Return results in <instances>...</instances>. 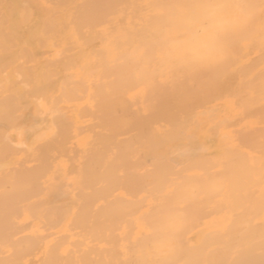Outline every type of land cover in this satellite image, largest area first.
I'll return each mask as SVG.
<instances>
[{"label":"bare ground","instance_id":"6f19581e","mask_svg":"<svg viewBox=\"0 0 264 264\" xmlns=\"http://www.w3.org/2000/svg\"><path fill=\"white\" fill-rule=\"evenodd\" d=\"M209 2V0H0V44H2V41H4V42H7V41H9V43H5L4 45H3V47L0 49V51L2 50V53H3V61H5L7 58H14L15 56H16V54L14 55V52L13 51H15V50H13V48H14V46L15 45H17L15 42H13L14 40H18V41H20V40H23V39H27V40H36V39H38L39 37L40 38H42V40L40 41V39L39 40H37L38 41V43H43V44H45L44 43V41H43V39H53V38H55V37H57L58 39H66V44L64 43V45L65 46H67V42H69L68 43V52H67V50H66V52L65 53H68V55L67 56H64V58L62 57L63 56V54H61V52L59 51L60 49H58V47L59 46H61V45H63L62 43H61V45H59L58 47L56 46V44H54V43H52L53 44V46L54 47H57V49L55 48V51H58L59 52V54H61L62 56H59V54H57L56 55V53H55V55L53 54V55H50V53L48 54V55H50V58L51 57H53V58H55V57H57V56H59V57H57V58H59L60 60L62 59L63 61L61 62L59 59H57L58 61H55V60H53V58L51 59V61H50V58H48V57H46V55L45 56H43V57H46L45 59H47V60H49V61H47L46 60V64H43V65H39V66H37L38 68L37 69H35V68H33L35 65H33V67H32V63H31V65H29L28 64V59L26 58V55H24L25 57V59L23 58V57H21V59L20 58H18L19 57V55H17L16 57L18 58V60H20L19 61V63H16V65L12 68V72L16 75V77H19V79H20V77H22V76H24V79H27V78H29V79H27V80H23V82L22 83H24V84H26V85H28L27 83L29 82V80L30 79H33V77L34 76H36V77H38V75L40 76V79L42 80V81H40L41 83V85H43V83L46 85V84H48L49 82H51L52 80L50 79V78H54V72L52 73V71L54 70L55 72L57 71L58 73H57V75L58 74H61V75H63V72H64V70H66V71H71V70H73V68L76 66V65H74L73 66V64H74V61H76L78 58L77 57H80L81 58V65L79 66L80 68H78V66H76L75 67V70L77 71V73L75 72V74H77V77H79V75H78V73L80 74V78L82 79V78H85L86 79V74L88 73H90V74H92V72H94L95 74H96V77L95 76H90V75H88V78H90V77H93V78H91V80L92 79H94L95 80V78H97L95 81L96 82H94V80H90L92 83H93V88H91L92 90V95H94V96H89V95H91V94H89V93H87V91H85V90H87L86 89V86L87 85H89V84H92L90 81L88 82V80H87V83H89V84H87L86 85V82H82V81H80V82H82V84H83V86L82 87H84V85H86L83 89L81 88V86L79 85L80 84V82L79 81H77L78 79H77V77H75V78H73V77H71L72 78V80H73V82H72V80L71 79H68V81H67V79L66 78H70V76H67L68 75V73H66L67 75H64L65 76V78L63 77V81L62 82H58V83H60V85L61 84H64L65 86H64V88H63V86H62V88L60 89V87H59V89L60 90H62L61 91V93L60 92H58L56 89V92L58 93V95L60 96H58L57 98H54V97H56V96H54L53 95V93H52V95H53V97L51 98V96H48V97H50L49 99H50V101L52 102V99L53 100H60V101H63V99L61 100V97H63L66 101H64V102H67V100L69 99V101L71 100L70 98L72 97V101H73V103H75L77 100H74V97H75V95L77 94V92L79 91V93H81V91L83 92V96H85L86 94H84V93H87L88 94V96L91 98H88L87 99V102H88V100L90 99V100H92L93 98H94V101L92 102L93 104V106H95L96 107V109H93V107H92V105H91V107H92V109L93 110H91V108H88V109H90V111L87 109V108H85V110L86 111H89V112H91V111H95L94 113H96V112H98L99 114H103L104 116H105V114L106 115H108L109 116V118H111L112 116V114L114 113V111L116 110L117 111V108L119 107H113V106H115L116 104V102H117V92L115 93V91L118 89V92H119V88H122V87H124L125 88V86H132L133 85V83L136 81V80H138V81H140V83L139 82H137V83H139V84H142V82L146 85V86H148L149 87V92L148 93H146V95H148L149 96V98L146 96L145 97V93L143 92V94L141 93V91H140V93L139 94H137L136 93V91L138 90H136V91H134L135 93V95L134 96H136V98H132L133 99V101H130L131 100V98L128 100V101H130L131 103L132 102H136V101H138V102H141V103H136V105L137 106H135V105H130V107H131V109H132V107L134 108L133 110H135V111H137V112H139L138 110H136V108L139 106L140 108H141V114L143 113V115L145 116V117H147V115H149L148 113H150V115H152V117L153 118H159L161 121H164V120H171V119H174L175 118V116L178 114V113H180L181 114V111L182 112H184L183 110H185V108H187L188 106H190L191 105V107H193L194 109H195V107L197 108L199 105H206L207 103L206 102H208V101H211L212 102V100L214 101V100H216L215 102H217V101H219V100H217V99H220L221 98V96H220V94H219V96H220V98H219V96H218V98L216 97V96H214V98L215 99H205V100H203V102L205 101V103L206 104H201V101L199 102V100L201 99H203V98H206L205 96H204V92H206V91H208V95L209 94H211V90L212 89H216V88H219V90H221V89H223L224 88V90H222L221 92H223V93H221V95H222V97L223 98H225L226 99V96H227V93H228V91H226V90H228V89H226L225 87V85H226V83L228 84V83H230V85H228V86H231L232 84H234V83H231V82H233L234 81V76L232 77V76H230V74H232V75H238V77H239V74L240 73H234V71H237V70H240L238 67H235L237 70H234L233 69V73H230V74H225L224 72H226V71H224L225 70V68L223 69V67H227V65H228V68H227V72H231V71H229V70H231L230 68H229V66L230 65H232V67H233V64H232V62H234V61H231L229 58H234V57H240V58H244V57H247V60H249V57H250V61H248L249 62V64H250V62H251V64H252V61H255V62H253V64L252 65H254V63L256 64L257 62H256V60L255 59H253V58H258V60L260 59L261 61H262V59L261 58H259V56L258 55H260V56H263L262 58H264V0H228V2L230 3V4H239V5H241L242 6V8H243V16H242V22H241V24L235 29V30H233V31H231L230 33H228L224 38H223V43H224V49H225V58L221 61V62H219V63H216V64H213V65H211V66H208V67H199V66H188V65H181V64H179V63H177V62H175V61H171V60H169V59H167L166 58V55H165V53H166V51L168 50V46H169V43L172 41V40H180V39H183L184 37H185V35H186V33L191 29V27H192V25L195 23V21H196V19H197V14H198V11H199V9L201 8V6L202 5H204V4H206V3H208ZM61 26H64V27H66V29H61L60 27ZM23 27H25V28H23ZM37 27H39L38 28V30H37ZM98 27H100L99 28V30L97 29ZM36 28V29H35ZM68 39H72L73 41H77L78 40V45H79V47H78V45H77V47H76V49L77 48H79V53L78 54H75V53H70V51H72V50H70L69 48H70V44H72L71 46H73L74 47V49H75V46L76 45H74V42H72L71 43V41H69ZM10 40H11V42H10ZM56 40V39H55ZM36 41V42H37ZM59 41V40H58ZM79 41H80V43H79ZM94 41H96V42H94ZM3 42V43H4ZM92 42H94V43H92ZM15 43V44H14ZM92 43V44H91ZM97 43V46H96V49H94V48H92L95 44ZM43 44H41L42 46H43ZM76 44V43H75ZM13 46V48H11V46ZM19 45H20V42H19ZM89 45H91V49H92V51L91 50H89L90 48H88V47H86V46H89ZM1 46V45H0ZM39 46V45H38ZM25 46H23V48H21V50L19 49V52L21 51V52H23V53H25V51H26V47L24 48ZM41 47V46H40ZM86 47V48H85ZM90 47V46H89ZM95 47V46H94ZM61 48V47H60ZM88 48V49H87ZM23 49V50H22ZM65 49H67V47H65ZM94 49V50H93ZM18 50V49H17ZM70 50V51H69ZM32 51V50H31ZM55 51H53V53L55 52ZM65 51V50H64ZM13 52V53H12ZM70 53V54H69ZM72 54V55H71ZM23 55V54H22ZM75 55L77 56V57H75ZM253 56V58L251 59V57ZM258 56V57H257ZM1 57V56H0ZM60 57H62V58H60ZM79 58V59H80ZM23 59H24V62H26V60H27V62H26V66H25V63L23 62ZM56 59V58H55ZM75 59V60H74ZM246 60V59H245ZM257 60V61H258ZM264 60V59H263ZM22 61V64H20V62ZM34 61H36L35 59L33 60V64H35V62ZM60 61V62H59ZM78 62H79V60H77ZM75 62V64H77L78 62ZM39 62V61H38ZM262 62H264V61H262ZM261 62V63H262ZM4 63H7L8 64V61L7 62H4ZM246 62H243V64H242V67H244L245 68V70L243 69V70H241V73L242 74H240V75H244V71H246V69H250L251 67H247L246 68V65L248 64V63H246ZM260 63V61H259V64L260 65H262ZM11 64V63H10ZM24 64V65H23ZM27 64L30 66V68H33V69H30V68H28L27 67ZM230 64V65H229ZM245 64V65H244ZM264 64V63H263ZM78 65V64H77ZM258 64H256V66H257ZM2 66H3V64H2ZM2 66H0V69L3 71L4 70V66H6V65H4L3 67ZM136 66H138V67H136ZM255 65L252 67V69L251 70H249V71H252V70H254V68L256 67ZM8 66H6L5 68H7ZM10 67V66H9ZM12 67V66H11ZM133 67V68H132ZM143 67V68H142ZM173 67V69H171ZM262 67H264L263 65H262ZM261 67V68H262ZM3 68V69H2ZM41 68L43 69V72L44 73H42L43 75L45 74V72H46V75L47 76H45L44 75V77H41V73H40V71L42 72V70H41ZM76 68H78V69H80V70H77ZM134 68H136V69H139L140 70V68H142V70H140V72H141V74L142 75H144V77H145V75L148 77H142V76H139V75H141V74H139V71L138 70H136L137 72H138V75H137V73H136V71H134L133 69ZM160 68H163L162 70H164L165 68L166 69H168L167 71H172V72H170V73H173L172 75H169V76H167V71L165 72V70L164 71H162ZM258 68H260V66L258 67ZM40 69V70H39ZM56 69H58V70H56ZM60 69V70H59ZM145 69H146V72H145ZM158 69H160L161 70V72H164L165 74H163V75H161L162 73L160 72V70H158ZM221 69H223V71L221 70ZM36 70H38L39 72L38 73H40V74H38V73H36L35 71ZM131 70L132 71H134V73L132 72L131 74H130V72H131ZM144 70V71H143ZM219 70H221L222 71V74L224 73L225 74V78L227 79V80H229V82H226L227 80L224 78V74L221 76V71H219ZM255 70H257V69H255ZM262 70V73L261 72H258L257 73V71H255V73H256V75L258 74V76H256L257 77V79H258V77H261V75H262V79H263V70H264V68H262L261 69ZM1 71V73H4V72H2ZM59 71H61V72H59ZM130 71V72H129ZM157 71H159V72H157ZM259 71V70H258ZM34 72L36 73V75L34 74ZM145 72V73H144ZM248 72V71H247ZM246 72V73H247ZM252 72H254V71H252ZM30 73H32V74H34L33 75V77H32V75L30 74ZM50 73H52V74H50ZM64 73V74H65ZM157 73H160V75H156ZM220 73V74H219ZM261 73V74H260ZM38 74V75H37ZM48 74H50V75H48ZM72 74V73H71ZM129 74L130 75H132V74H134L136 77H133L134 75H132V76H129ZM156 75V76H158L159 77V79H158V81H156L155 79H157V78H155V79H153V75ZM28 75H29V77H28ZM42 75V76H43ZM56 74H55V76H57ZM223 78V79H225L224 81L226 82H223V79L221 78V81L223 82H221L219 79V77L220 76ZM226 75H228V76H226ZM255 75V74H254ZM253 74H252V76H250L251 78H248V79H251L252 81H248V87L250 86V85H252L251 83L254 81L252 78L254 77L255 78V76H254ZM260 75V76H259ZM3 76V75H2ZM6 76V75H5ZM30 76L32 77V78H30ZM161 76H162V78H161ZM166 76V77H165ZM219 76V77H218ZM230 76V77H229ZM35 77V80L36 79H38V78H36ZM140 77V80L138 79ZM228 77H229V79H228ZM241 77V76H240ZM240 77H239V80H237L236 79V81H234L235 83H236V87L234 88V86H235V84H234V86L232 85V87H230V88H232V91H234L235 92V94L237 93L235 90H239V83H241V81L243 80L245 83L247 82V81H245V80H248V79H246V77L245 78H243V79H240ZM2 78V77H1ZM15 78V77H14ZM48 78H49V80H48ZM137 78V79H136ZM142 78V79H141ZM230 78H232L233 79V81H231L230 82ZM236 78V77H235ZM242 78V77H241ZM21 79H23V78H21ZM45 79H46V81H47V83H46V81H45ZM74 79H77V80H74ZM161 79V80H160ZM231 79V80H232ZM257 79L255 80V81H257ZM260 79V78H259ZM18 80V79H17ZM34 80V79H33ZM32 80V82L33 83H35V84H33L32 82H30V83H32V85L33 86H31V84H29L30 85V96H32L33 97V95L35 94V93H33L34 92V90H36L35 92H38L39 91V94H37V96H35V97H37V98H35V99H38L39 98V96H40V99H43V97H41V95L43 96V94L41 93V95H40V89H38L39 87H37L36 88V82L35 81H33ZM51 80V81H50ZM83 80V79H82ZM26 81V82H25ZM28 81V82H27ZM31 81V80H30ZM44 81V82H43ZM49 81V82H48ZM65 81H67L70 85H72V87L71 86H68V83L67 82H65ZM237 81H239L238 83H237ZM259 81L260 80H258L257 81V83H259ZM20 82V81H19ZM43 82V83H42ZM66 84H65V83ZM76 82V83H75ZM244 82L243 83H241L242 85L244 84ZM262 82H264L263 80H262ZM96 83V84H95ZM136 83V84H137ZM221 83L225 86V87H219V86H221ZM255 83V82H254ZM39 84V85H40ZM74 84V85H73ZM77 84V85H76ZM3 85H5V86H3V88H1L0 89V92H1V90L3 91L2 93H1V97H0V106L3 108V105L4 104H7V103H11V102H14L15 101V104H16V102H17V100L20 98V96H21V92L19 91V93L18 94H13V93H10L8 90H9V88H8V86L6 85V83L5 84H3ZM35 85V86H34ZM138 85V84H137ZM242 85H240L241 87H242ZM253 85H256V86H252V87H256V89H257V84H253ZM260 85H261V83H260ZM263 85V84H262ZM262 85L261 86H259L258 88H261L262 87ZM44 86V85H43ZM139 86H143V85H138V86H136V87H139ZM146 86H145V88H146ZM245 86V88H246V90H247V83H246V85H244ZM90 87H92L91 85H90ZM134 87V86H133ZM32 88H34V89H32ZM41 88V87H40ZM43 88V87H42ZM88 88V87H87ZM123 88V90H125ZM142 88H144V87H142ZM243 88V87H242ZM242 88H240L241 89V91H243L242 93H239L240 91H238V93H237V95L238 96H241V97H244L245 95L248 97V93H249V91L247 90H242ZM249 88H251V86L249 87ZM37 89H38V91H37ZM43 89H45V88H43ZM51 89V88H50ZM133 89H135V88H132V90ZM226 89V90H225ZM233 89H235V90H233ZM255 89V90H256ZM262 89V88H261ZM263 89H264V87H263ZM7 90V91H6ZM59 90V91H60ZM122 90V91H123ZM129 90V89H128ZM127 90V91H128ZM152 90H153V92H152ZM231 90V89H230ZM251 90H253V88L252 89H250V91ZM259 90V89H258ZM126 91V90H125ZM129 91H131V90H129ZM150 91H151V93H150ZM245 91H246V93L247 94H244L243 95V93H245ZM7 92H9L10 94H8ZM14 92V91H13ZM43 92V91H42ZM49 92H50V90H49ZM48 92V94L47 95H49L50 93ZM54 92V91H53ZM63 92V93H62ZM217 92V91H216ZM225 92H227V93H225ZM234 92H232V93H228L229 94V96L227 97V99L230 97V95L231 96H234V97H236L237 98V100H240L241 99V97L238 99V96L237 95H235L234 94ZM259 92V95H257V96H260L261 94H260V91H258ZM263 92H264V90H263ZM46 93L47 92H45L44 94H45V98L43 99V101L47 104H49L50 102H48L49 101V99H47L48 97H47V95H46ZM56 93V94H57ZM123 93H125L126 94V92H122L120 95L121 96H119V97H121V99H123V97L122 96H124V95H122ZM251 93V92H250ZM257 93V92H256ZM262 93V92H261ZM13 94V95H12ZM131 94H133V92L131 93ZM131 94H129L130 96H132L133 97V95H131ZM141 94H142V96H141ZM206 94V96H207V93H205ZM226 94V95H225ZM232 94H234V95H232ZM258 94V93H257ZM263 95V97H264V93H262ZM39 95V96H38ZM82 95V94H81ZM137 95H140V97H142L144 100H142V98H141V100L143 101H140V98H138L139 96H137ZM150 95H151V97H150ZM224 95H225V97H224ZM243 95V96H242ZM252 95L253 96H251V97H248L249 99L248 100H251L252 102L254 101V99H252V98H254V96L256 97V94L255 93H253L252 92ZM77 96V95H76ZM79 96V95H78ZM78 96H77V98H78ZM83 96L81 97V96H79V98H82V100H83ZM213 96H211V95H209L208 97H210V98H212ZM47 97V98H46ZM86 97V96H85ZM84 97V98H85ZM118 97V103L117 104H119V98ZM125 97H127V96H125ZM145 97V98H144ZM77 98H75V99H77ZM79 98H78V100H79ZM138 98V99H137ZM233 98V97H232ZM236 98H233V99H231V97H230V99H229V103H230V101L231 102H233L234 100L237 102V100H236ZM251 98V99H250ZM47 99V100H46ZM120 99V103H121V100ZM136 99V100H135ZM145 99H146V101H145ZM226 99V100H227ZM256 99H257V97H256ZM260 99H262V100H264V98H260ZM259 99V100H260ZM46 100V101H45ZM81 100V99H80ZM147 100H150V101H147ZM207 100V101H206ZM233 100V101H232ZM124 101H125V99H124ZM128 101H127V104H128ZM146 103H145V102ZM241 101H242V99H241ZM243 101H245V98H243ZM243 101L242 102H239V106L238 105H236V103L235 102H233V106H238V107H240L241 105L240 104H242L243 103ZM251 101H249L250 103H248V105H249V107L247 106V109H245L246 111L243 113V106H241V108L242 109H239L238 111H240V113H239V116L240 115H244V114H246V116L248 115V118H254L253 120H255V118H257L258 117V120L260 119V117H262V115H263V112H262V109H263V111H264V108H262L263 107V105L261 104V105H259V101H258V99H257V102H258V106L255 108L254 106H255V104H257V102H255L254 101V103H253V105H252V103H251ZM33 102H35L36 103V100L34 101V99H33ZM78 102V101H77ZM76 102V103H77ZM123 102V101H122ZM126 102V101H125ZM124 102V104H126ZM149 102H151V103H149ZM196 102H198V104H196ZM202 102V103H203ZM223 102H224V99H223ZM2 103H4V104H2ZM59 103H62V102H59ZM75 103V104H76ZM91 103V102H90ZM143 103H144V105H143ZM200 103V104H199ZM208 103H210V102H208ZM227 103H228V100H227ZM235 103V104H234ZM9 104H7V105H5L4 106V108L5 107H9V111H10V106H12L13 107V105H9ZM28 104V103H27ZM37 104V103H36ZM54 104H57V101H54V102H52V103H50L49 104V106H50V108H51V106H55ZM65 104V103H64ZM78 104H80V105H82L81 103H78ZM123 104V106H124V108H126L125 106L126 105H124ZM140 104V105H139ZM148 104H150L151 106H147ZM192 104L194 105V106H192ZM244 104H245V102H244ZM263 104H264V102H263ZM17 105V104H16ZM25 105V104H24ZM90 105V104H89ZM227 105V104H226ZM246 105L247 104H245V108H246ZM15 106V105H14ZM18 106V105H17ZM21 106H23V105H21ZM21 106L19 107L18 106V108H16V110L15 111H17L18 109H20L21 108ZM39 106V105H38ZM67 106H68V104H67ZM69 106H70V104H69ZM85 106H88V104H86L85 103V105H84V107ZM120 106H122V105H120ZM122 106V107H123ZM129 105H127V108H129L128 107ZM143 106H145V107H143ZM228 106V105H227ZM16 107V106H15ZM14 107V108H15ZM46 107H47V105H46ZM53 107H52V109H53ZM89 107V106H88ZM138 107V108H139ZM238 107H236V108H238ZM252 107H253V109H252ZM259 107V108H258ZM260 107H261V109H260ZM2 108H1V110H2ZM3 108V110H6L7 109V113H8V115H9V112H8V108H6V109H4ZM14 108H11V112H10V114H13L12 113V111L14 110ZM26 108V105H25V107H23V109H25ZM55 108V107H54ZM57 108H59L58 106H57ZM56 108V109H57ZM75 108H77L76 107V105H75ZM81 108H83V106H81ZM81 108L79 109V111L81 110ZM116 108V109H115ZM143 108V109H142ZM145 108V109H144ZM147 108H148V110H149V112H148V110H147ZM193 108H191V109H193ZM198 108H204V106H201V107H198ZM248 108H249V110H248ZM13 109V110H12ZM37 109H38V111L40 112L39 114H41L42 112V110H44L43 108H42V110L40 111V109H39V107H37ZM48 109V108H47ZM115 109V110H114ZM120 109H122V108H120ZM187 109H189V108H187ZM259 111H258V110ZM2 110V111H3ZM22 110V109H21ZM54 110V109H53ZM58 110V109H57ZM75 110V109H74ZM123 110V109H122ZM126 110V109H125ZM133 110L132 111H130V112H132V114L134 115V113H133ZM146 110H147V112H146ZM202 110V109H201ZM213 110V109H212ZM234 110V109H233ZM251 110V111H250ZM38 111H36V113H37V115H38ZM55 111V110H54ZM62 111V110H61ZM68 111V110H67ZM69 111H70V109H69ZM78 111V113H79V118H82L83 116H84V114H82L81 116H80V112ZM86 111H85V114H87L86 113ZM120 111V110H119ZM134 111V112H135ZM194 111V110H193ZM248 111V112H247ZM256 111H258V114H259V112H260V114H262L260 117H259V115L257 114V113H254V112H256ZM4 113H5V115H7L6 114V112L5 111H3ZM14 112V111H13ZM53 112V111H52ZM56 112V111H55ZM59 112V113H58ZM84 112V111H83ZM120 112H123L122 113V115L124 116V114H125V116H127V117H123V116H121L122 118H124L125 119V121L127 122L128 120H126V119H128V114L126 113V111H120ZM127 112H129V111H127ZM137 112H136V114H137ZM206 112H208V111H206ZM210 112V111H209ZM249 112H252V114H253V116H254V114H255V117H251V115L249 114ZM57 113L61 116L62 114H65L64 112L63 113H61L60 114V111H57ZM57 113H54V114H57ZM77 113V114H78ZM117 114H118V112H116ZM115 113V114H116ZM152 113V114H151ZM192 113H194V112H192ZM204 113V112H203ZM234 113V112H233ZM2 114V118L4 117L5 119L7 118L6 116H3L4 114L3 113H1ZM54 114H52L53 116H54ZM97 114V113H96ZM95 114V115H96ZM117 114H116V116H117ZM127 114V115H126ZM145 114H147V115H145ZM199 114H201V113H199ZM7 115V116H8ZM14 117L16 118V115H15V112H14ZM13 115H11V116H13ZM19 115H20V113H19ZM51 115V116H52ZM89 115V114H88ZM95 115H91L90 117L92 118V116H95ZM118 115H121L120 113L118 114ZM130 115V114H129ZM139 115V114H138ZM184 115V114H183ZM195 115V114H194ZM229 115V114H228ZM256 115H258V116H256ZM22 116V115H21ZM39 116H41V115H39ZM52 116V118H53V121H54V117ZM55 116H57V115H55ZM69 116V115H68ZM86 116V115H85ZM84 116V117H85ZM96 116H98V117H96ZM94 118L97 120V119H99L100 118V115H96ZM103 116V117H104ZM111 116V117H110ZM140 116V115H139ZM139 116H136L138 119L140 118ZM207 116H208V114H207ZM221 116V115H220ZM239 116H237L236 118L238 119V120H236V118H233L234 120H229V122H230V124H232L233 122H236L237 123V125H236V123H233L232 125H233V129H234V127H236L237 128V130H236V128L234 129V130H236V131H232V128H231V131H230V134H231V132H235V134H234V136H233V139L232 140H236V136H237V143H238V145H239V143H244L243 145H239V146H244L245 145V147L244 148H247V143H248V146H250L251 145V149H255L254 148V145H256L255 147L257 148V146H258V148H259V146H260V148H262L261 150H262V152L260 151H255V150H258V149H255L254 151H252V150H250V151H248L249 149V147L247 148V149H244V150H246V154L245 155H247V154H251V155H253V159H254V155H260L261 156V154L263 155L264 154V149H263V144L264 143H262V146H261V144H260V142L261 141H256V142H258L260 145H258V143H256L255 142V144L252 142V134L251 133H253V134H255L254 132H256V134L254 135V141L255 140H261V138H263L264 136H262L263 135V133H262V135L260 134V132L262 131V130H264L263 128V126H264V123H263V121H264V118L262 119V121L261 120H259L258 122L259 123H261V125H262V123H263V125L261 126V127H263L262 128V130H260L261 129V127L259 126L258 128H260L258 131H259V134L262 136H260V138H256V136L258 135L257 134V131H254V130H252V129H255L256 128V130H257V127H253L252 129L251 128H249L245 123H244V121H243V119L245 118V116H244V118H243V116L241 117H239ZM250 116V117H249ZM10 117V116H9ZM18 118H19V116H17ZM59 117V116H58ZM58 117L57 118H55V121H54V123L56 122V120L58 119ZM62 117H64V116H62ZM62 117H60L61 119H63ZM71 117V116H70ZM90 117H89V119H90ZM132 117H135V116H131V117H129V119L131 118V120L134 122L135 120H133L132 119ZM135 117V118H136ZM143 118V122H136L138 119H136V121H135V124L134 123H132V126H131V124H129L130 123V120L128 121V123L126 124V125H124L125 124V122H124V119H122V118H120V120H119V118H118V116H117V118H118V121L120 122L121 120L123 121V125L124 126H122V127H124V128H126L127 127V129L126 130H124L123 129V131H121L122 129H121V126H120V132L118 133V129H116V126L118 127L119 125H116L115 126V128H114V131H116V130H118V131H116V132H114V134L115 135H117V133H118V136H115L114 134V136L113 135H111L112 133H110L111 132V130H113V129H110V132L107 130V128H106V126L107 125H109V124H103L102 122H100L101 121V119H100V121L98 120L97 122L98 123H102L104 126H105V128L103 127V125H102V127L104 128V129H102V130H99L98 129V127L96 128V127H94L95 125H93V124H96L97 122L96 121H94V119H91V120H89V121H92V123H89L90 124V126H91V124H92V126H93V128L95 129H97V130H92V129H90V128H88L87 127V125L88 124H86L85 126H83L85 123H83V125L82 126H78L79 127V129H80V127L81 128H85V127H87V129L88 130H83L82 132H86V131H92V133L91 132H89V133H91V134H93V136L90 134V136H92V137H88V138H92V140H93V142H91V144H90V141H89V143L88 144H85V145H89L90 147H88V150L89 151H91V148H92V146H93V148L96 150L97 148H95V147H97L98 145H99V147H98V149L96 150L97 151V156L99 155V157H101V156H103L104 157V155H101L100 156V153L98 154V150H100V147H102V146H100V143L102 142V143H104V141H105V139H106V141L105 142H107L108 140L110 141L113 137H119V139H117V141L115 142V145H114V143H112V146L114 145L115 147H117V144L118 145H120L119 143H117L118 142V140H120L121 138L123 139L125 136V138H128L129 136L130 137H132L131 135H126L127 134V130L128 129H130L131 127L132 128H134V125L136 126V127H138V129H134V131H135V134H136V132H137V130H138V132L137 133H139L142 129V131L145 133V135H147V137H142V139L145 141V138H146V140L150 137V136H148L150 133L149 132H151V130H152V124L153 125H156V123L158 122H156V121H153V120H149V119H147V118ZM2 119V122L3 121H5V122H3V123H8L9 121H6L5 119ZM11 118H13V117H11ZM52 118L50 119V120H52ZM58 119V120H61V119ZM66 118V117H65ZM69 118V117H68ZM73 118V117H72ZM106 118V119H105ZM104 119H103V122L105 123V121L107 120V122H110L109 121V119L107 118V117H105ZM114 118H116L115 117V115H114V117H113V119ZM228 118V117H227ZM241 118V120L239 121V119ZM14 119V118H13ZM17 119V118H16ZM74 119V118H73ZM88 119V118H87ZM140 119H142V117L140 118ZM246 120H247V117L245 118ZM7 120H8V118H7ZM111 120V119H110ZM146 120H148V121H146ZM155 120H157V119H155ZM179 120V119H178ZM182 120H183V117H182ZM236 120V121H235ZM52 121V122H53ZM66 121V120H65ZM65 121H64V119H63V121H61V122H64V123H62V126H64L65 124L68 126H64L65 128L67 127V129L69 128V131H67V133H68V135L70 134V138L67 136V134L66 135H64L65 137L67 136L68 137V140L66 141V142H68V144L70 143V144H75V142L73 141V139H75L74 137H73V139H72V141H69V139H71L72 138V135H71V128L70 127H72L71 125H73L74 123H72V121L70 120V121H66V123H65ZM75 121V120H74ZM94 121V122H93ZM116 121H117V119H116ZM117 121V122H118ZM140 121V120H139ZM151 121V122H150ZM176 121V120H175ZM191 120H189V121H187V123H189ZM222 121V123H220V121L219 120H217L216 121V124L219 122V125L220 124H222V127L224 126L223 124V120H221ZM242 121V123L241 124H243V125H245V127L247 126L249 129H250V135L248 134L249 132H247L249 129H247V127H246V129L247 130H243V128L244 127H242V128H240L239 130H238V123H240ZM14 122V121H13ZM51 122V125L53 126V127H55L56 128V126H57V128L59 127H61V126H58V123H61L60 121L58 122L57 121V124L55 123V125H53L54 123H52ZM69 124H68V123ZM96 122V123H95ZM113 122V121H112ZM114 122H115V120H114ZM116 122V123H117ZM118 122V123H119ZM145 122V123H144ZM146 122H149V123H146ZM166 122V121H165ZM164 122V123H165ZM192 122H193V120H192ZM256 122V121H255ZM258 122H256L257 124V126L259 125V123ZM70 123H72V124H70ZM117 123V124H118ZM140 123H142V124H140ZM155 123V124H154ZM179 123L181 124V122L179 121ZM178 123V124H179ZM251 123V122H250ZM12 124V123H11ZM111 124V123H110ZM113 124V123H112ZM131 126V127H129V125ZM134 124V125H133ZM141 126H140V125ZM143 124H145V125H147V126H149V124H151V127L149 126L148 128L150 129H147L148 131L147 132H145L144 131V129L146 130V128H144V127H147V126H142ZM186 124V123H185ZM180 125V126H178V127H180L181 129L182 128H184L185 129V126H187V125ZM189 124H191V123H189ZM198 124V123H197ZM215 124V123H214ZM213 124V125H214ZM236 126H235V125ZM5 125V124H4ZM77 125V124H76ZM100 125L101 124H99V127H100ZM115 125V123L113 124V126ZM139 125V126H138ZM166 125H168V123L166 124ZM218 125V124H217ZM211 126V128H209L208 127V129H211V130H214V131H209V132H211V135H212V133H214L215 132V134H216V131H218L217 130V127H220V126ZM232 125H230V126H232ZM240 125V124H239ZM250 125H252V124H250ZM253 125H255V124H253ZM6 126V125H5ZM10 126V125H9ZM97 126V125H96ZM163 126H164V124H163ZM169 126V125H168ZM240 126H242V125H240ZM74 127V126H73ZM72 127V128H73ZM78 127H75L77 130H76V136L77 135H79V133H81V129H80V131H79V133H77L78 132ZM101 127V128H102ZM108 127V126H107ZM110 127H111V125H110ZM129 127V128H128ZM142 127V128H141ZM216 128V129H213V128ZM7 128V127H6ZM12 128V127H11ZM56 128V130H59V129H57ZM92 128V127H91ZM119 128V127H118ZM155 128V127H154ZM61 129H62V127H61ZM60 129V130H61ZM90 129V130H89ZM106 129V130H105ZM55 129H54V131H56ZM59 130V131H60ZM64 130V129H63ZM99 130V132L101 131V133L102 134H100V133H98L97 131ZM131 130V132H133V130L132 129H130ZM183 130V129H182ZM0 131H3V129L1 128V130ZM42 131H44V130H42ZM58 131V133L60 134V132ZM66 130H64V132H65ZM94 131H96V134L94 135ZM105 131V132H104ZM125 131V132H124ZM208 131V130H207ZM206 131V132H207ZM221 131V130H220ZM225 131V130H224ZM238 131V132H237ZM240 131L242 132L241 133V136H240ZM244 131V132H243ZM4 132H5V130H4ZM31 132V129L29 128V127H24V126H21V127H15V128H13L12 130L10 129V133L8 134V144L6 145V147H12L11 146V144L13 145H16L17 146V148H18V145L19 146H21V147H23L25 144H26V142H25V135L26 134H29ZM57 132V131H56ZM56 132H54V134L56 133ZM64 132L62 133V137H64L63 136V134H64ZM107 132H109L110 134H108ZM113 132V131H112ZM122 132H124V133H122ZM209 132H207V133H209ZM247 132V133H246ZM264 132V131H263ZM6 133V132H5ZM42 133V132H41ZM57 133V134H58ZM99 135H98V134ZM104 133H106V134H108V135H105ZM123 135H122V134ZM144 133H141L140 132V135L142 134H144ZM146 133H148V134H146ZM237 133H238V135H237ZM244 133V134H243ZM42 134H44V133H42ZM103 134L105 135L104 137H101V136H103ZM135 134H133L132 133V135L134 136ZM3 135H5L4 133H3ZM74 135V134H73ZM113 136V137H110L111 139H109V138H107L106 136ZM122 135V136H121ZM139 135V134H138ZM144 135V136H145ZM168 135V134H167ZM43 136V135H42ZM52 136H53V132H52V134H51V137H48V138H45L44 139V141H45V144L46 145H50L52 142H53V139H55V140H57L59 137H60V135L58 136V138H53L52 140H50V138H52ZM55 136H56V134H55ZM54 136V137H55ZM75 136V137H76ZM100 136V137H99ZM124 136V137H123ZM136 136H137V134H136ZM188 136H190V135H188ZM214 136V135H213ZM222 136V135H221ZM226 137V135H223L222 136V138H225ZM239 136V137H238ZM5 137V136H4ZM40 137V136H39ZM46 137V136H45ZM57 137V136H56ZM67 137L65 138V139H67ZM94 137H97V138H94ZM135 137V136H134ZM138 137V136H137ZM170 137H173V136H170ZM98 138H104L102 141L101 140H99V141H101L100 143H97L98 142ZM136 138V137H135ZM135 138H134V140H135ZM191 138H193V137H191ZM239 138H241L240 140H242V142H240V140L238 141V139ZM5 139V138H4ZM47 139V140H46ZM60 139H63V138H60ZM95 139H97V140H95ZM113 139H115V138H113ZM121 139V140H122ZM129 139V138H128ZM137 139V138H136ZM142 139H140V140H142ZM172 139V138H171ZM3 140V138H1V141ZM5 140H7V138L5 139ZM49 140H50V142H49ZM54 140V141H55ZM90 140V139H89ZM95 140V141H94ZM127 140V139H126ZM134 141L133 142V140H131L134 144L133 145H135V144H137L138 146H141V145H143V142L142 141ZM160 140H162V139H160ZM227 140V139H226ZM263 140V139H262ZM44 141L42 142V143H40V145H37V146H41L42 144L44 145V147H45V144H44ZM50 143H48V142ZM63 142V140H60L59 142ZM65 141V140H64ZM97 141V142H96ZM108 141V142H109ZM128 141H130V139L128 140ZM128 141H123L122 142V145H120V146H123V144H125V142L126 143H131V142H128ZM165 141V140H164ZM230 141V140H229ZM236 141H234V142H236ZM48 144H47V143ZM58 142V143H59ZM73 142V143H72ZM110 142H112V141H110ZM104 143V145L105 144H110L111 145V143ZM119 142H121V141H119ZM140 142H142V144H140L139 145V143ZM253 143V145H252V143ZM262 142H264V141H262ZM3 144L4 143H6L5 141L4 142H2ZM2 143H0V145L2 144ZM9 143H11L10 145H9ZM54 143V142H53ZM55 143H56V141H55ZM79 143V142H78ZM86 143V142H85ZM101 143V144H102ZM249 143H251V144H249ZM1 145V146H5V145ZM39 144V143H38ZM62 144H65V146H66V148H67V150H65V149H62V150H64L63 152H62V150H58V146H57V151L55 150V149H53V145H51V147H52V150L53 151H55V152H57V153H55V154H53L50 150H48V149H46V150H48L47 152H45V154L47 153L49 156H50V158H48V156H46V159L48 158V160L49 161H46V162H48V164H49V162L51 163L50 165V169H48V170H52L51 169V167H52V163L53 162H55V160L58 158L59 159V156H62V158H64L65 157V159H67V157H68V159L67 160H65V161H67L66 163H68L67 165H68V167H72V171L74 172V173H76V174H74L73 173V175H77V177L79 176V174H80V178H81V176H82V174H81V172L80 171H74V164H76V163H73L74 161H77V159H76V155L77 156H79L77 153L78 152H74V150L76 151V147H75V145H74V147L73 146H70V145H68L67 146V143H62ZM79 144H81V142L79 143ZM95 144V145H94ZM128 144V145H129ZM42 145V146H43ZM56 145H58V144H56ZM60 145V144H59ZM84 145V147H85V151L83 152L84 154L85 153H88V152H86V150H87V146H85ZM97 145V146H96ZM136 145V146H137ZM158 145V144H157ZM157 145H155V147H157ZM229 145V144H228ZM238 145H236L235 144V147L234 148H236V146H238ZM16 146H13V147H16ZM37 146L35 145L34 147H33V150H35V151H32V152H36V154L35 155H33L32 156V154L33 153H31L30 155L32 156H30V155H27V154H29L30 152H28V148L26 149L25 148V152H24V150H22V151H20L19 149H22L21 147H19L18 149H16L17 151L19 150L20 151V153L21 152H23L24 154H26V155H24V157H22L24 160L22 161V159L21 160H19V161H21V164L23 165L24 163L26 164V167H27V159H31L30 161H28V163L29 162H34L33 164H32V166H30V170H32L31 169V167H33V165L35 164L36 165V162L35 161H37V162H39L40 163V161H38V159H37V157H39L38 155V153L40 152L39 150H37L38 148H37ZM41 146V147H42ZM63 145H60V147H59V149H61V148H63L62 147ZM65 146H64V148H65ZM106 146V145H105ZM109 148H110V146L109 145H107ZM111 146V147H112ZM119 146V147H120ZM126 146H127V144H126ZM125 145H124V148L126 147ZM136 146L134 147V148H132V144H131V146H127L128 148H132V149H135L134 151H136ZM137 146V147H138ZM212 146V145H211ZM232 146V145H231ZM238 146V147H239ZM36 147V148H35ZM40 147V148H41ZM44 147H42V148H44ZM69 147V148H68ZM74 148L73 150L71 149V148ZM115 147H112V149L110 148V150L113 152H111V154H115ZM5 148V147H4ZM41 148V149H42ZM45 148H47V146L45 147ZM45 148L43 149V150H45ZM78 148V147H77ZM92 148V149H93ZM103 148H105V147H102L101 149H103ZM146 148V147H145ZM227 148H229V149H231L229 146H227ZM243 148V147H242ZM259 148V149H260ZM2 149H3V147H2ZM30 149V148H29ZM68 149H71V151H73L72 153H70L71 151H69ZM81 149V148H80ZM92 150L91 152H94L95 150ZM114 149V150H113ZM118 149V148H117ZM117 149H116V151H117ZM119 149H122V147H120ZM125 149H127V148H125ZM124 149V150H125ZM213 149H216L217 150V153H219L218 152V150L220 149V147L219 146H216V147H209L208 148V150H213ZM8 150H10V148H6L5 149V151H8ZM12 150V149H11ZM11 150L9 151V152H11ZM37 150V151H36ZM82 150V149H81ZM105 150V149H104ZM106 150H108V149H106ZM110 150H109V152L107 151V153H105V155H106V157L107 156H111V154H110ZM123 150V149H122ZM123 150V151H124ZM128 150V149H127ZM131 149H129V151H130ZM199 150V152L201 153V159L199 158V160L203 163V165L206 167L207 165V163H204V160L202 161V159H206L207 161L208 160H210V162H211V160L214 158V155H211V154H209L208 152L209 151H207L206 149H202V148H200V149H198ZM226 150V155H227V157H226V155H222V156H225L223 159H221V160H219V161H223V160H226V162L225 161H223V162H225V163H227L229 160H228V157H229V159L230 158H234L235 156H229V154L231 153V151L232 152H235L234 151V149H232V150H228V149H225ZM235 150H237V149H235ZM243 150V151H244ZM16 151V153L18 154V152ZM30 151V150H29ZM39 151V152H38ZM60 151V152H59ZM67 151V152H66ZM134 151H131V153H134V155H136V158L135 159H137L138 160V163H139V158L141 157L140 155L141 154H139V153H137V151H136V153L134 152ZM207 151V152H206ZM229 151V152H228ZM242 151V150H241ZM240 150H239V152H241ZM28 152V153H27ZM38 152V153H37ZM51 152V153H50ZM65 152V153H64ZM71 154H69V153ZM82 152V151H81ZM80 151H79V153H81ZM99 152H101V150L99 151ZM238 151H237V155L238 154H240ZM13 153V155L15 154V152L13 151L12 152ZM40 153H42V152H40ZM61 153V154H60ZM74 153H75V156H73L74 155ZM102 153V152H101ZM120 153V152H119ZM118 153V154H119ZM130 152H128L127 154H126V150H125V155H127L128 156V154H129ZM151 155H156L155 153L153 154V151H151ZM228 153V154H227ZM242 153V152H241ZM244 153V152H243ZM243 153H242V156H245V155H243ZM0 154H3V155H5L4 153H1V150H0ZM38 154V155H37ZM44 154V155H45ZM65 154H67L66 156H64ZM84 154H82L81 153V157L79 156L78 157V159L80 158H82L81 159V163H77V166L78 165H80V166H78L79 168L78 169H80L81 168V166H82V164H84V163H86L85 161L82 163V160H85L86 158V154H85V157H84ZM89 154V153H88ZM92 155L94 154V153H91ZM103 154V153H102ZM108 154V155H107ZM216 154V153H215ZM11 155V154H10ZM9 155V159L10 158H12L11 156ZM36 155H37V157H36ZM59 155V156H58ZM69 155V156H68ZM92 155H90V158L92 157ZM130 155V154H129ZM132 155V154H131ZM138 155L140 156V157H138ZM236 155V160L238 159V156ZM241 155V154H240ZM240 155H239V159H240ZM6 156V155H5ZM8 156V155H7ZM25 156H26V159H25ZM43 156V155H42ZM41 156V157H42ZM54 156H56V157H54ZM72 156H73V159L75 158V160L73 161V159H72ZM113 156V155H112ZM122 156H124V155H122ZM154 156H152V157H154ZM179 156V155H178ZM197 156V155H196ZM260 156H258V157H260ZM264 156V155H263ZM36 157V158H35ZM41 157L39 158V159H41ZM55 159H54V158ZM95 157H96V155H95ZM98 157V158H99ZM106 157L105 158H103V159H106ZM116 157V156H115ZM118 157H120V156H118ZM138 157V158H137ZM180 157V156H179ZM199 157V156H198ZM198 157H196V158H194V157H190V158H192L193 160H194V162L192 163L193 164V166L195 165L194 163L195 162H197L198 160ZM245 157H247V156H245ZM257 157V158H258ZM262 157V156H261ZM261 157L260 158H258V160H259V163H258V165L257 166H255L256 168L257 167H259L260 166V164L263 162V157H262V159H261ZM0 158H1V156H0ZM16 158H17V156H16ZM44 158V157H43ZM54 159V161H53V159ZM61 157H60V160L62 159ZM84 158V159H83ZM93 158V159H92ZM91 159H89L88 158V160H86V161H89V160H91L92 161V163H94L95 161H97V160H99V163L100 162H104V164H103V166L105 165V163L107 164V161H110L111 160V157H109L110 158V160H102V161H100V159H97V160H95V158L94 157H92ZM108 158V157H107ZM120 158H122V157H120ZM189 158V160L188 161H190V160H192V159H190ZM232 158V159H233ZM250 159H248L247 158V162L248 163H242V161H244V159L246 160V158H244L243 160H240L241 161V166H239L240 168L241 167H243L244 168V166H242V164H247V166H246V168H245V174H244V172H243V174L241 173V174H239V176L237 177V175H238V173H239V170H237V169H240L238 166H237V163H238V160L235 162V160H234V162H232V164L233 163H236V164H233L235 167H236V169L235 170H237L236 171V173H237V175L236 174H234V175H232V173L230 174L229 172L230 171H228V169H226L227 168V166H229L230 167V165H231V161H229L228 163H230V165L228 164L227 166L225 165V167L226 168H224V169H226V171H228V172H222V171H220V170H215L216 172L218 171H220V173H223V174H217L215 171L212 173L211 172V175H209L210 177H213V176H216V178H211L210 180H212L213 179V182H211V181H209L208 179V181L210 182V183H208V182H206V181H204V183H202L203 182V179L204 180H206L205 178H207V177H209V176H207V174H208V172L210 171L209 169H211L212 167H215V165L214 164H216V163H212V162H214V160H212V164L214 165H211L210 166V168L208 169V171H206L207 172V174H206V172H205V170H207V168L209 167V166H207V168L204 170H202V169H199V170H201L202 172L204 171L205 173H203L202 174V176H203V178H199L198 177V179H199V181L201 180L202 182H199L198 181V183L200 184V185H198L197 186V184L198 183H196L197 181H195V179H194V177H192L191 176V180H190V175H186V171H185V166H187L188 165V167H186L187 168V171L188 172H191L190 171V169H191V167H189V163L190 162H187L188 164H186L185 163V166L183 167V166H181V167H179L178 168V170L180 171L181 169H183L182 171V174H183V177L181 176V174H179V172H178V170H177V172H176V169L174 170V172H171V171H173V170H171L172 168V165H170L169 163H168V165H164L165 166V168L166 167H169L170 166V170H168L167 172H168V174L167 175H170L169 173H172V175L174 176V174H175V172H176V174L175 175H180L179 177L178 176H174L173 178H172V176L170 175V177L168 178V176L166 177V184H167V179H169V180H172V181H174L173 183L170 181V183L171 184H174V185H177V187H174V189L176 188V190L177 189H179L178 188V186H180L181 184H183L182 182H188V184L187 183H185L186 185H182L181 186V190H182V192H180L179 193V197H178V194L176 195V190H174V191H169L170 192V194L172 193V195H168L167 193H165L166 194V196H165V194L163 193V196L162 195H160L159 194V197L161 198L160 200H163L164 199V197H166L165 198V201H161L160 203L158 202V199L156 200L157 202H158V205H159V207L157 206V203L155 202V205L157 206H155V205H153L152 203L150 204L151 206L153 205L154 207H153V209L151 210V209H149V208H151V206L148 208V212H146L147 213V215H146V213L144 212L143 213V215L142 216H140L141 218H144V219H147L146 221V225L144 224L143 225V229H144V226H150V227H148L147 229H149L150 231H153L154 230V228L153 227H155V230H160V232L158 231V232H140V233H136V232H138L137 231V226L135 227V225L133 226V223H132V219L130 220V215L131 216H133V214H135L137 211H138V206H137V204L138 203H133V201L134 200H136V199H138L134 194H135V184H133V186L134 187H132V185H131V187L134 189V193L130 190L129 191V189H128V192H131L132 193V195L133 196H135V197H132L131 196V193H129L130 194V202H129V205H128V207H130L131 209L130 210H134V208H136V210L137 211H135V213H130V211L128 212L129 214L128 215H125L124 213V215L122 214V211H120V213H121V215H123L125 218L127 217V216H129L127 219H125L124 217V221H125V223H126V221H127V225H125L126 227L124 228V229H127V230H129V233H130V235H129V233H128V231L127 230H125V231H127V233L126 232H122V233H124V234H120V237H115V239H117L118 241L116 242V240L114 239V236H116V234L113 232V230H111L112 229V227H111V225L112 224H116V223H112L111 221H103L102 223H103V225H104V222H105V224L107 223V224H109L110 226H108V228L109 227H111V232L112 233H110L109 232V230H108V228L107 227H104V228H106L107 229V231L109 232H107L106 231V233L108 234V238L107 237H105V235H107L106 233H105V231L103 230L104 228H102V226L100 225V229H101V231L102 232H104L105 233V235H103L104 237H102V233L100 232V230H98V232L97 233H94V231L92 232L90 229H92L93 228V226H92V228L90 227V225H89V230H88V228H87V230L88 231H90V235H94L96 238H97V236H98V238L97 239H95V238H93V235H92V237H88V240H90L89 238H92V240L93 239H95V240H93V241H95V243L94 242H92L93 243V245L94 246H92V243H90V242H88V240H87V236H88V234L87 233H89V232H87L86 230H84L83 229V227L82 226H85V225H83L82 224V222H84V221H81V219H80V223L82 224V226H80V228L82 227V229H83V231H80L79 230V225H77L78 223H77V221L76 220H78V216L80 215V216H82V213H80L76 208H79V204H80V202L81 201H84L83 200V197L81 196V195H83V196H86L87 194L88 195H91L90 194V192H91V190L90 189H88L89 190V192H86V194L84 195L83 193H82V190L81 189H83L84 188V186H85V184H86V182L85 183H82L81 181H83L84 179H82V180H80V178L78 177V179L80 180L79 182H81V183H79V186L81 187V185H83L80 189H76L77 191H79V190H81L80 192V195H77L78 196V198H79V196H81L82 197V200L81 199H75V198H77V196H76V194H74V196H75V198L74 197H71V198H74L75 199V201H73L74 202V204H76L75 202L77 201H80V202H78V207L76 206H74V204L72 203V201L71 202H69V204L70 203H72L73 204V207L79 212V214L77 215V213H76V217H78L77 219H76V217H74V215H73V217L75 218L74 220L76 221H74L75 223H77V224H75V225H77V226H75L74 228L76 229L77 227V232H83L82 234H76V231H74L73 232V234H74V236H75V234H76V239H77V236H79V235H84V233H86V237H84L83 236V239L85 238L87 241V246H85V244H84V246H85V251H84V249L82 250L81 248H80V246H81V243H83V239H81L82 240V242L80 241V239H74L73 241L74 242H77L78 240V244L77 243H73V245L72 244H70V245H72V246H70V247H72V251H70L71 250V248H69L68 250H67V248H66V246H67V244H69V243H67L66 244V246L64 247V246H62L61 244H62V236H63V234H62V236L59 234V235H55V236H53V237H55V238H52L53 240V242L52 243H54V239H56V241H55V243H54V245H56V246H54L53 244H51V248H52V246L55 248V249H57V250H61V246H62V248L64 247V248H66V253H67V255H70V253H71V256H73V258L75 259L76 257H77V259H75V261L77 260L78 261V263H76L75 261V263L76 264H79V262H80V264L83 262V261H80L78 258H79V255L80 256H82V257H84V258H88L87 257V254H88V252L90 251V249L91 248H94L95 247V244L97 243V245L99 244V243H104V242H102V241H104L105 239L104 238H106V240L107 239H109V238H111V236L113 235V233H114V235L112 236V238L114 239H112V246H111V244H109L110 243V241H108V243H107V241L103 244V246H101V249H97L96 250V248H94L96 251H98V250H105L106 248V246H109L110 248L109 249H106L104 252L102 251H99V252H101V253H103V254H105L104 256H106V257H108V254L110 255V253L111 252H109V251H115V245H114V243L115 244H117V245H119L118 243H122V241L123 242H125L126 243V247L124 246V244L122 243V246H123V248L125 247V248H127V246H128V248L130 249H128V251H127V249L126 250H124L123 249V251H125L124 252V256H126V257H129L130 258V260L128 259V258H126L125 257V261H128L130 264H243V262H244V264H247V262H249V258H251V256H254V255H256L255 253H254V250H255V252L257 253V258H258V261L259 260H262V258H264V256L263 257H260V255L262 254V253H260V254H258V252H260L261 250H263L264 249V247H262V246H264V244H262V243H264V242H262V243H260V241L259 240H263L264 241V237L263 236H261L262 235V233H264L263 232V230H264V222L262 223V221H264V220H262L261 221V223L260 224H252V223H250L249 221H248V219L246 218V216H248L247 215V212L249 211V210H247L244 206L246 205H243L244 203H247V204H250V201H252V200H254L255 201V199H257L256 198V196L254 197V195L253 194H255L256 195V190H258V189H255L254 187H253V184H252V182H251V178L253 179V174H254V176L255 175H257V174H260V175H257V176H261L262 174L264 175V173H262L263 171H258L259 173H257V174H255V171H257L258 169L260 170V168H258L257 170L255 169V171L254 172H252L251 171V169H253V167H252V165H250V164H252L251 162H252V158H251V156L249 157ZM36 159V160H35ZM45 159V160H46ZM71 159V160H70ZM116 159V158H115ZM124 159H127V157L126 158H124ZM134 159V160H135ZM235 159V158H234ZM242 159V158H241ZM4 160V159H3ZM3 160L2 159H0V161H2L3 162ZM69 160V161H68ZM93 160H95L94 162H93ZM116 160H118V158L116 159ZM116 160H114L115 162H116ZM122 160V159H121ZM120 160V161H121ZM128 160V159H127ZM126 160V161H127ZM129 160H131V157L129 156ZM134 160H131V161H134ZM137 160H135L136 162H137ZM192 160V161H193ZM197 160V161H196ZM249 160H251V162H250V164H249ZM257 160V159H256ZM255 160V161H256ZM262 160V161H261ZM17 161V160H16ZM26 161V162H25ZM61 161H63V159L61 160ZM60 161V162H61ZM64 161V162H65ZM72 161V164L70 163ZM91 161H89L88 163H90L91 164ZM119 160L117 161V162H119V163H122V161L120 162ZM125 161V160H124ZM157 161V160H156ZM155 161V162H156ZM200 161L199 162H197V164L198 163H200ZM239 161V162H240ZM254 161V160H253ZM260 161H261V163H260ZM44 162L45 161H43L42 160V165L44 164ZM116 162V163H117ZM136 162H134V163H136ZM148 162V161H147ZM166 162V161H165ZM206 162V161H205ZM215 162H217L218 163V161H215ZM220 162V165H222L221 167H223L224 166V164L225 163H221ZM245 162V161H244ZM258 162V161H257ZM17 163V162H16ZM16 163H14L12 166L13 167H16L15 165H17ZM88 163L86 164V165H88ZM118 163V164H119ZM124 163H126V162H124ZM134 163H132L133 164V167L135 166V164ZM140 163H142V165H143V161H140ZM150 163H153V162H150L149 161V165H147V166H149L148 168H146V169H148L149 171L150 170H152V171H150L149 172V174L151 175V178L152 179H154V177L155 178H161L162 179V181H164V182H162L161 181V179H158V180H160V182L161 183H163V184H165V179H163L164 178V173L166 172H164L163 170H161L163 167H160V166H156L157 164L159 165V163H157L156 165H152V166H154V168L153 167H151V164ZM208 163H209V161H208ZM24 164V165H25ZM30 164V163H29ZM47 163H46V165H48ZM57 164V163H56ZM59 164V163H58ZM57 164V165H58ZM71 164V165H70ZM89 164V165H90ZM97 164V163H96ZM95 163H94V166L96 165ZM109 164H111L110 162H109ZM113 164V163H112ZM137 164V163H136ZM147 164V163H146ZM249 164V165H248ZM38 165V164H37ZM37 165L36 166H34V167H36V168H33V169H37ZM45 165V166H46ZM57 165H56V168L55 167H53L54 168V171H52V176H53V174L54 173H56V172H59L58 171V168H57ZM65 165V164H64ZM67 165H65V166H67ZM102 165V164H101ZM108 165V164H107ZM116 165V164H115ZM121 165V164H120ZM126 165V164H125ZM141 164H140V166H135L134 168L136 169V168H138V167H141L142 166ZM161 165V164H160ZM198 165H201V163L200 164H198ZM202 165V166H203ZM216 165H218V164H216ZM239 165H240V163H239ZM264 166V162L261 164V166ZM61 166V165H60ZM62 166H63V164H62ZM100 166V165H99ZM191 166V165H190ZM202 166H200L201 168H202ZM219 166V165H218ZM218 166H217V169H219L218 168ZM249 166H251V167H249ZM260 166V167H261ZM8 167V166H7ZM7 167H5L6 169L4 170L5 172H6V170H8V169H10L11 170V168H9L8 167V169H7ZM20 167V166H19ZM18 166H17V169L19 168ZM42 167V166H41ZM67 167V169H70V168H68ZM76 167V166H75ZM86 167V166H85ZM93 167V166H92ZM97 167V166H96ZM93 168V169H95V171L94 172H96L97 171V168ZM107 167H112V165L111 166H107ZM126 167V166H125ZM153 168V169H151V168ZM155 167H157L158 168V170H159V168H161L159 171L161 172V173H163L162 175H160V176H158L157 177V175H158V173H159V171L157 170V168L155 169ZM196 167H199V166H197L196 165ZM199 167V168H200ZM220 167V166H219ZM21 168V167H20ZM25 167H23V169H24ZM29 167H27V169H28ZM39 168V167H38ZM46 169L48 168V166H46L45 167ZM45 168H43L44 169V171H46V169ZM62 168V167H61ZM60 168V169H61ZM83 168H84V166H83ZM82 168V169H83ZM87 168V167H86ZM103 168V167H102ZM102 168H100L99 167V170L97 171V174H99V172L101 171V173H102ZM122 169H124L123 168V166L121 167ZM128 168V167H127ZM126 168V169H127ZM188 168H189V170H188ZM230 168H232V167H230ZM248 168L250 169V170H248ZM27 169H25L24 171H27ZM55 169H57V171H55ZM88 169V168H87ZM86 169V170H87ZM93 169H92V171H93ZM105 170H106V168H104ZM117 169V171H118V169H120V168H116ZM115 169V170H116ZM140 169H142V168H140ZM144 170L145 171V173H143L142 171L141 172H139V174L141 175V174H146V171H148V170ZM157 170L156 172H157V175H155L154 174V177H152V173L153 172H155V170ZM164 169V168H163ZM193 169H195V171L193 172ZM196 169L198 170V168H192V172L193 173H195L196 172ZM242 169V168H241ZM240 169V170H241ZM30 170H29V172H30ZM38 170H40L41 171V169L39 168ZM47 170V171H48ZM66 170V169H65ZM121 170V169H120ZM129 170V169H128ZM131 171L133 170V168L132 169H130ZM222 170V169H221ZM231 170V169H230ZM235 170H233V171H235ZM262 170V169H261ZM15 171H17V170H15ZM20 171H23L22 169H19V173H22V172H20ZM33 171V170H32ZM43 171V170H42ZM89 171H91L90 170V167H89ZM109 172L111 171L110 170V168H109V170H108ZM123 170H121V172H120V174L121 175H123V172H122ZM127 171V170H126ZM130 171V172H131ZM135 171H137V170H135ZM134 171V172H135ZM138 171H139V169H138ZM163 171V172H162ZM201 171H199V173L201 172ZM248 171H249V173L250 172H252L253 174H250V176H251V178H250V176L248 175ZM0 172H3L1 169H0ZM10 172V171H9ZM8 172V173H9ZM28 171H27V173L25 174V173H23V174H25V175H27L28 173H29ZM36 172V171H35ZM66 172V174H71V177H72V173L70 172V171H65ZM107 172V171H106ZM152 172V173H151ZM187 172V173H188ZM231 172H232V170H231ZM7 173V172H6ZM6 173H5V176H6ZM16 174H17V172H15ZM18 173V174H19ZM30 173H33V172H30ZM87 173V172H86ZM85 173V174H86ZM89 173V172H88ZM100 173V174H101ZM103 173H105V171L103 172ZM126 173V172H125ZM129 173V172H128ZM138 173V172H137ZM137 173H135L137 176H139V174H137ZM174 173V174H173ZM198 173V174H199ZM214 173H216V174H214ZM224 173L227 175V176H229V174H230V177H228L227 178V176L226 175H224ZM229 173V174H228ZM11 175H9L10 176V178H12L15 174L14 173H10ZM13 174V175H12ZM23 174H22V177H21V175L19 176L22 180H24V177H23ZM37 174V173H36ZM38 174H39V172H38ZM45 174H48V172H45ZM45 174L43 175L44 177H46L45 176ZM65 174V175H66ZM90 174V173H89ZM88 174V175H89ZM96 174V176H98ZM107 174H109L108 172H107ZM111 174V173H110ZM110 174H109V176H110ZM116 174V173H115ZM114 174V175H115ZM117 174H119V172L117 173ZM134 174V175H135ZM148 174V175H149ZM184 174L186 175V177L188 178V180L186 181V180H184L183 178L185 177L184 176ZM197 174V175H198ZM201 174V173H200ZM205 174H206V176H205ZM209 174H210V172H209ZM8 175V174H7ZM24 175V176H25ZM41 175V174H40ZM104 175V174H103ZM103 175L101 174V176L103 177ZM130 175V177H131V175H133V173L132 174H129ZM133 175V176H134ZM193 175V174H192ZM221 175V176H220ZM236 175V176H235ZM241 175H242V177H241ZM243 175H246L245 176V178L247 177V176H249V179H247V181H245L244 180V182H246V183H248V184H252V187L255 189V192L256 193H254V191H253V194H252V192L250 193V192H247V194H246V196L248 195V193H250V194H252V197L254 198H252V200L250 199V194L248 195V198L247 199H250V201L248 200V202H244L243 204L241 203V204H239L242 200H240V201H237V200H239V198L240 199H242L243 197H246V196H243L242 194H241V196L240 197H238V199L237 200H233V202H239V203H237V204H235V203H233L232 202V200H231V198H230V196H228V192H229V189L230 188H225V187H230L229 186V184L231 185H233V184H236V182H238V180H237V178H244V176ZM0 176H3V175H0ZM5 176H3V179L5 178ZM8 176V177H9ZM12 176V177H11ZM32 176V174L29 176V177H25V178H28L29 179V183H30V181L32 180V179H34V178H32L31 177ZM57 176V180L59 179L58 177V173L57 174H54V176H53V178H51V176H49L48 177V179H54V177H56ZM86 176V175H85ZM84 176V177H85ZM92 177H94V178H96L95 176H93V175H91ZM116 176V175H115ZM114 176V177H115ZM118 176H120V175H118ZM124 176V175H123ZM123 176H121V177H123ZM125 176H126V174H125ZM132 176V177H133ZM146 176H147V174H146ZM163 178H162V177ZM195 176V175H194ZM198 176H200V175H198ZM226 176V177H225ZM235 176V179L237 180H235L236 182H234V177ZM257 176H255V178H259V177H257ZM15 177V176H14ZM17 177H18V175H17ZM32 179H31V178ZM34 177H35V175H34ZM36 177H38V175L36 176ZM35 177V178H36ZM43 177V178H44ZM76 177V178H77ZM88 177V176H87ZM91 177V181H93V180H95L94 178H92ZM107 179H108V177H107V175L105 176ZM111 178H113V176H110ZM128 177V176H127ZM144 177H145V175H144ZM144 177H141L142 179L144 178ZM150 177V176H149ZM148 177V178H149ZM176 177H178L177 179H179V181H180V178H181V181L182 180H184V181H182L180 184H179V182H178V184H176L175 183V181L176 180H174V179H176ZM185 177V179H187ZM195 177H197V176H195ZM201 177V176H200ZM223 178L225 181V184L226 185H224V182H223V179H221V178ZM237 177V178H236ZM262 177V179L260 178L258 181H261V180H263L264 179V176H261ZM1 178V177H0ZM9 178V179H10ZM18 179L19 181L18 182H21L22 180L21 179ZM38 178H41V176L40 177H38ZM89 178H90V176H89ZM139 178V177H138ZM137 178V179H138ZM151 178H150V181L148 180V179H146V180H148V181H146V183L148 182L149 184H150V186H151ZM221 180H220V179ZM231 178H233V182L234 183H230L229 181H228V186H227V180H229V179H231ZM8 179V178H7ZM13 179V178H12ZM12 179H10V181H12ZM27 179V180H28ZM47 179V178H46ZM97 179V181L99 180V178H96ZM110 179V178H109ZM116 179V178H115ZM121 180H120V183H122L123 182V180H125L124 178L122 179V178H120ZM136 179V181H138V180H140V179H138L137 180ZM141 179V180H142ZM145 179V178H144ZM156 179V180H157ZM193 179V180H192ZM197 179V180H198ZM14 180H16V179H14ZM40 181L42 180V178L41 179H39ZM39 180H37L38 181V183H40L39 182ZM56 179L54 180V181H57ZM60 180V179H59ZM58 180V181H59ZM65 180H67V179H65ZM69 180V179H68ZM85 180H86V178H85ZM106 180V179H105ZM155 179L153 180V184H155V183H158V180L156 181ZM215 180H217V181H215ZM239 180H241L242 181V179H239ZM1 181V183L3 184V185H5V180L2 182V180H0ZM9 180H7L6 182H8ZM9 181V182H10ZM26 181V180H25ZM35 181H36V179H35ZM44 182L45 181H47V180H43ZM57 181V182H58ZM97 181H95L97 184H98V182ZM103 181H104V178H103ZM135 181V180H134ZM155 181V182H154ZM190 181V182H189ZM241 181H240V183H241ZM253 181V180H252ZM13 182V181H12ZM12 182H10L11 184H12V186H13V184L15 185L16 183H12ZM23 183H24V181H22ZM28 181H26L25 183L26 184H23V185H18V189H19V191L21 192V187H22V193L24 194V189L26 190V186H24V185H27L28 183H27ZM43 182V183H44ZM49 182H50V185H51V183H52V181L51 180H49ZM56 182V183H57ZM66 182V181H65ZM64 182V183H65ZM69 182V181H68ZM94 182V183H95ZM108 182H109V180H108ZM111 182H113V179H112V181ZM125 182H126V180H125ZM140 182H144L145 183V181H140ZM169 182V181H168ZM177 182V181H176ZM193 183V184H190V183ZM205 182H206V184H205ZM215 182V183H214ZM220 182H222V183H220ZM244 182H242V183H244ZM254 182V181H253ZM256 182V181H255ZM0 183V184H1ZM46 183H48V182H46ZM101 183H103V182H101ZM107 183V182H106ZM114 184H118V182H113ZM130 183H132V182H130ZM136 183V182H135ZM143 183V184H144ZM147 183V184H148ZM160 183V184H161ZM170 183H169V186H170ZM214 183V184H213ZM221 185H220V184ZM240 183H237L238 185H239V187L241 186L240 185ZM11 184H9V185H11ZM22 184V183H21ZM32 186H33V184H34V186L36 187V182H33V184L32 183H30ZM45 184V183H44ZM76 184H78V182H76ZM81 184V185H80ZM88 185H90L91 186V184L89 183V181H88V183H87ZM104 185H105V182L103 183ZM110 184H112V183H110ZM123 184V183H122ZM126 184H128V183H125V189H126V192H125V189L124 188H120V190H122L124 193H122V194H124V195H129L128 193H127V188H128V185H126ZM139 184V183H138ZM143 184L142 183H140L139 185L140 186H137V184H136V186H137V189H138V187H141L142 188V186H143ZM147 184H146V186H147ZM160 184H157V185H160ZM165 184V185H166ZM203 186H202V185ZM209 184H211V185H209ZM223 184V185H222ZM248 184H246V185H248ZM39 185V184H38ZM49 185V189H51L50 186ZM109 185V184H108ZM120 185V184H119ZM119 185L117 186L116 185V189H118L119 188ZM142 185V186H141ZM157 185H155V187H157ZM187 185H188V187H187ZM191 185V186H190ZM196 187H195V186ZM218 185V186H217ZM231 185V187H233ZM244 185L245 184H242V186L240 187V191H241V188L242 189H244L245 191L247 190H249L248 188H245L244 187ZM1 186V185H0ZM7 186V183H6V185L3 187H1V188H3V189H5L6 188V190H9L11 193H13V191H11V190H13V187H9V188H7L6 187ZM16 186V185H15ZM33 186V187H34ZM48 186V185H47ZM46 186V187H47ZM87 186V185H86ZM90 186H88V187H90ZM94 186L95 187H93V189L94 188H98V187H96V185L94 184ZM112 187H114L113 186V184L111 185ZM130 186V185H129ZM154 185H152L151 186V188L153 187ZM160 186H162V184L160 185ZM160 186H158L157 188L159 189V187ZM192 186L194 187V189L192 188ZM201 186H202V189H201ZM211 186H212V188H211ZM218 187V189L216 188V187ZM224 186V191L225 192H222L223 194H224V196H225V198H224V196H223V194H221V193H217V192H220V191H222V190H220V189H222V187ZM236 185H234V187H235ZM249 186H251V185H248V187ZM17 187V186H16ZM24 187H26V188H24ZM29 187V186H28ZM64 187H66V184L64 185ZM118 187V188H117ZM121 187V186H120ZM123 187V186H122ZM145 187V186H144ZM143 187V188H144ZM162 187H164V186H162ZM172 187H173V185H172ZM183 187V188H182ZM186 187V188H185ZM191 187V188H190ZM206 187V188H205ZM237 187V186H236ZM252 187H250L251 189L250 190H254ZM30 188V190H32L33 191V189L31 188V187H29ZM105 188H106V186H105ZM109 188V187H108ZM108 188H106V190L108 191V193L109 194H111V190L109 189L108 190ZM130 188V187H129ZM150 188V189H151ZM154 188V187H153ZM166 188H168V186H166ZM188 188V189H187ZM199 188V192H197L198 189ZM206 189L207 191L206 192H204V190L203 189ZM216 189V190H214V189ZM220 188V189H219ZM69 188H66L65 190H67L68 192H69V190H68ZM86 189V188H85ZM93 189H92V191H93ZM116 189H112V190H116ZM131 189V188H130ZM145 189H149V188H147V187H145L144 188V190ZM150 189L148 190V192L147 193H145V191L144 190H142L147 196H148V194H149V196H150V198H155V197H157V196H155V197H152V196H154L153 194H151V193H149L150 192ZM154 189H156V188H154ZM161 189V188H160ZM171 189V188H170ZM180 189H179V191H180ZM192 189V190H191ZM209 189V190H208ZM210 189H211V191H210ZM227 189V190H226ZM234 188H232V190H233ZM0 190H2V189H0ZM6 190H4V192L6 191ZM14 190H15V195H14V193H13V195L10 193L8 196H10V198H11V196L13 197V196H16L17 195V197H19V198H17V197H14V198H17V199H15L14 201V203H16V200L19 202V200H21L20 198H23L25 195H27L26 193H25V195L24 196H22L23 194L21 193L20 194V192L17 190V188H15L14 187ZM35 190V189H34ZM97 190H99V189H97ZM140 190L141 189H139V191L138 192H140ZM146 190V191H147ZM152 191H153V193L154 192H156V190H153V189H151ZM189 191V194L187 193L188 191ZM196 191V192H194V193H192V196H193V198H192V196H191V192H193V191ZM215 191V194L214 195H216V193H217V195L219 196V194H221L220 196H223V198L224 199H226V196L228 197L227 199L228 200H225V201H223V199H222V201L221 202H224V203H219V201H218V204H217V206L219 205V204H221V209L219 210V207H217L218 208V210L222 213L223 212V209L222 208H224V210L227 208H229V209H235L234 211H238V212H240L241 211V213H239L240 214V216L241 217H243V218H240L239 217V219H238V216H237V213H234V212H232V210H231V212L232 213H234V218H233V215H230V214H232L231 212H229L227 209L225 210V211H227V213L230 215V221H229V223L230 224H233L232 226H236V228H238L240 231H233L232 229H231V227L229 228V230H231V231H227V230H223V231H215V228L214 229H212L211 228V231H214V232H199V233H197V234H195L194 235V240L192 241V240H190V235H188V234H185V233H183L182 231L185 229V230H187V232H189V226H191L190 228L191 229H194L195 230V228L194 227H196V229H197V225H195V226H192V225H194V221H197V220H191L193 223H191V221H190V225L188 224L189 223V220H190V218L191 219H196V217H197V219H198V216H200L199 214H198V211H199V208H200V202L202 203V201H200L201 200V198H202V196L200 197V200H198V198H196V196H197V193H200L201 195H202V191H203V193L205 194L203 197L205 198L204 199V201H203V203H205L206 202V200H207V196H208V200H210V198L212 197L211 195H209V193H207L208 191H210V192H213V191ZM220 190V191H219ZM238 189H236V191H237ZM243 190V191H244ZM263 190V193H264V188L262 189ZM3 191V190H2ZM2 191H0V194H1V192ZM27 191V190H26ZM114 191H112V193L114 192ZM141 191V192H142ZM159 193L162 191V190H157ZM167 191V190H166ZM178 191V190H177ZM178 191V192H179ZM186 191V192H185ZM226 191H227V193H226ZM233 191H235V189L233 190ZM16 192L17 193H19V194H16ZM29 192V191H28ZM37 192H41V191H37L36 190V194L38 195L39 193H37ZM84 192V191H83ZM95 192V191H94ZM99 192V191H98ZM97 192V193H98ZM138 192H136V193H138ZM174 192V193H173ZM33 193H34V191H33ZM62 193H65V192H62ZM73 193V192H72ZM126 193V194H125ZM230 194H231V191L229 192ZM5 194H7V192L5 193ZM35 194V193H34ZM56 193H54V195H55ZM78 194V193H77ZM115 194V196H116V200H117V198L118 197H120V195H116V193H114ZM152 196H151V195ZM156 194H158L157 192H156ZM233 194H235L234 196H233V198H235L236 199V194H237V192H232V195ZM2 195H4L3 193H2ZM18 195H21V196H18ZM33 195V194H32ZM31 195V197L32 198H34V199H36L37 197L34 195V197ZM70 195V194H69ZM96 195V194H95ZM175 195V196H174ZM188 195V196H187ZM196 195V196H195ZM207 195V196H206ZM212 195H213V193H212ZM239 195V194H238ZM260 195V194H259ZM258 195V196H259ZM264 195V194H263ZM5 196V195H4ZM29 196H30V194H29ZM40 196V195H39ZM73 196V195H72ZM93 196V195H92ZM92 196H90V198L92 199ZM98 196V195H97ZM96 196V197H97ZM142 196V195H141ZM174 196V197H173ZM182 196V197H181ZM184 196H185V199H184ZM26 197H28V196H26ZM133 198V200H132V198ZM169 197H171L170 198V200L168 199ZM173 197V198H172ZM217 197V196H216ZM232 197V196H231ZM260 197V196H259ZM264 197V196H263ZM1 198V197H0ZM9 198V200L11 201L12 200V198L10 199ZM25 198V197H24ZM29 199H30V197H28ZM27 198V199H28ZM32 198H31V200H32ZM40 198H42L41 196H40ZM40 198H37V200H35L36 202H34V203H37V206L35 207V205H34V203H32L31 204V200L29 201L30 202V206H29V204H27L28 203V201H27V203H26V200L25 199H23L24 201H25V203H26V210H27V208H28V210H30L29 212H31L32 214H33V211H31L32 210V208H34V210L36 211V213H34L35 215L37 214V212L39 213H42V214H44L45 213V209H46V211H47V208H50V209H48V210H51V209H53L54 210V206L55 205H53V207L51 208V206H47V207H43V210H42V208H41V210H39L38 211V207L40 206ZM70 198V197H69ZM68 198V199H69ZM84 198H86V197H84ZM115 198V197H114ZM120 198H122V196L120 197ZM135 198V199H134ZM142 198H144V196H142ZM176 200H175V199ZM192 200L193 201V203H191L190 204V202L187 200ZM28 199V200H29ZM91 199H85V201L86 200H88V202L89 203H93L94 204V201L96 202V199L98 200V198H95V200H93L92 202H90V200ZM113 199V198H112ZM151 199V201H153ZM166 199H167V202H166ZM174 199V201H172ZM180 199V200H179ZM244 199H246V198H244ZM243 199V200H244ZM246 199V200H247ZM261 199V200H260ZM1 200V199H0ZM4 201H5V199H3ZM8 200V199H7ZM6 200V202H2V204H1V206H4V203H6V204H8V201ZM23 200L20 202V203H22L23 202ZM42 200L43 199H41V202H42ZM50 200V199H49ZM115 200V199H114ZM118 200H120V201H123V200H125L124 198L123 199H118ZM117 200V201H118ZM145 200V199H144ZM143 200V201H144ZM159 200V201H160ZM187 200V201H186ZM216 200V199H215ZM214 200V201H215ZM229 200H231V201H229ZM258 200H260L263 204H262V206L264 205V198H263V200H262V198H259V199H257V202H258V206L260 205L261 206V202L260 201H258ZM38 201V202H37ZM70 201V200H69ZM116 201V202H117ZM127 201H129V199L127 198ZM131 201H132V203H133V205L131 204ZM137 201V200H136ZM138 201H139V207L140 208H142L145 204H143L144 202L142 201V199L141 200H139L138 199ZM150 201V200H149ZM169 201V202H168ZM180 201H181V203L183 204V206H184V209H183V207H182V210L184 211L186 208H188L189 207V209H190V211H191V209L193 210V212H195V213H192L191 215H189L190 217H189V220L188 219H184V218H182V217H180L181 216V214H182V212H179L178 211V207H179V203H180ZM186 201V202H185ZM195 201H196V203L198 202V204H195ZM214 201L213 202H211L210 204H214V206H216L215 204H216V202L217 201H215V203H214ZM230 202V203H228V202ZM254 201L251 203V205L254 203ZM87 202V201H86ZM126 201H124V203H125ZM142 202V204L140 205V203ZM166 202V203H165ZM170 202H173V203H170ZM177 202H179V203H177ZM210 202V201H209ZM225 202L227 203V204H230L231 205V203H233L231 206H229V207H227L226 206V204H225ZM11 203H13V202H11ZM11 203H9V205L11 204ZM20 203H17V204H14L16 207H17V209H20V214L19 215H17L16 214V216H20V215H22V213L24 212V209L22 208V210H21V208H20ZM63 204H60L59 206L57 205L56 206V208L58 209V207H62V206H65L68 202H62ZM64 203H65V205H64ZM81 203H83V202H81ZM88 203V204H89ZM118 203H120V202H118ZM122 204V203H120L121 204V206H123L124 205V207H122V208H125V205L127 206V203L126 204ZM153 203H154V201H153ZM170 203V204H169ZM180 203V204H181ZM185 203H187V204H185ZM260 203V204H259ZM59 204V203H58ZM88 204H87V206H88ZM90 204V205H91ZM117 204V203H116ZM135 204V205H134ZM165 204V205H164ZM187 206V205H189V206H187V207H185V205ZM193 204H195V206L197 207L198 205H199V207H198V211L196 212V208H195V206H193ZM209 205L208 204V201H207V203H205V205ZM222 204H225L224 206H222ZM243 205V206H241V207H244L245 208V210H244V208H243V210H244V212H246L245 214H243L244 212H243V210H239V206H238V208L237 207H235V205ZM256 206H257V204L256 203H254ZM13 205V204H12ZM11 206L12 208H15V206ZM33 207H32V206ZM39 205V206H38ZM83 205L85 206V207H87L84 203H83ZM95 205V204H94ZM97 205V204H96ZM99 205H102V202L99 204ZM98 205V206H99ZM133 206V207H131V206ZM173 205H175V206H173ZM178 207H177V206ZM190 205H192L191 207H190ZM204 205V206H205ZM254 205V206H255ZM5 206H7V205H5ZM5 206H4V208H5ZM9 206V207H10ZM103 206V205H102ZM120 206V205H119ZM136 206V207H135ZM162 206V207H161ZM168 207V208H166V207ZM173 206V207H172ZM203 206V207H204ZM210 206V205H209ZM209 206H205V208L204 209H202V207H201V209H200V212L199 213H202L203 212V210H204V212H210V210L211 209H213V207H209ZM225 206H226V208H225ZM247 206V205H246ZM255 206V207H256ZM8 207V206H7ZM8 207V208H9ZM22 207V206H21ZM96 207L97 206H94V207H92L94 210L96 209ZM100 207V206H99ZM165 207V208H164ZM170 207V208H169ZM206 207H208V208H206ZM230 207H232V208H230ZM240 207V208H241ZM2 208V207H1ZM11 208V209H12ZM45 208V209H44ZM66 208V207H65ZM82 208V207H81ZM91 208V206H89V209L88 210H91L92 212H93V209H90ZM98 208V207H97ZM118 208V207H117ZM121 208V207H120ZM119 208V209H120ZM155 208V209H154ZM157 208H159V209H157ZM163 210L162 211V214H161V212H159V210H161V209ZM172 208V209H171ZM174 208H176V209H174ZM193 208H195V209H193ZM209 208H210V210H209ZM215 208V207H214ZM257 208H260V209H262L261 207H257ZM264 208V207H263ZM16 209V210H17ZM56 209V210H57ZM61 211H62V209L63 208H59ZM74 209V210H75ZM85 209H87V208H84L83 207V212H85V214H87L86 213V211H84ZM99 209V208H98ZM97 209V210H98ZM104 208H101V211L100 212H102V210H103ZM129 209V208H128ZM167 209H169L168 211H167ZM206 209H208V210H206ZM238 209V210H237ZM15 210V211H16ZM53 210H51L52 211V213H54V211ZM75 210V211H76ZM79 210H81V209H79ZM96 210V211H97ZM127 209H125V211H126ZM150 210H151V213H150ZM154 210V211H153ZM174 210V212L176 213V211H177V213L175 214L174 212H169V211H173ZM201 210H202V212H201ZM206 210V211H205ZM215 210H216V208H215ZM217 210V211H218ZM262 210H264V209H262ZM3 211H5V209L3 210ZM7 211H8V209H7ZM11 211V210H10ZM10 211H8V212H10ZM13 211V210H12ZM11 211V212H12ZM58 211V210H57ZM60 211V212H61ZM95 211V212H96ZM105 211V210H104ZM123 211H124V209H123ZM124 211V212H125ZM153 211V212H152ZM157 211V212H156ZM167 211V213L165 214L164 212H166ZM185 211H187V210H185ZM212 211L213 210H211V212L210 213H212ZM224 211V212H225ZM257 211H258V209H257ZM18 212V211H17ZM16 212V213H17ZM22 212V213H21ZM25 212H28V211H25ZM24 212V213H25ZM47 212H49V211H47ZM46 212V213H47ZM56 212V211H55ZM59 212V213H60ZM62 212H64V213H62V214H64V216L66 215V211L63 209V211ZM127 212V211H126ZM134 212V211H133ZM169 212V213H168ZM203 212V213H204ZM250 212V211H249ZM252 212V211H251ZM260 212H261V210H259L258 211V213H257V215H259L260 214ZM3 213H6V211L5 212H3ZM30 213V214H31ZM50 213V212H49ZM57 213V212H56ZM99 212H97V213H95V215L96 214H98ZM149 213L151 214V215H153V216H151L150 215V217H146L145 218V215L146 216H149ZM153 213H155V215L153 214ZM171 213V214H170ZM180 213V214H179ZM227 213H224V214H227ZM261 213H264V211L263 212H261ZM0 214H2L1 213V211H0ZM9 214V213H8ZM32 214H31V216H32ZM34 214H33V216H34ZM42 214L40 215H38L39 217L40 216H42ZM90 214H91V212H90ZM89 214V215H90ZM105 214V213H104ZM168 214V216H166ZM173 214V215H172ZM177 214L179 215V217L177 216ZM198 216H197V215ZM223 214V215H224ZM253 213H251L250 214V216L249 217H251V215H252ZM256 214V213H255ZM10 215V214H9ZM13 215V214H12ZM45 215V214H44ZM47 215H48V213H47ZM57 215H58V213H57ZM61 215V214H60ZM59 215V216H60ZM89 215H87V218H86V216L85 215H83V217H80V218H84L85 217V219H89V218H91ZM94 215V212H93V214L91 215V216H93ZM101 215V214H100ZM100 215H97L98 217L100 216ZM162 216V218H161V216ZM163 215H165L164 216V219H163ZM188 214L186 213V216H187ZM194 215H196V217H194ZM222 215V216H223ZM244 215H246V216H244ZM257 215H256V217H257ZM1 216V215H0ZM3 216V215H2ZM7 216V215H6ZM37 216V215H36ZM55 217H56V219H58L59 217H57L56 215H54ZM62 216V215H61ZM61 216H60V218H61ZM105 216H106V214H105ZM138 217H139V215H137ZM144 216V217H143ZM155 216V217H154ZM159 216H160V218H159ZM184 216V215H183ZM193 218H192V217ZM237 218H236V217ZM252 216H255V215H252ZM22 217V216H21ZM39 217H38V219H39ZM45 217H47V216H45ZM70 217V216H69ZM152 217V218H151ZM173 217L174 218V220H173V218L171 219V218ZM185 217V216H184ZM217 217H219L218 215H217ZM224 217H225V215H224ZM223 217V218H224ZM13 218V216H11V218H10V220ZM14 218H15V214H14ZM34 218H36V217H34ZM41 218H43V216L41 217ZM64 218V217H63ZM100 218H102L101 216H100ZM134 218H136V217H134ZM148 218H150V219H153V221L152 220H150V222H152V223H150L148 220ZM155 218V219H154ZM187 218V217H186ZM231 218H233V219H231ZM253 218V217H252ZM1 219V218H0ZM3 219V218H2ZM7 219H8V216H7ZM7 219H6V222H7ZM17 219H18V217H17ZM22 219H23V217H22ZM92 219L93 220H95V216H94V218L92 217ZM103 220H104V218H102ZM101 219V220H102ZM139 220V218H136V220ZM144 219H143V221H144ZM176 219H177V221H176ZM184 219V220H183ZM218 219V218H217ZM237 219V220H236ZM243 219V220H242ZM4 220V219H3ZM16 220V219H15ZM19 220V219H18ZM18 220H16V222L18 221ZM24 220H26L25 218H24ZM43 220V219H42ZM42 220H39V222L40 223H43L42 222ZM47 220V219H46ZM51 220V219H50ZM82 220H84V219H82ZM100 219H98V221H99ZM100 220V221H101ZM106 220V219H105ZM107 220H109V218L107 219ZM131 222H130V221ZM141 220V219H140ZM156 222H155V221ZM157 220L158 221H163L162 223L164 224V225H162V227H161V222H157ZM165 220V221H164ZM168 220V221H167ZM181 220V221H180ZM188 220V221H187ZM199 220L201 221V222H203L202 224H201V222H199ZM204 219H202L201 220V218L199 217V219H198V221L197 222H199V223H196V224H199L200 226H202L203 224H204V221H203ZM220 220V219H219ZM236 222H235V221ZM241 221V224L243 223L244 224V226L243 225H241L242 226V229H240L241 228V226H239V224H240V221ZM246 220H247V223H246ZM250 220V219H249ZM1 221V220H0ZM8 221H9V219H8ZM20 221H21V218H20ZM23 221V220H22ZM21 221V222H22ZM43 221H45V220H43ZM59 221V220H58ZM87 221H91L90 219L89 220H87ZM98 221H97V225L95 224V226L97 227L98 225H99V223H98ZM123 221V222H124ZM135 221V220H134ZM170 222V224H168L167 222ZM184 221V222H183ZM185 221H187L186 223H185ZM223 221V220H222ZM238 221V222H237ZM243 221V222H242ZM5 222V223H6ZM10 222V221H9ZM12 222V221H11ZM15 221H13V223H14ZM21 222H17L18 224H20ZM26 222H27V220L24 222V224H26ZM47 222L49 223V220H47ZM46 222V223H47ZM62 222V221H61ZM85 222H86V220H85ZM92 222V221H91ZM91 222H89V223H91ZM96 222V221H95ZM120 222V221H119ZM153 222H154V224L155 225H153ZM233 222V223H232ZM245 222V223H244ZM248 222H249V224H248ZM254 222V221H253ZM4 223V222H3ZM3 223H0V225H1V227L3 226ZM28 223V222H27ZM30 223V222H29ZM37 223H38V221H37ZM46 223H43V224H46ZM53 223H54V221H53ZM59 223H60V221H59ZM79 223V224H80ZM87 223V222H86ZM92 223H94V222H92ZM91 223V225H93ZM110 223H112V224H110ZM128 223H129V225H128ZM143 222H141V224H142ZM148 223V224H147ZM156 223H157V225H156ZM160 223V224H159ZM176 223V224H175ZM206 223H207V221H206ZM235 223V224H234ZM23 224V223H22ZM23 224V225H24ZM39 224V223H38ZM41 225V226H39L38 227V229L41 227L42 228V226H46V228H48L49 226H48V224L47 225ZM50 224V223H49ZM58 224V223H57ZM61 224V223H60ZM59 224V225H60ZM119 224V223H118ZM130 224H132V226L130 225ZM151 224V225H150ZM183 224V225H182ZM185 224V225H184ZM186 224H188V225H186ZM6 225H7V223H6ZM12 225V224H11ZM22 225V226H23ZM55 225H56V223H55ZM87 225V224H86ZM117 225V224H116ZM160 225V226H159ZM171 225V226H170ZM177 225H179V226H176ZM206 225V224H205ZM205 225H204V227H205ZM220 225V224H219ZM222 225V228H223V224H221ZM238 225V226H237ZM247 225V227L246 228H244L245 226ZM250 225H253L254 227H251ZM9 226H10V223H9ZM13 226H16V223L13 225ZM27 226V225H26ZM32 226V225H31ZM48 226V227H47ZM50 226H53V225H50ZM95 226H94V228L93 229H99V228H95ZM106 226V225H105ZM113 226V229L115 228V226L114 225H112ZM127 226L130 228V229H134V228H136V230L134 229V231L132 232L129 228H127ZM131 226V227H130ZM175 226V228H173ZM185 226L188 228H185ZM251 228H250V227ZM262 226V227H261ZM4 227H6L5 225H4ZM11 227V226H10ZM35 227V226H34ZM122 226H120V228H121ZM152 227V228H151ZM159 227V228H158ZM180 227H182V228H180ZM193 227V228H192ZM203 227V226H202ZM202 227H200V228H202ZM221 227V226H220ZM257 227V228H256ZM259 227H261L262 229H261V231H260V228ZM27 228V227H26ZM24 228L23 230H26L27 231V229L29 228ZM30 228H33V227H30ZM41 228L39 229V231L41 230ZM51 228V227H50ZM67 228H68V226H67ZM118 228V230L120 229L119 228V226H117L115 229H117ZM142 228V227H141ZM158 228V229H157ZM165 228H167V229H165ZM176 229V231L174 230H171V229ZM207 228V227H206ZM218 228V227H217ZM222 228H220V229H222ZM234 228V227H233ZM249 228H250V230H249ZM252 228H254L255 230H256V233H255V231H252L253 229ZM4 229V228H3ZM6 230H7V227L5 228ZM11 229V228H10ZM15 229H17L16 227H15ZM20 229V228H19ZM19 229H17L16 231H18ZM35 229V228H34ZM49 229V228H48ZM54 229V228H53ZM53 229H51V230H53ZM114 229V230H115ZM132 229V230H133ZM168 229H170V231L168 230ZM208 229V228H207ZM207 229L205 230V231H207ZM248 229V230H247ZM258 229V230H257ZM14 230V229H13ZM21 230V229H20ZM19 230V231H20ZM23 230H21L20 232H22ZM36 230V233H37V229H35ZM35 230L34 231H32L33 233L35 232ZM166 230V231H165ZM177 230H179V231H177ZM235 230V229H234ZM8 232H9V230H7ZM10 231H12V230H10ZM47 231V230H46ZM61 231V230H60ZM116 231V230H115ZM165 231V232H164ZM208 231H210V230H208ZM5 232V231H4ZM3 232V233H4ZM25 232V231H24ZM23 232V233H24ZM40 232H42V231H40ZM39 232V233H40ZM48 232V231H47ZM53 232H56L55 230H53ZM59 232V231H58ZM195 232V231H194ZM193 232V233H194ZM258 232H260V234L258 233ZM2 233V234H3ZM12 233V232H11ZM14 233H16V232H14ZM23 233H22V235H23ZM39 233H37V234H39ZM43 233H44V229H43ZM50 233V232H49ZM60 233V232H59ZM117 233V232H116ZM119 233V232H118ZM10 233H8V234H5L6 236L7 235H9ZM21 234V233H20ZM20 234H17V235H14L15 237H16V240H18L17 239V237L19 238V235ZM30 234H31V236H32V238H34L35 236H36V234H35V236L33 237V234L30 232ZM42 234V233H41ZM95 234H97V236L95 235ZM99 234V235H98ZM111 234V235H110ZM129 235V237H128V235ZM249 235V237L247 238V243H248V245L249 244H251V246L250 247H248L247 249L246 248H241L242 246H241V242H243L244 241V239H243V241H241V237L242 238H245L246 237V235ZM258 234V235H257ZM11 235H13V233L11 234ZM49 235V234H48ZM109 235H110V237H109ZM118 235V234H117ZM126 235V236H125ZM243 235H245V236H243ZM252 235H254L253 237H252ZM2 236V235H1ZM1 236H0V238H1ZM13 236V237H14ZM24 236H26V234L24 235ZM27 236H28V231H27ZM27 236H26V238H27ZM30 236V237H31ZM60 236V237H59ZM102 237L103 239H100V237ZM256 236V237H255ZM259 236V237H258ZM3 237V236H2ZM11 238H12V236H10ZM22 237V236H21ZM42 237V236H41ZM40 237V234H39V237H35L36 238V240L37 241H39L38 240V238H41ZM49 237V236H48ZM56 237H59V239H61V241L60 240H57V238ZM80 237V236H79ZM126 237H128V239L129 240H127V239H124V238H126ZM250 237H252V241L253 240H256V241H250ZM258 237V239H255V238H257ZM8 238V240H9V237H7ZM26 238H21V239H26ZM35 238H34V240H35ZM13 239V238H12ZM11 239V240H12ZM15 239V238H14ZM20 239V238H19ZM20 239V241H23V240H21ZM28 239V238H27ZM30 240H31V238H29ZM48 239H51V238H48ZM98 239H100V240H102V241H98ZM120 239H121V241H120ZM161 239H163V240H165L166 241V243H165V245L163 246V247H161L160 245H159V241L161 240ZM7 239L5 238V241H6ZM10 240V241H11ZM30 240H26V242H24V243H27L28 242V245H35L36 246V244H33V243H31L32 241H30ZM42 240H45V239H42ZM41 240V241H42ZM69 240V239H68ZM20 241H18L19 243H21ZM29 241H30V244H29ZM41 241H40V245H39V247H42V243H43V241H42V243H41ZM70 241H72L71 239H70ZM72 241V242H73ZM113 241H115V242H113ZM120 241V242H119ZM127 241L129 242V243H127ZM15 242V241H14ZM17 242V243H18ZM57 242H58V245H57ZM60 242V243H59ZM80 242V243H79ZM99 242V243H98ZM255 242V243H254ZM3 243V242H2ZM9 243H11V242H9ZM8 243V244H9ZM13 243V242H12ZM121 243H120V247H121ZM257 243H259L258 245H257ZM5 244L6 243H4V246H5ZM39 244V243H38ZM44 244H46V241H45V243ZM59 244H60V246H59ZM65 244V243H64ZM79 245L80 244V246H78V249H77V247L75 248V245ZM91 244V245H90ZM107 244V245H106ZM128 244V245H127ZM14 245H15V243H14ZM18 244H16L15 246H17ZM21 245V244H20ZM23 246H27V247H30V246H28L27 244L25 245V244H22ZM50 245V244H49ZM49 245H48V247H46V252L50 249L49 248ZM76 245V246H77ZM89 245L90 246H92V247H90L89 248ZM96 245V246H97ZM105 245V246H104ZM116 245V246H117ZM11 246V245H10ZM23 246H19V247H23ZM44 246V245H43ZM114 246V249L113 250H111V248ZM118 246V247H119ZM8 247H9V245H8ZM12 247H13V244H12ZM34 247V246H33ZM32 247V248H33ZM38 247V249H42V248H39ZM58 247L60 248V249H58ZM104 247V248H103ZM0 248H2V247H0ZM7 248V246H5V248L4 249H6ZM20 248V249H21ZM49 248V249H48ZM87 248V249H86ZM88 248H89V251H88ZM108 248V247H107ZM3 249V248H2ZM3 249V250H4ZM8 249V248H7ZM6 249V250H7ZM12 249V248H11ZM16 249V248H15ZM15 249L13 248V250L15 251ZM20 249H18V247H17V249L16 250H18L17 252L19 253L20 251ZM26 249V248H25ZM24 249V247H23V250L22 251H24V252H26V253H28L26 250ZM27 249H29L30 250V248H27ZM34 249H36V247H34ZM34 249H32V250H34ZM38 249H36V250H38ZM53 249V248H52ZM51 250V251H56V250ZM75 249H77V251L75 250ZM79 249H81V250H79ZM121 249H122V247H121ZM245 249L246 250H248L247 252L245 251ZM254 249V250H253ZM256 249H261L260 251H257ZM9 250V249H8ZM7 250V251H8ZM78 250L79 251H81V252H83L84 253V255L86 254V250H87V254H86V257L83 255V253H81V254H78L77 252H78ZM244 252H243V251ZM250 250V251H249ZM21 251V252H22ZM42 251V250H41ZM73 251H75V253L72 255V253H73ZM94 250H91L90 252L92 253ZM95 251V252H96ZM108 251V252H107ZM116 251L118 252V254L116 253ZM116 251H115V253L114 254H116L117 256L119 255V253L120 252H123V251H121V250H118V248L116 247ZM126 251L129 253V256H128V254L126 253ZM253 251V252H252ZM264 251V250H263ZM262 251V252H263ZM1 252V251H0ZM11 253H12V250L10 251ZM9 252V253H10ZM20 252V253H21ZM32 252V251H31ZM36 252V254H37V251H35ZM53 252H51V253H53ZM89 252V254H91ZM99 252L97 253H95L94 255H97L99 258H96L97 260H100L101 262H99V263H103L104 262V264H109L110 263V261H111V264H113L112 263V261H114V259H118V258H120L119 256L117 257V256H115V258L113 259V255L114 254H112L111 253V255L112 256H110V258L111 259H113V260H107V258L105 259V260H107L106 262L104 261V256H102L103 254H101V255H99ZM108 254H107V253ZM2 253L3 252H1V255H2ZM5 253V252H4ZM7 253V255L10 257V254L8 253V252H6ZM5 253V254H6ZM23 253V252H22ZM22 253H21V255L20 254H18V256H22ZM39 253V252H38ZM45 253V252H44ZM51 253H48L49 255L51 254ZM57 252H55V253H53V255L51 254V256H53L52 258H51V256H49V255H47L46 253V255L51 259H49L46 255V260H47V258H48V264H49V262H50V264L53 262L52 261V259L54 260V263L53 264H55V261L58 263V264H60V263H62V264H69V263H66V261L67 262H70V264L72 263V264H75V263H73L72 262V260H74V259H72V260H70V256H63V260H61V259H59L58 258V256H60V254H58L57 253V255L55 256V254H56ZM66 253H64V255L66 254ZM94 253V252H93ZM242 253H246V255H242V257H244L245 258V260H243L242 258H241V254ZM254 253V254H253ZM29 254H30V252H29ZM28 254V255H29ZM31 254H33V253H31ZM36 254H35V256H36ZM123 254V253H122ZM4 255V254H3ZM12 255V254H11ZM28 255H23L24 256V259L26 260L27 258H25V257H28ZM34 255V254H33ZM33 255H29V256H33ZM77 255V256H76ZM91 255H93V254H91ZM121 255V254H120ZM248 255V257H246ZM262 255H264V254H262ZM261 255V256H262ZM5 257H6V255H4ZM18 256H16V257H18ZM22 256V257H23ZM38 256H40V253L37 255V257ZM41 256L43 257H38V259H39V261L38 262H40V258H42V259H44L45 257L43 256V252H42V254H41ZM62 256V255H61ZM76 256V257H75ZM89 256V255H88ZM101 256V257H100ZM123 256V255H122ZM122 256H121V258H122ZM123 256V257H124ZM15 257V256H14ZM13 257V258H14ZM30 257V259H29V257H28V259H29V264L31 263V261L32 260H37V259H32ZM36 257V258H37ZM102 257H104V258H102ZM117 257V258H116ZM19 258V257H18ZM55 258H57V260H55ZM66 260H65V259ZM68 258V259H67ZM81 258V257H80ZM110 258H108V259H110ZM246 258H247V261H246ZM0 259H2V258H0ZM5 259H7V258H5ZM5 259H3V260H5ZM9 259V258H8ZM11 260H12V257L10 258ZM128 259V260H127ZM242 259V260H241ZM2 260V261H3ZM17 260V259H16ZM21 260V262L23 263L24 261H22L23 259H20ZM31 260V261H30ZM88 260H90V259H88ZM87 260V261H88ZM252 260H254V262H257V264H264V260H262L263 262H261L260 261V263H258V261H257V259H256V256H254L251 260H250V262H253ZM256 260V261H255ZM1 261V260H0ZM14 261H15V259L11 262V264L12 263H14ZM43 261V260H42ZM42 261H41V263H42ZM46 261V262H47ZM59 261H61L60 263H59ZM64 261V262H63ZM122 261H124L123 259H122ZM16 263H17V261H15ZM18 262H19V260H18ZM21 262H19V263H21ZM28 262H25V264L27 263L28 264ZM44 262H45V260H44ZM85 262H86V260H85ZM90 262V264H95L94 262L93 263H91L92 261L90 260L89 261ZM89 262L87 263L86 262V264H89ZM115 263L117 262V260H115L114 261ZM21 263V264H22ZM114 263V264H115ZM123 263V262H122ZM121 263V264H122ZM126 263V262H125ZM124 263V264H125ZM1 264V263H0ZM4 264V263H3ZM5 264H7V263H5ZM8 264H9V262H8ZM18 264V263H17ZM24 264V263H23ZM43 264V263H42ZM46 264V263H45ZM82 264H84V262L82 263ZM116 264H118V262L116 263ZM119 264H120V260H119ZM127 264V263H126ZM248 264H254V263H248ZM256 264V263H255Z\"/></svg>","mask_w":264,"mask_h":264},{"label":"rangeland","instance_id":"374dc122","mask_svg":"<svg viewBox=\"0 0 264 264\" xmlns=\"http://www.w3.org/2000/svg\"><path fill=\"white\" fill-rule=\"evenodd\" d=\"M23 28H25V27H23ZM38 28H39V27H37V30H38ZM60 28H61V29H66V27H64V26H61ZM99 28H100V27H98L97 29L99 30ZM35 29H36V28H35ZM39 39H40V41L42 40V38H40V37H39L38 39H36L35 41H34V40H27V39H23V40H20V41H18V40H14L13 42H15L17 45H15L14 48H13V46H11V45H10V46H11V48H13V50H15V51H13V52H14V55H15V54H16V56L19 55L18 58H20V59H21V57L24 58V57H25L24 55H26V58L28 59V64L31 65V63H32V67H33V65H35V66L33 67V68H35V69L38 68L37 66H39V65H43V64H46V63H47V62H46L47 59H45L46 57L50 58V55H53V54L55 55L56 52H57L56 55L59 54L58 51H55V48L57 49V47H58L59 45H61V43H62L63 45L59 46L58 49H60L59 51L61 52V54H63V56H62L61 54H59V56H62V57L64 58V56H67V55H68V53H65L66 50H67V52H68V43H69V42H67V46L64 45V43L66 44V42H65L66 39H58L57 37H55V38H53V39H43V41H44L45 44H43V43H41V42L38 43L37 40H39ZM55 39H56V40H55ZM58 40H59V41H58ZM68 40L71 41V43L74 42V45H76V46H75V49H74L73 46H71L73 43L69 45V46H70L69 49L72 50V51L69 50L70 53L78 54V53H79V48L76 49V47H77V45H78V44H77V43H78V40H77V41H73L72 39H68ZM36 41H37V42H36ZM3 42H4V41H2V44H0V45H1V46H0V49L3 47V45H4L5 43H9V41L4 42V43H3ZM10 42H11V40H10ZM19 42H20V45H19ZM94 42H96V41H94ZM94 42H92V43H94ZM15 43H14V44H15ZM52 43L56 44L57 47H54L55 45L53 46ZM75 43H76V44H75ZM79 43H80V41H79ZM92 43H91V44H92ZM9 44H10V43H9ZM41 44H43V46H42ZM38 45H39V46H38ZM23 46L26 47V48L24 47V48L26 49L25 53H23L24 51H23V52H21V51L19 52V49L21 50V48H23ZM40 46H41V47H40ZM89 46H90V47H89ZM89 46H86V47L90 48L89 50L92 51V49H91V45H89ZM94 46H95V47H94ZM94 46H93L92 48L96 49L97 43H96ZM60 47H61V48H60ZM65 47H67V49H65ZM78 47H79V45H78ZM86 47H85V48H86ZM88 48H87V49H88ZM17 49H18V50H17ZM94 49H93V50H94ZM22 50H23V49H22ZM31 50H32V51H31ZM64 50H65V51H64ZM53 51H55V52L53 53ZM13 52H12V53H13ZM49 53H50V55H48ZM70 53H69V54H70ZM22 54H23V55H22ZM66 54H67V55H66ZM45 55H46V57H43V56H45ZM56 55H55V56H56ZM71 55H72V54H71ZM0 56H1V57H0V66H2V64H3V66H4V65L8 66L7 68H5L6 66H4V70H3V71L0 69V89L3 88V86H5V85H3V84L6 83V85H7L8 88H9L8 91H9L10 93L18 94L19 91H20V92H21V93H20L21 96H20V98L17 100L16 104H17L19 107H20L21 105H23V106H21L20 109H18L17 111H15L16 108H18V106L15 104V101H14V102H11L12 104L10 103L11 105L14 104V105L16 106V107H15V106L13 105V107H12V106H10V107H11V108H14V107H15L14 110H13V109H12V110L15 112V115H16V118H17V119L14 117V115H13L14 112H13V111H12L13 114H10V112H11V108H10V111H9V107H5V108H4V106L7 105V104H9V103H7V104L2 103V104H4V105H3V108H4V109L8 108L9 115H8V113L6 112L7 109H6V110H3V108L0 106V130H1V128L3 129V131H0V143H2V142L5 141L6 143H4V144L2 143V144H3V145H5V144L7 145V144H8L9 141H8V137H7V136H8V134L10 133V129L12 130V129L15 128V127H21V126L29 127V128L31 129V132H30L29 134H27V137H26V139H25L26 144H25L23 147H21L22 145H21V146L18 145V148L21 147L22 149H19V150H20V151L24 150V152H25V148H26V149L28 148L27 150H28V152H30V153L27 154V155H30L31 153H33V154H32V156H33V155L36 154V152H35V153L32 152V151H35V150H33V147H34L35 145H36V146H37V145H40V143H42V142L44 141L45 138L51 137L52 132H53V136H52V138H50V140H52L53 138H58V136L60 135V137H59L57 140L53 139V142H54V143L52 142V143L50 144V143H49L50 140H49V142L47 141L50 145H46V144H45V141H44L45 147L47 146V148H45L43 144H42L43 146H42V145H41V146L44 147L45 150H43L44 148H42L41 146H37V148H38L37 150L40 149L39 151L42 152V153H40L39 151H38L39 153L37 152V153L39 154V155L37 154L39 157H37V155H36V157H37L38 161H40V163L37 162V161H35V162H36V165H37V164H38V165H37V169H33V168H36V167H34V166H36L35 164L33 165V167H31V169H32L33 171L30 170V166H32V164H33L34 162L31 161V162H29L30 164L28 163V161H30L31 159H30V160L27 159V167H29L28 169H27L25 163H24L25 165H24V164L22 165V164H21V161H19V160H21V159H22V161H23L24 159H23L22 157H24V155H26V154H24L23 152L20 153L19 150H18V151H19V152H18V151L16 150V149H18L16 145H14V144L12 145L11 143H9V145L11 144L12 147H9V146L6 147V145H5V146H1L2 144L0 145L1 153H4V154L6 155V156H5V155H3V154H0V156H1L0 159H2V160L4 159L3 162L0 161V169L3 171V172H0V175L5 176V173L7 172V173H6V176H5L4 179H3V176H0V177H1L0 180H2V182L5 180L4 182H5V185H6V183H7V186H6L7 188H9L10 186L13 187V190H11L12 188H11V189L9 188V189H10L11 191H13L14 195H15L14 187L17 188V190L19 191L18 188H19L21 185L26 184L25 182L28 181V182H27L28 184H27V185H24V186L27 187V188L24 187V188H26L27 191L24 189L25 192H24V194H23V193H22V191H23V190H22V187L20 188V189H21V192L19 191L20 194H21V193L23 194L22 196H24L25 193H26V194L28 193V194L24 196L25 198H24V197H23V198H20L21 200H19V202L17 201V200H18L17 198H19V197H17V195H16V196H13V197L11 196L12 200H11V201L9 200L10 196H8V195H9L11 192H10L9 190H6V188H5V189L1 188L2 186L4 187L5 185H3V184L1 183V181H0V183H1V184H0V185H1V186H0V189L3 190V191L0 190V191H2L1 194H0V197H1V198H0V199H1V200H0V203L2 204V202H6V200L8 199V200H7V201H8V204H6V203H7V202H6V203H4V206L7 205V206L9 207L10 205L13 206L14 204L20 203L23 199L26 200L28 197H30V199L28 198L29 200H28V199L26 200V203H27V201H28L27 204H29V206H30V202H29V201H30L31 198H32L31 195L33 194V195H32L33 197H34V195H35L36 197L38 196L37 198H40V196L42 197V198H40V206L38 205V206H39V207H38V211L41 210V208H42V210H43V207L51 206V208H52L53 205H55L53 208H54V210L58 213V215H57V213H56L53 209H51V210L54 211V213H52L51 210H48V209H50V208H47V211L50 212V213H49V212H47L46 209L44 208V209H45V213H44L45 215L42 214V213H40V212H39V213L37 212V214H36L37 216H36V215L34 214V213H36V211L34 210V208L37 206V203H34V202H36L35 200H37V198L34 199L35 197L32 198V200H31V201H32L31 204L34 203V205H35V207L32 208V210H31V211H33L34 216H33V214H32L31 212H29L30 210H28V208H27V210H26V207H27V206H26V203H25L24 200H23L22 203H20V205L22 206V207L20 206V208H21V210H22V208L24 207V208H25V209L23 208V209H24V212H25V211H28V212H25V213H24V212H23V213L21 212L22 215H20V216H16V214H17V215L20 214V212H19L20 209H17L18 206L16 207V206L14 205L15 208H12L11 206L8 208L7 206H5V208H4V206H1V204H0V211H1V213H2V214H0V215H1V216H0V218H1V219H0V220H1L0 223H3V222H4L2 227H1V225H0V236H1V235L3 236V237L1 236V238H0V247H2V248L4 249L5 246H7V248L9 249V250H8V249L6 248V249L8 250V251H7L6 249L3 250L2 248H0V251L3 252L2 255H1V252H0V258H2V259H0V260H1L0 263H1V264H3V263H4V264H5V263L8 264V262H9V264H11V262H12L14 259H15V261H17L18 264H21L22 262H21L20 259H23L22 261H24V260H25V259H24V256H25V255H28L29 252H30L29 255H33V254H34L32 257L28 255L29 259H30V257H31L32 259H34V258L37 259V260H32V261L30 260V261H31L30 264H42V263H43V264H45V263L48 264V261H47V260H48L49 257H48L47 255H49L48 253L53 252V251H51V250H54V249H55L53 246H52L53 249L50 247L51 244L54 245V243H55V241H56V239H54L55 241H54V243H52V242H53V241H52V240H53L52 238H55V237H53V236H55V235L57 236V235H59V234L62 236V234H63V236H62V244H61V245L65 247L66 244L69 243V244H67L66 248H67V250H68L69 248H71V250H70V249H69V250L72 251V247H73L72 245H73V243H77V242L79 241V240H78L77 242H74V241H73L74 239H76V237H75L76 234H82V233L84 232V231H83L84 228H85L84 230H86L87 232H89V233H87L88 236L86 235V233H84L85 236L83 235L84 237L87 236V240H88V237H92L93 234H92V235H90V234H91L93 231H94V233H97L98 230H100V232L102 233V234H101L102 237H104L103 235H105V233H106V231H107V229L104 228V227H107V228H108V226H110V225L107 224V223L105 224L106 221H108V222L111 221L112 223H116V222H117V223H116L117 225H116V224H112V223H110V224L114 225L115 228H116L117 226H119V228H120V226H122L119 230H118V228H117V229L114 228L116 231L113 229V226H112V225H111L112 229H111V227L108 228V230H109L110 233H112L111 230H113V232L116 234V236H114V239H115V237H120V234H121V235L124 234V233H122V232H126V233H127V231H128V233H129V230L124 229V228L126 227L125 225H127V224H126L127 221H126V223H125L124 220L127 219L129 216H127L126 218H125L124 216H125V215H128V214H129V213H128L129 211H130V213H131V212H132V213H135V211H137V210H136V208H134L133 206L130 205L131 207L134 208V210H133L134 212H133L132 210H130L131 208L128 207L129 202H130V194H129V193H131V192H128V189H129V191H130V190H131V191H132V190L134 191V189H135V191H134L135 194H134V195H135V196L137 195L136 197H137L139 200L142 199V201H143V200L145 199V200L143 201V202H144L143 204H145V205H144L142 208H140L141 206L139 207V201H138V199H136L137 201L134 200L133 203H135V204L138 203V204H137V206H138V211H137L135 214H133V216H131V215L129 214L130 217H131L130 220L132 219L133 226H134V225H135V227L137 226L136 228H137V231H138V232H136V233H140V232H142V233H143V232H149L150 230L147 229V228L150 227V226H147V227L144 226V229H143V225H144V224L146 225V222H147L146 220H147V219L141 218L140 216H142L144 212L146 213V212L149 211L148 208L151 206V205H150L151 203H152L153 205H155V202H156V203H157V206L159 207L158 202L160 203L161 201H165V198H166L168 195H169V196L172 195V193L170 194L169 191L172 192V191L176 190V188L174 189V187H177V185L171 184L170 181H171L172 183H173L174 181L169 180V179H167V184H166V177L168 176V178H169L170 175L172 176V178H173L174 176H178V177H179V176H180L179 174H181V176L183 177L182 172H183L184 170L181 169V170L179 171L178 168L181 167V166L184 167V166H185V163L188 164L187 162H190L189 164H190L191 166L189 165V167H191V169H190L191 172H188V171H187V168H186V167H188V165L185 166L184 168H185V171H186V175H190V174H191V175H190V180H191V176H192V177H194L195 181H197L196 183H198V181H199L198 177H199L200 179L203 178L202 174L205 173L206 171H208V169L210 168V166L213 165L212 163H216V164H218L220 167H219L218 165H216V164H214L215 167H212V166H211L212 168L209 169V170H210V171H209L210 174H209V172H208V174H207V172H206L207 176L211 175V172H212V171L214 172L215 170H220V171H222V172H223V171L225 172L226 169H228V168H229L228 171H230L229 173H230V174L232 173V175H234V174L237 175L236 171L239 170V173H238L237 177L239 176V174H241V173L243 174V172H244V174H245V171H244V170H245L247 164H242V166H244V168L241 167V168H242V169H241V168L239 167V166H241V161H240V160H243L244 158H246V160L244 159L245 162L242 161V163H248V162H247V158L250 159V158H249L250 156H251V158H252V162H251V160H249V164H250V162H251L252 164H250V165H252V167H253V169H251V171L254 172L255 169L257 170L258 168H260V170L258 169L257 171H255V174L259 173L258 171H263L262 173H264V166H263V165L261 166V164L264 162V156H263L264 154H263V155L261 154V156L263 157V159H262V157H261L260 155H254V159H253V155H251V154H250V155H249V154L245 155V154H246V153H245L246 150H244V149H247V148L249 147V148H248L249 150L247 149L248 151H250V150L254 151L255 149H258V150H255V151H259V152L261 151V152H262V150H261L262 148H260V146H259L260 149L258 148V146H257V148H256V147H255L256 145H254V148H255V149H251V148H250L251 145L248 146V143H247V145H246L247 148H244L245 145L242 146L243 148H242L241 146H239V145H243L244 143H243V144H242V143H239V145H238V143H237V141H236V140H237V136H236V140H232V139H233V136H234V134H235V132H234V133L231 132V134H230L231 128H232V131H233V130L237 127V126H236L237 123H236V122H233V123H236V125L234 124L236 127H234V129H233V125H232L233 123L230 124L231 121L229 122L230 119H231V120H234L233 118H236L237 116H239L240 111H238V110H239V109H242L241 106L244 107V108H243V109H244V110H243V113L246 111L245 109H247V106L249 107L248 103H250L249 101H251V100H248V99H249L248 97L253 96V95H252V92L256 94V97H257V99H258V101H259V105L262 104V105H263L262 108H264V104H263L264 100L260 99L261 97L264 98V97L262 96V95H263L262 93H264V92H263V90H264V89H263V87H264V82H262V80L264 81V74H263V79L261 78L262 75H261V77H258V79H257V77H256V76H258V74H259L258 72H261V73H262V70H261V69L264 68V67H262V65L264 66V64H263L264 62H262V61H264V60H263L264 58H262L263 56L258 55L259 58L262 59V61H261L260 59L258 60V58H257V59H256V58H253V56L251 57V59H252V58L255 59L256 62H257L256 64H258V65L256 66V64L254 63V65L256 66V67L254 68V70H252V71H254V72L249 71V70H251L252 67L254 66V65H252L253 62H255V61H252V64H251V62H250V64H249L248 61H250V57H249V60H247V57H244V58H240V57L229 58L231 61H234V62H232L233 67H232V65L229 64V65H230L229 68H230V69L232 68L231 70H229V71H231V72H227V71H228V70H227L228 65H227V67H226V66L223 67V69L225 68L224 71H226V72H224L223 69H221L225 74H227V73L230 74V73H233V69H234V70H237L235 67H238L240 70L234 71V73H235V74H236V73H240V74H242L243 72L241 73V70H243V69L245 70V68H244L245 66L242 67L243 62L248 63V64L246 65V68H247V67H248V68L251 67V68H250V69H246V71H244V75H240V74H239V77H240V76L242 77V78L240 77V79H243V78H245V77H246V79H248V78H251L250 76H252V74H253V75L255 74V75H254L255 78H254V77L252 78L254 81L251 83L252 85H250L251 88H249L250 86L248 87V81H252V80H251V79L245 80V81H247V82H246V83H247V90L249 91V93H248V94H249L248 97H247L246 95H245L244 97L238 96L239 94L237 95L238 91H240L239 93H242V92H243V91H241L240 88L243 87L242 90H244V89L246 90V88H245V86H244V85H246V83L243 81L244 79L241 81V83L244 82L243 85H242L241 83H239V87H240L239 90H235V89H233V90H235V91L237 92V93L235 94V92L232 91V88H230V87H232V85L234 86V84H235L234 88L236 87V83H235L234 81H236V79L239 80L238 75L236 76V75H232V74H230V76H232V77L234 76V78H233L234 81H233L232 78H230V82L233 81V82H231V83H234V84H232L231 86H228V85H230V83L227 84L226 82H229V80H227V79L225 78V74L223 73V74H224V78L227 80V81L225 82V81H224L225 79H223V78L221 77V76L223 75V74H222V71L219 70V71H221V72H220V73H221V76H220V75H219L220 77L218 76V77L220 78L219 80L221 81V78H222V79H223V82L226 83V85L224 84V85L226 86V87H225V86L222 84L223 82L221 81L222 83H221V86H219V87H222V86L225 87L226 89H228V90L225 89L226 91H228V93H229V92H230V93L234 92V94L238 96V99L241 97L242 101H243V98H245V101H243V103L240 104V105H241L240 107H238V106H239L238 104H239V102H242L241 99H240V100H237L236 97L230 95L231 99L236 98V100H237V102H236L235 100H234V101L232 100L233 102L236 103V105H238V106H233V105H232L233 102L230 101V103H229V99H230V97L227 99V97L229 96L230 93L228 94L227 92H225V93H227V96H226V99L228 100V103H227V100H226L225 98L222 97V95L224 94V93H223L224 91H223V92H221V91L224 90V88L222 87L223 89H221V90H219V88H216V89H212V90H211L212 92H211V94H209V95H211V96L214 95V96H216V97L218 98V96H219V94H220L221 98H220V96H219L220 99H217V100H219V101L215 102L216 100H214V101L212 100V102H211V101H208V102H210V103L206 102L207 104L205 103V101L203 102V100H205V99H210V100H211V99H215L214 96H213L212 98L208 97V96H209V95H208V91H206V92H204V96H205L206 98H203L202 100H201V99L199 100V102L201 101V104H206V105H199V106H198V107L204 106V108H198V107L196 108V107H195V109H194V108L191 107V105H190V106L187 107V108H189V109L185 108V110H183L184 112L181 111V114L178 113V114L175 116L174 119H171V120H164V121H161L159 118H153L152 115H150V113H148L149 115L145 114V115H147V117H145V116L143 115V113L141 114V111H140L141 108H140L139 106H138L139 108H138V107L136 108V110L139 109V110H138L139 112L133 110V109H134L133 107H132V109H131L130 105H135V106H137L136 103H137L138 101H136L135 103H134V102H132V103L130 102V101H133L132 98H136V96H134V95H135V94H134V93H135L134 91H136L137 89H138V90L136 91L137 94H139L140 91H141L142 94H143V92L145 93V97L147 96V97L149 98V96L146 95V93L149 92V90H148L149 87L146 86L143 82H142V84H139L140 81H138V80H136V81L139 82V83H137V82L135 81V82L133 83L132 86H128V87L125 86V88H124V87L119 88V92H118V89L115 91V93L117 92V93H116V94H117V102L115 103L116 105L113 106V107H118V106H119V107L117 108V111L115 110L116 108L114 109L115 111H114V113L111 115L112 117L110 116L111 118H109V116L106 115V114H105V116H104L103 114H99L98 112H96L98 115H100V118L96 120V119L94 118V117L97 115L96 113H94L96 110H95V111H91V112H89L90 109H88V108H91V110L96 109V107L92 105V104H93L92 102L94 101V98L92 99L93 101L90 100V99L92 98L91 96H94V95L91 94V93H92V91H91L92 89H91V88H93V86H94L93 83H92L91 81L94 80V79L91 80V78H93V77L88 78V75H90V76H95V77H96V74H95L94 72H92V74H90V73L88 74V73H87L88 75L86 74V79H85V78H82L83 80L80 78V74H79V73H78L79 77H77V74H75V72L77 73V71L75 70V67L78 66V68H80L79 66L81 65V62H80V61H81V58H80V57H77L78 55H77V56L75 55V57L78 58L77 60H79V62L76 60V61L78 62V63H77L78 65H77V64H75L76 61H74L73 66H74V65H76V66L73 68V70H71V71H66V70H64L63 75H61V74H58V75H57L58 72H57V71L55 72V71L53 70L52 73L54 72V73H53V74H54V78H53V77L50 78L52 81H51V80H50L51 82L48 81L49 83L46 84V85L43 83V82H44V81H43L42 83H43L44 86L40 84V83H41L40 81H42L43 79L41 80V79H40V76L38 75V74L41 73V77H44V75L47 76V75H46V72H45L44 75L42 74V73H44L42 68H41L42 72L40 71V73H38V72H39L38 70L35 71L36 73H38V74H37L38 77H36V76L33 77L34 74L36 75L35 72H34V74L30 73V74L32 75V77H33L34 80H33V79H30L31 81H30V80H29V82L27 81V82H28V83H27L28 85H26V84H24V83H22V82H23V80H27V79H29V78L24 79V76H22V77H20V79H19V77H16V75L12 72V68L16 65V63H19L20 60H18V58L15 56L14 58H7L5 61H3V53H2V50L0 51ZM59 56H57V57H59ZM258 56H257V57H258ZM57 57H55L56 59L53 58V57H51V58H50V61H51L52 58H53V60L58 61L57 59H59V58H57ZM62 57H60V58H62ZM63 58H62V59H63ZM79 58H80V59H79ZM24 59H25V58H24ZM24 59H23V62H24ZM34 59L36 60V61H34L35 64H33V60H34ZM62 59H61V60L59 59V60L62 62V61H63ZM245 59H246V60H245ZM74 60H75V59H74ZM257 60H258V61H257ZM7 61H8V64H7V63H4V62H7ZM38 61H39V62H38ZM47 61H49V60H47ZM60 61H59V62H60ZM259 61H260V63L262 62V63H261L262 65L259 64ZM26 62H27V60H26ZM26 62H24V63H25V66H26ZM10 63H11V64H10ZM246 63H245V64H246ZM20 64H22V61L20 62ZM28 64H27V67L29 66ZM245 64H244V65H245ZM13 65H14V66H13ZM23 65H24V64H23ZM36 65H37V66H36ZM3 66H2V67H3ZM9 66H10V67H9ZM11 66H12V67H11ZM259 66H260V68H258ZM136 67H138V66H136ZM261 67H262V68H261ZM28 68H30V66H29ZM33 68H30V69H33ZM78 68H76V69H77V70H80V69H78ZM132 68H133V67H132ZM142 68H143V67H142ZM142 68H140V70H142ZM2 69H3V68H2ZM160 69L162 70L163 68H160ZM160 69H158V70H160ZM168 69H169V68H168ZM168 69L165 68V69H164L165 72H166ZM171 69H173V67H172ZM255 69H257V70H255ZM39 70H40V69H39ZM56 70H58V69H56ZM59 70H60V69H59ZM133 70H134V71L138 70V71H139V74H141V72H142V71L140 72V70H139V69H136V68H134ZM161 70H160V72H161ZM164 70H162V71H164ZM258 70H259V71H258ZM1 71L4 72V73H1ZM74 71H75V72H74ZM134 71L131 70V72H130V71H129V72H130V74H131L132 72L134 73ZM143 71H144V70H143ZM169 71H170V70H169ZM169 71H167V72H168V73H167V76L173 74V73H170V72H172V71H170V72H169ZM247 71H248V72H247ZM255 71H257V73H258L257 75H256ZM59 72H61V71H59ZM65 72L68 73V75H67ZM145 72H146V69H145ZM145 72H144V73H145ZM157 72H159V71H157ZM246 72H247V73H246ZM52 73H50V74H52ZM61 73H62V72H61ZM64 73H65V74H64ZM71 73H72V74H71ZM136 73H137V75H138V72H137V71H136ZM146 73H147V72H146ZM161 73H162L161 75L165 74L164 72H161ZM220 73H219V74H220ZM261 73H260V74H261ZM263 73H264V70H263ZM50 74H48V75H50ZM55 74H56L57 76H55ZM130 74H129V76L134 75V74H132V75H130ZM142 74H143V73H142ZM142 74L139 75V76L144 77V75H142ZM2 75H3V76H2ZM5 75H6V76H5ZM42 75H43V76H42ZM64 75H67V76H70V75H71L70 78H69V77L66 78L67 81H68V79H71V80H72L71 77H73V78L77 77V79H78V78H79V79H78V80H77V79H74V80H77V81L80 80V81H82V82H86V85L89 84V83H87V80H88V82L91 80L90 82H91L92 84H89V85H87V86L84 85V87L86 86V89H87V90H85V91H87V93L90 92L89 94H91V95H89V96H90L91 98L88 96L87 93H84V94H86V95H85L86 97L83 96V92H82L83 90H82L81 93H79V91H78L76 95H77V96L79 95V96H81V97L83 96V100H82V98H79V96H78V98H79V100H78L77 96L75 95L74 100H77V101H78V102L76 101L77 103L75 102L76 104L73 103V101H72V97L70 98L71 100L69 101V99H68L67 102H64V101H66V100H65L66 98L64 99L63 97H61V100L63 99V101H60V100H53V99H52V102L57 101V104H54V105H55V106H54L55 108H54L53 106H51V108H50L49 104L52 103V102L50 101V99L53 97L54 94H55L54 96L57 95V96L54 97V98H57V97L59 96L58 93L56 92V90H57L58 92L61 93L62 90H60V89L62 88V86H63V88H64V86H65L64 84H61V85H60V83H58V82H62V81H63V80H62L63 77L65 78ZM156 75H160V73H157ZM156 75H155V74L153 75V76H154L153 79H155V78L158 77V76H156ZM226 76H228V75H226ZM230 76H229V77H230ZM259 76H260V75H259ZM1 77H2V78H1ZM14 77H15V78H14ZM28 77H29V75H28ZM32 77L30 76V78H32ZM35 77L38 78V79L35 80ZM133 77H136V76L134 75ZM145 77H147V76L145 75ZM145 77H144V78H145ZM165 77H166V76H165ZM229 77H228V79H229ZM235 77H236V78H235ZM21 78H23V79H21ZM147 78H148V77H147ZM161 78H162V76H161ZM259 78H260V79H259ZM17 79H18V80H17ZM96 79H97V78H95V80H96ZM136 79H137V78H136ZM138 79L140 80V77H139ZM141 79H142V78H141ZM158 79H159V77H158L157 79H155V80L158 81ZM231 79H232V80H231ZM256 79H257V81L260 80L259 83H257V81H255ZM32 80L36 82V88L39 87V86L41 87V88L39 87L38 89H40V95H41V93L43 94V96L41 95V97H43V99L45 98V97H44V96H45L44 93L47 92V93H46V95H47L48 92H49V90H50L51 93L49 92L50 94L47 95V97H48V96H51V98H50V97H48V98L46 97L47 99L50 98L49 101H48V102H50L49 104H48V103L46 104V103L43 101V99H40V96H39V95H38L39 98H38V99H35V98H37V97H35V96H37V94H39L38 89H37L38 92H35L36 90H34V92H33V93H35V94H34L35 96H34V95H33V97L30 96V90H31L30 88H31V87H30L29 84H31V86H33V85H32V83H33ZM48 80H49V78H48ZM61 80H62V81H61ZM95 80H94V82H96ZM160 80H161V79H160ZM19 81H20V82H19ZM45 81H46V79H45ZM67 81H65V82H67ZM80 81H79V82H80ZM25 82H26V81H25ZM30 82H32V83H30ZM65 82H64V83H65ZM72 82H73V80H72ZM82 82H80L79 85H80L81 88L83 89L84 87H82V86H83L84 83L82 84ZM238 82H239V81H237V83H238ZM254 82H255V83H254ZM46 83H47V81H46ZM67 83H68V82H67ZM69 83H70V82H69ZM69 83H68V86H71V87H72V85H70ZM75 83H76V82H75ZM136 83H137L138 85H143V86L136 87V86H138ZM260 83H261V85L263 84L262 87H261L262 89H261V88H258L259 86H261ZM33 84H35V83H33ZM39 84H40V85H39ZM65 84H66V83H65ZM95 84H96V83H95ZM253 84H257V85H258V86H257V89H256V87H252V86H256V85H253ZM73 85H74V84H73ZM76 85H77V84H76ZM90 85H91L92 87H90ZM240 85H242V87H241ZM34 86H35V85H34ZM60 86H61V87H60ZM133 86H134V87H133ZM145 86H146V88H145ZM42 87L45 88V89H43ZM59 87H60V89H59ZM87 87H88V88H87ZM142 87H144V88H142ZM50 88H51V89H50ZM123 88H124L126 91L123 90ZM132 88H135V89L132 90ZM252 88H253V90L250 91V89H252ZM32 89H34V88H32ZM55 89H56V90H55ZM93 89H94V88H93ZM128 89L131 90V91H129ZM230 89H231V90H230ZM255 89H256V90H255ZM258 89H259V90H258ZM59 90H60V91H59ZM122 90H123V91H122ZM127 90H128V91H127ZM247 90H246V91H247ZM6 91H7V90H6ZM13 91H14V92H13ZM42 91H43V92H42ZM53 91H54V92H53ZM88 91H89V92H88ZM147 91H148V92H147ZM216 91H217V92H216ZM246 91H245V93H243V95H244V94H247ZM258 91H260V94H261L260 96H257V95H259V92H258ZM2 92H3V91L1 90V92H0V97H1V93H2ZM9 92H7V93L10 94ZM122 92H126V94H125V93L122 94V95H124V96H122L123 99H121V97H119V96H121L120 94H121ZM132 92H133V94H131ZM152 92H153V90H152ZM220 92L223 93V94L221 95ZM250 92H251V93H250ZM256 92H257L258 94H257ZM261 92H262V93H261ZM52 93H53V95H52ZM56 93H57V94H56ZM62 93H63V92H62ZM150 93H151V91H150ZM205 93H207V96H206ZM13 94H12V95H13ZM81 94H82V95H81ZM129 94L133 95V97L130 96ZM142 94H141V96H142ZM234 94H232V95H234ZM225 95H226V94H225ZM225 95H224V97H225ZM243 95H242V96H243ZM60 96H61V95H60ZM60 96H59V97H60ZM125 96H127V97H125ZM137 96H139L138 98H140V101L144 100V99L142 98L143 96H142V97H140V95H137ZM84 97H85V98H84ZM118 97H119L123 102L121 101V103H120V99H119V104H117V103H118ZM145 97H144V98H145ZM150 97H151V95H150ZM232 97H233V98H232ZM256 97L254 96V98H252V99H254L255 102H257ZM75 98H77V99H75ZM88 98H90V99H89L88 102H87V99H88ZM128 98H129V99L131 98V100L128 101V100H129ZM138 98H137V99H138ZM141 98H142V100H141ZM33 99H34V101L36 100V103H37V104H36L35 102H33ZM47 99H46V100H47ZM80 99H81V100H80ZM124 99H125L126 102L124 101ZM127 99H128V100H127ZM223 99H224V102H223ZM250 99H251V98H250ZM259 99H260V100H259ZM46 100H45V101H46ZM135 100H136V99H135ZM127 101H128V104H127ZM145 101H146V99H145ZM145 101H144V102H145ZM147 101H150V100H147ZM206 101H207V100H206ZM238 101H239V102H238ZM254 101H253V102L251 101L252 105H253ZM59 102H62V103H59ZM90 102H91V103H90ZM124 102H125L126 104H124ZM142 102H143V101H142ZM202 102H203V103H202ZM244 102H245V104H247V105H246V108H245V104H244ZM247 102H248V103H247ZM27 103H28V104H27ZM64 103H65V104H64ZM78 103H81L82 105H80V104H78ZM85 103L88 104L89 107H88V106H85V107H84ZM138 103H141V102H138ZM145 103H146V102H145ZM149 103H151V102H149ZM235 103H234V104H235ZM10 104H9V105H10ZM24 104L26 105V108H25V109H23V107H25ZM67 104H68V106H67ZM69 104H70V106H69ZM89 104H90V105H89ZM123 104L126 105V106H125L126 108H124ZM196 104H198V102H196ZM199 104H200V103H199ZM226 104H227L228 106H227ZM38 105H39V106H38ZM46 105H47V107H46ZM75 105H76L77 108H75ZM91 105H92L93 109H92ZM120 105H122L123 107L120 106ZM127 105H129V106H128L129 108H127ZM139 105H140V104H139ZM143 105H144V103H143ZM57 106H58L59 108H57ZM81 106H83V108H81ZM147 106H151V105L148 104ZM192 106H194V105L192 104ZM257 106H258V102H257V104H255L254 107L256 108ZM37 107H39L40 111L42 110V108L44 109V110L41 111V112H42L41 114H39L40 112L38 111ZM52 107H53V109H54L56 112L52 109ZM143 107H145V106H143ZM236 107H238V108H236ZM1 108H2L3 111L6 112V114H7L8 116L5 115V113L1 110ZM47 108H48V109H47ZM56 108H57L58 110H57ZM80 108H81V110H80L81 112L79 111ZM85 108H87L89 111H86ZM120 108H122L123 110L120 109ZM191 108H193V109H191ZM258 108H259V107H258ZM21 109H22V110H21ZM69 109H70V111H69ZM74 109H75V110H74ZM125 109H126V110H125ZM142 109H143V108H142ZM144 109H145V108H144ZM201 109H202V110H201ZM212 109H213V110H212ZM233 109H234V110H233ZM252 109H253V107H252ZM260 109H261V107H260ZM61 110H62V111H61ZM67 110H68V111H67ZM119 110H120V111H126V113L128 114V119H126V120H128V121L130 120V123H129V124H131V126H132V123L135 124L136 119H138L136 116H139V115H140L139 117H140V118L142 117V119L139 118V119L136 121L137 123H138V122H143V118H144V117L147 118V119H149V120L151 119V120L156 121V122L158 121V122L156 123V125H153V124H152V127H153V128H152L151 132H149V131L147 130V129H149V128H148L149 126L151 127V124H149V126H147L148 124H147V125H145V124L142 125V126H144V125L147 126V127H144V128H146V130L144 129V131H145V132L148 131V132L150 133L148 136H150V137H149L147 140H146V138H145V141L142 139V137H143V138H144V137H147V135H145V133L142 131L143 129L140 131L141 133H144L143 135H142V134L140 135V132L137 133V132H138V130H137V132H136V134H137V136H138V137H137L136 134H135L134 129L136 130V129H138V127H136V126L133 124V125H134V128H132V127L128 124L129 127H131L130 129L133 130V132H131L130 129H128V130L126 131V132H127L126 135H128V136L131 135V136H132V137H130V136L128 137V138L130 139V141H128V140H129L128 138H125L126 136H125V137L123 136L124 138H123V139L121 138L122 140H121V139L118 140L117 143H119L120 145H122V142H123L124 140H125V141H128V142H131V143L129 144V143H126V142H125V144H123V146H120V145L117 144V147H115V146H114V145H115V142L117 141V139H119L120 136H119V137H113V136L116 134V133L114 134V132L118 131V130L120 129V126H121V129H122V130L120 129L121 131H123V129L126 130L127 127L124 128V127H122V126H124V125H126V124L128 123V121L126 122L125 119H124V118L127 117V116H125V114H124V116H123V115H122L123 112H120ZM132 110H133L134 115L132 114V112H130V111H132ZM147 110H148V108H147ZM147 110H146V112H147ZM193 110H194V111H193ZM248 110H249V108H248ZM257 110H258V109H257ZM36 111H38V115H37ZM52 111H53V112H52ZM57 111H60V114L63 113V112H64L65 114H62V115L60 116V115L58 114L59 112L57 113ZM78 111L81 113L80 116H81L82 114H84V116H85V115H86V116H85V117H84V116H83V117L81 116L82 118H79V113H78ZM83 111H84V112H83ZM85 111H86L87 114H85ZM127 111H129V112H127ZM134 111H135V112H134ZM206 111H208V112H206ZM209 111H210V112H209ZM250 111H251V110H250ZM258 111H259V110H258ZM258 111L254 112V113H257V114H258ZM116 112H118V114L120 113L121 115H118ZM136 112H137V114H136ZM148 112H149V110H148ZM192 112H194V113H192ZM203 112H204V113H203ZM233 112H234V113H233ZM247 112H248V111H247ZM260 112H261V111H260ZM260 112H259V114H260ZM262 112H263V115H262V114H260V115L258 114V115H259V117L262 115V117L264 118V111H263V109H262ZM1 113L4 114L3 116H6V117L8 118V120H7V118L5 119V118L3 117L6 121H9L8 123H3V122H5V121L2 122V119H3V118H2V114H1ZM19 113H20V115H19ZM54 113H57V114H54ZM77 113H78V114H77ZM115 113L117 114L119 120H120V118H122L121 116L124 117V118H122V119H124V122H125L124 125H123V121H122V120H121L120 122L118 121V118H117V116H116ZM199 113H201V114H199ZM250 113L252 114V112H249V114H250ZM52 114H54V116H53ZM88 114H89V115H88ZM95 114H96V115H95ZM127 114H126V115H127ZM129 114H130V115H129ZM138 114H139V115H138ZM151 114H152V113H151ZM183 114H184V115H183ZM194 114H195V115H194ZM207 114H208V116H207ZM228 114H229V115H228ZM251 114H250V115H251ZM11 115H13V116H11ZM21 115H22V116H21ZM39 115H41V116H39ZM51 115L54 117V121H55V118H57L58 116H59L58 119H59L60 117L64 116V117H62V118L64 119V121H65V120H66V121H70V120H71L72 123H74L73 125H71L72 127H73V126H74V127H73V128L70 127V128H71V135H72V138L69 139V141H72L73 137L75 138V139H73V141L75 142L74 145H75V147H76V151L74 150V152H75V153L78 152L77 154H78L79 156L81 155V153L84 154V153H83V152L85 151V147H84V145H85V144H88L89 141H90V144H91V142H93V140H92V138H93V137H92L93 134H91L92 131H89V132H91V133H89L88 131H86V132H82L85 128H86L85 130H88L87 127L89 126L88 128H90V129H92V130H97L96 128L98 127V129L100 128L99 130H102V129L105 128V126H104L105 124H109V125H107L108 127L106 126L107 130H108L109 128H110V129H113V130H111V132H110V129H109L108 131H109L110 133H112L111 135H113V134H114V135H113V136H110V135H109V136H106V137L109 138V139H111L110 137L115 138V139L112 138V139L110 140V141H112V142H110V141L108 140V141L111 143V145H110V144H105V145H106V146H105L104 143H109V142H108V141L105 142V141H106V139H105L104 143H102L101 141H102L104 138H101V139L98 138V142L96 141L97 143H100V142H101L102 144L100 143V146L105 147V148H103V149H101L102 147H100V150H101V152H102L103 154H102L101 152H99L100 150H98V154L100 153V156H101V155H104V157H103V156L99 157V155L97 156V154H96V153H97L96 150L98 149L99 145H98V146L96 145V146H97V147H95V148H97L96 150H95V149L93 148V146H92V148L95 150L94 152H91V151L93 150L92 148H91V151H89L90 149L88 150V147H90L89 145H85V146H87V147H86V148H87L86 152L89 151V152H88L89 154H88V153H85V154H86V157H85V154H84V157H85L86 159H85V160H82V163H83L84 161H85L86 163L82 164L81 168L78 169V168H79L78 166H80L81 164L77 166V163H78V164L81 163V159H82V158H81V159H80V158L78 159L79 156L76 155V159H77V161H74L75 158L73 159V156H75V153H74V155L72 156V159H73V161H74L73 163H76V164H74V165L76 166V167L74 166V168H73L74 171H80V172L82 171V172H81V174H82L81 178H80V174H79L78 177L80 178V180L84 179L83 181H81L82 183H85V182H86L84 188L82 187L84 184H83V185L80 184L81 187L83 188V189H81V190H82V193L85 195L86 192H89L88 189L91 190V192H90L91 195H88V194H87L86 196L81 195V196L83 197V200H84V201H81V202H83V203L87 206V204H88L89 202H88V200H86V201H87V202H86L85 199H91L90 196L93 195V196H92V199L90 200V202H92L93 200H95V198H98V200L96 199V202L94 201V204H95V205H94L93 203H92V204L89 203L87 207H85V206L83 205V203H81L80 201H78V202H80V204H79V208H76V209H77L80 213H82V216H80L81 214L78 216L79 218L76 217V213H77L78 211L73 207V204H74L73 201H75V199H78V200L81 199V200H82V197H81V196H79V198H78V196H77V195H80V193H81V192H80L81 190L77 191L78 189L81 188V187L79 186V183H81V182H79L80 180L78 179L77 175H73L74 172L72 171V167H68V165H67L68 163H66L67 161H65V160L68 159V157L66 156L67 154L64 155V156L67 157V159H65V157L62 158V156H59V155H58V156H59V159H58L56 156H54V157H56L57 159L55 160V162L52 163V167H51L52 170H48V169H50V166H51V165H50V164H51L50 162H49V164H48V162H46V161H49L48 158H50V156L47 154V153L49 152L48 150H50V149L52 150V147H53V149H55V150L57 151V146H58V150H62V149L67 150L65 144H62L63 142H64V143H67V146L70 145V146H73V147H74L73 144H70V143L68 144V142H66V141L68 140V137H69V138L71 137L70 134L68 135V133H69L70 131H69V128L67 129V127H68L69 125L67 126V125L65 124L64 126H67L66 128H65L64 126H62V123H64V122H61V121H63V119L60 118L61 120H58V119H57L55 123L57 124V121H58V122L60 121L61 123H58V126H61L62 129H61V127H60V128H59V127L57 128V126L55 125V123H54L53 118H52ZM55 115H57V116H55ZM68 115H69V116H68ZM91 115H95V116H92V118H91V117H90ZM114 115H115L116 118L113 119ZM220 115H221V116H220ZM258 115H256V116H258ZM9 116H10V117H9ZM17 116H19V118H18ZM70 116H71V117H70ZM103 116H104V117H103ZM131 116H135V117H136V118H135V117H132V119L135 120L134 122L131 120V118L129 119V117H131ZM240 116H241V117L243 116V118H244V116H245V118L247 117V120L244 118L243 121H244V123L246 122L245 124H246L249 128L252 129L253 127H254V128L257 127V130H256V128H255V129H252V130H254V131H257V134H258V135L256 136V138H260V136L262 135V133H263L262 136H264V132H263L264 130H262V128H263L264 126L261 127V126L263 125L264 121H263L262 125H261V123L258 122L259 120L262 121V119H263L262 117H260L259 120H258V117L255 118V120H253L254 118H251V119H250V118H248V115L246 116V114H244V115L242 114V115H240ZM240 116H239V117H240ZM11 117H13L14 119L11 118ZM65 117H66V118H65ZM68 117H69V118H68ZM72 117H73L74 119H73ZM89 117H90V119H89ZM96 117H98V116H96ZM105 117H107V118L109 119L110 122H107V120H106L105 123H104V122H103V119H104ZM182 117H183V120H182ZM227 117H228V118H227ZM249 117H250V116H249ZM251 117H255V114H254V116H253V114H252ZM51 118H52V120H50ZM87 118H88V119H87ZM237 118H238V117H237ZM237 118H236V120H238ZM91 119H94V121H96V122H97L98 120L100 121V119H101L100 122H102L104 125H103L102 123H98V122L96 123V122H95L96 124H93V125H95L94 127H96V128L94 129L93 126H92V124H91V126H90V124H89V123H92V121H89V120H91ZM105 119H106V118H105ZM110 119H111V120H110ZM116 119H117V121H118L119 123L116 121ZM155 119H157V120H155ZM178 119H179V120H178ZM228 119H229V120H228ZM74 120H75V121H74ZM114 120H115V122H114ZM139 120H140V121H139ZM175 120H176V121H175ZM189 120H191V121L189 122V123H191V124L187 123V121H189ZM192 120H193V122H192ZM217 120H219L220 123H222L221 120H223V123H224L223 125H224V126L222 127V124H220V125H221V126H220V125H219V122H218L217 124L220 126V127H217V130H218V131H216V134H215V132H214V133H212V135H211V132L214 131V130L208 129V127L211 128V126H215V127L218 126V125L216 124V121H217ZM236 120H235V121H236ZM240 120H241V118L239 119V121H240ZM13 121H14V122H13ZM52 121H53V122H52ZM66 121H65V123H66ZM94 121H93V122H94ZM112 121H113V122H112ZM146 121H148V120H146ZM165 121H166V122H165ZM179 121L181 122L182 125H184V124L186 123L185 125H187V126H185V129L182 128V129H183V130H182L180 127H178V126L181 125V124L179 123ZM255 121L259 123L258 126L256 125L257 123H256ZM51 122L54 123L53 125H55L57 129H59V130L61 129V130H60V131H59V130H56V128L53 127V126L51 125ZM88 122H89V123H88ZM116 122H117L118 124H117ZM150 122H151V121H150ZM164 122H165V123H164ZM250 122H251V123H250ZM11 123H12V124H11ZM67 123H68V122H67ZM72 123H70V124H72ZM83 123H85V124L83 125ZM110 123H111V124H110ZM112 123H113V124L115 123V125L113 126ZM144 123H145V122H144ZM146 123H149V122H146ZM167 123H168L169 126L166 125ZM178 123H179V124H178ZM197 123H198V124H197ZM214 123H215V124H214ZM241 123H242V121H241L240 123H238V130H239L240 128H242V127H244L243 130H247V129H249L247 126H246L247 129H246L245 125H243L244 123H243V124H241ZM4 124H5L6 126H5ZM68 124H69V123H68ZM76 124H77V125H76ZM86 124H88L87 127H85V128H81V127H80V129H81V133H79L80 129H79L78 126H82V125L85 126ZM99 124H101L100 127H99ZM140 124H142V123H140ZM140 124H139V125H140ZM154 124H155V123H154ZM163 124H164V126H163ZM213 124H214V125H213ZM239 124L242 125V126H240ZM250 124H252V125H250ZM253 124H255V125H253ZM9 125H10V126H9ZM96 125H97V126H96ZM102 125H103L104 128L102 127ZM110 125H111V127H110ZM116 125H119V126H118L119 128H118ZM139 125H138V126H139ZM210 125H211V126H210ZM230 125H232V126H230ZM115 126H116V129H118V130H116V131H114ZM140 126H141V125H140ZM252 126H253V127H252ZM259 126L261 127V129L258 128ZM6 127H7V128H6ZM11 127H12V128H11ZM75 127H78V129H79L78 132H77V133H79V135H77V136H76V130H77V129H76ZM91 127H92V128H91ZM101 127H102V128H101ZM129 127H128V128H129ZM154 127H155V128H154ZM215 127H214L213 129H216ZM230 127H231V128H230ZM141 128H142V127H141ZM54 129H55L57 132L54 131ZM63 129L66 130V131L64 132ZM90 129H89V130H90ZM259 129L262 130V131L260 132L261 135L259 134V131H258ZM263 129H264V128H263ZM4 130H5L6 133L4 132ZM42 130H44V131H42ZM85 130H84V131H85ZM99 130H98L97 132L100 133V134H102L103 132L101 133V131L99 132ZM105 130H106V129H105ZM120 130L118 131V133L120 132ZM149 130H150V129H149ZM207 130H208V131H207ZM220 130H221V131H220ZM224 130H225V131H224ZM236 130H237V128H236ZM236 130H234V131H236ZM58 131L60 132V134L58 133ZM67 131H69V132L67 133ZM102 131H103V130H102ZM112 131H113V132H112ZM206 131H207V132L211 131V132L207 133ZM41 132L44 133V134H42ZM54 132H56L55 134H56L57 137L55 136ZM63 132H64L63 136L67 134V136H68V137L66 136L67 139H65V138H66L65 136L62 137V133H63ZM94 132H95V133H94V135H95V134H96V131H94ZM104 132H105V131H104ZM109 132H107V133L110 134ZM124 132H125V131H124ZM124 132H122V133H124ZM237 132H238V131H237ZM243 132H244V131H243ZM247 132H249L248 134L250 135V133H251V132H250V129H249ZM247 132H246V133H247ZM3 133H4L5 135H3ZM57 133H58V134H57ZM98 133H97V134H98ZM118 133H117V135H115V136H118ZM122 133H121V134H122ZM132 133L135 134L134 136H135L137 139L132 135ZM241 133H242V132L240 131V136H241ZM254 133L256 134V132H254ZM73 134H74V135H73ZM90 134H91L92 136H90ZM104 134H105V135H108V134H106V133H104ZM104 134H103V136H101V137H104V136H105ZM124 134H125V133H124ZM138 134H139V135H138ZM146 134H148V133H146ZM167 134H168V135H167ZM243 134H244V133H243ZM251 134L253 135V136H252V142L255 144L256 141H258V142L261 141L260 144H261V146H262V143H264V142H262V141H264V137L261 138V140H255V141H254V135H255V134H253V133H251ZM42 135H43V136H42ZM98 135H99V134H98ZM122 135H123V134H122ZM122 135H121V136H122ZM144 135H145V136H144ZM188 135H190V136H188ZM213 135H214V136H213ZM221 135H222V136H223V135H226V137L224 136L225 138H222ZM235 135H236V134H235ZM237 135H238V133H237ZM4 136H5V137H4ZM39 136H40V137H39ZM45 136H46V137H45ZM54 136H55V137H54ZM75 136H76V137H75ZM170 136H173V137H170ZM262 136H261V137H262ZM88 137H92V138H88ZM99 137H100V136H99ZM191 137H193V138H191ZM238 137H239V136H238ZM1 138H3L2 141H1ZM4 138H5V139L7 138V140H5ZM60 138H63V139H60ZM94 138H97V137H94ZM134 138H135V140H134ZM171 138H172V139H171ZM231 138H232V139H231ZM89 139H90V140H89ZM126 139H127V140H126ZM140 139H142V140H140ZM160 139H162V140H160ZM226 139H227V140H226ZM240 139H241V138H239L238 141H239ZM262 139H263V140H262ZM46 140H47V139H46ZM54 140L56 141V143H55ZM60 140H63V142H62V141L59 142ZM64 140H65V141H64ZM95 140H97V139H95ZM95 140H94V141H95ZM99 140H101V141H99ZM131 140H133V142H134V141L136 142L137 140H138V141L140 140V141L143 142V145H141V146H138L137 144L133 145L134 143H133ZM164 140H165V141H164ZM229 140H230V141H229ZM7 141H8V142H7ZM119 141H121V142H119ZM234 141H236V142H234ZM47 142H46V143H47ZM58 142H59V143H58ZM78 142H79V143L81 142V144H79ZM85 142H86V143H85ZM142 142H140L139 145L142 144ZM240 142H242V140H240ZM252 142H251V143H252ZM258 142H256V143H258ZM38 143H39V144H38ZM48 143H47V144H48ZM72 143H73V142H72ZM112 143H114L113 146H112ZM251 143H249V144H251ZM253 143H252V145H253ZM53 144H54V145H53ZM56 144H58V145H56ZM59 144H60V145H63V146H62L63 148L59 149V147H60ZM126 144H127V146H131V144H132V148H134L136 145L138 146V147L136 146V151H137V153L141 154V155H140L141 157L138 155V157H140V158H139V163H138V160L135 159V158H136V155H134V153H131V151H134L135 149L128 148V147L126 146ZM128 144H129V145H128ZM157 144H158V145H157ZM228 144H229V145H228ZM235 144L238 145L239 147L236 146V148H234V147H235ZM260 144L258 143V145H260ZM51 145H53V146L51 147ZM91 145H92V144H91ZM94 145H95V144H94ZM107 145H109L111 149H112V147H115L116 149L118 148L117 151H116V149H115V154H111L112 151L110 150V148H109ZM124 145L126 146L125 148H127L128 150L124 148ZM155 145H157V147H155ZM211 145H212V146H211ZM231 145H232V146H231ZM263 145H264V144H263ZM13 146H16V147H13ZM64 146H65V148H64ZM111 146H112V147H111ZM119 146L122 147L123 150H124V149L126 150V154H127L128 152H130V153H129L130 155H129V154H128V156L125 155V150L123 151L122 149H119V148H120ZM213 146H214V147H216V146H219V147H220V149L218 150L219 153H217V150H216V149L208 150L209 147H213ZM227 146H229L231 149L227 148ZM2 147H3V149H2ZM4 147H5V148H4ZM40 147H41L42 149H41ZM75 147H74V148H75ZM77 147H78V148H77ZM145 147H146V148H145ZM6 148H7V149L10 148V150L12 149L11 152H9L10 150L5 151ZM29 148H30V149H29ZM35 148H36V147H35ZM48 148H49V149H48ZM68 148H69V147H68ZM70 148H71V147H70ZM74 148H71V149L73 150ZM80 148H81L82 150H81ZM200 148H202V149L204 148V149H206L207 151H209V152H208L209 154L214 155V158L212 159V160H214V162H212V160H211L212 163L210 162V160H208V161H209V163H208V161H207L206 159H202V161L204 160V163H207L206 165L209 166L208 168H207V166L205 167V166H204L205 164L203 165V163L199 160V158L201 159V156H202L201 153H200L199 150H198V149H200ZM46 149H48V150H46ZM71 149H68V150L71 151ZM104 149H105V150H104ZM106 149H108V150H106ZM129 149H131V150L129 151ZM225 149H228V150H232V149H234V151H235V152H232V151H231V153L229 154V156H230V155H231V156H232V155L235 156V157H234L235 159H234L233 157H232L233 159H232V158L229 159V157H228V160L231 161V162H230L231 165H230V163H228L229 161H228L227 163H225L226 160H223V161H225V162H223V161H222V162L219 161V160H221V159H223V158L225 157V156H222V155H226V150H225ZM235 149H237V150H235ZM263 149H264V146H263ZM29 150H30V151H29ZM37 150H36V151H37ZM51 150H50V151H51ZM109 150H110V154H111V156L109 155V156H107V157H108V158H107L106 155H105V153H107V151L109 152ZM113 150H114V149H113ZM239 150H240V151L242 150L241 152H242V153L244 152L243 155H245V156H247V157L242 156V153L239 152ZM243 150H244V151H243ZM13 151L15 152L14 155H13V153H12ZM16 151L18 152V154L16 153ZM47 151H48V152H47ZM52 151H53V150H52ZM52 151H51V152H52ZM63 151H64V150H62V152H63ZM79 151H80V152L82 151V152L79 153ZM136 151H134V152L136 153ZM151 151H153V154L155 153L156 155H155V156H154V155H151V154H152ZM207 151H206V152H207ZM237 151H238L241 155H240V154L237 155ZM28 152H27V153H28ZM45 152H47V153L45 154ZM51 152H50V153H51ZM54 152H55V151H53L52 153H53V154L57 153V152H55V153H54ZM59 152H60V151H59ZM66 152H67V151H66ZM72 152H73V151H71L70 153H72ZM113 152H114V151H113ZM113 152H112V153H113ZM119 152H120V153H119ZM228 152H229V151H228ZM250 152H251V151H250ZM25 153H26V152H25ZM64 153H65V152H64ZM68 153H69V152H68ZM70 153H69V154H70ZM91 153H94V154L92 155ZM118 153H119V154H118ZM215 153H216V154H215ZM10 154H11V155H10ZM44 154H45V155H44ZM57 154H58V153H57ZM60 154H61V153H60ZM131 154H132V155H131ZM221 154H222V155H221ZM227 154H228V153H227ZM7 155H8V156H7ZM9 155H10L12 158L9 159ZM42 155H43V156H42ZM55 155H56V154H55ZM70 155H71V154H70ZM90 155H92V157H94L95 160L101 158L100 161H102V160H106V161H107V160H110L109 157H111V160H110V161H107V164H108V165L105 163L104 166H103L104 162H100V163H99V160H97V161L93 160V162L95 161V162H94L95 164L97 163V164L94 166V163H92V161H91L93 158L91 157V158H92V159H91V158H90ZM95 155H96V157H95ZM107 155H108V154H107ZM112 155H113V156H112ZM122 155H124V156H122ZM178 155H179L180 157H179ZM196 155H197V156H196ZM236 155L238 156V159H239V155H240V159H239V160L237 159V160H238L237 166H238L241 170H240V169L235 170V169H236V167H235L236 165L234 166L233 164H236V163H233V164H232V162H234V160H235V162L237 161V160H236ZM16 156H17V158H16ZM30 156H31V155H30ZM32 156H31V157H32ZM41 156H42V157H41ZM46 156H48L47 159H46ZM68 156H69V155H68ZM115 156H116V157H115ZM118 156H120V157H122V158H120V157H118ZM129 156L131 157V160H134V159H135V160H137V162H136L135 160H134V161L129 160ZM152 156H154V157H152ZM198 156H199V157H198ZM258 156L261 157V159L263 160V162L261 163V161H262V160H261V161H260V163H261L260 166H261V167L259 166V167L256 168L255 166L258 165L259 160H260V159L258 160V158H260V157H258ZM36 157H35V158H36ZM40 157H41V159H39ZM43 157H44V158H43ZM54 157H53V158H54ZM60 157L63 159V161H61L62 159L60 160ZM80 157H81V156H80ZM98 157H99V158H98ZM105 157H106V159H103V158H105ZM126 157H127L128 160H127V159H124V158H126ZM138 157H137V158H138ZM190 157H194V158L198 157V159H197L198 161H197V160H196V161H197V162L200 161L201 165H198V164H200V163L197 164V162H195V163H194L195 165L193 166L192 163L194 162V160H193L192 158H190ZM226 157H227V155H226ZM257 157H258V158H257ZM53 158H52V159H53ZM88 158L91 159V160H89V161H91V164L88 163L89 161H86V160H88ZM96 158H97V159H96ZM115 158H116V159L118 158L119 161L122 159V160H121L122 163L117 162L118 160H116ZM189 158L192 159L193 161H192V160L188 161ZM241 158H242V159H241ZM25 159H26V156H25ZM45 159H46V160H45ZM54 159H55V158H54ZM54 159H53V161H54ZM83 159H84V158H83ZM256 159H257V160H256ZM16 160H17V161H16ZM35 160H36V159H35ZM42 160L45 161L43 165H42V163H41ZM70 160H71V159H70ZM114 160H116L117 163H116ZM124 160H125V161H124ZM126 160H127V161H126ZM156 160H157V161H156ZM253 160H254V161H253ZM255 160H256V161H255ZM60 161H61V162H60ZM64 161H65V162H64ZM68 161H69V160H68ZM121 161H120V162H121ZM140 161H143V165H142V163H140ZM147 161H148V162H147ZM149 161H150V162H153V163H150V164H151V167H153V168H154V166H152V165H153V164L156 165L157 163H159V165L157 164L156 166H160V167H163V168H164V169H163V168H162V169L159 168V170L161 169V170H163L164 172L166 171L165 173L162 171L165 175H164L163 173H161V172H160L161 170L159 171L157 167H155V169L157 168V170L159 171L158 175H157V172H158V171L155 170V169H154L155 172H153V173L151 172V173H152V177H154V174H155V173H156L155 175H157V177L163 174V175H164V178H163L162 176H161V177H162L163 179H165V184H166V185L163 184V183H161L160 180H158V179H161L160 177H159L158 179L155 178L156 176L154 177V179H155V180L157 179V180H158V183L153 184V180H154V179H152V178H151V175L149 174V172L152 171V170H150V171L148 170V169H149L148 167L150 166V165H149ZM155 161H156V162H155ZM165 161H166V162H165ZM205 161H206V162H205ZM215 161H218V163L215 162ZM239 161H240V162H239ZM257 161H258V162H257ZM16 162H17V163H16ZM25 162H26V161H25ZM109 162H110L111 164H109ZM124 162H126V163H124ZM134 162H136L137 164L134 163ZM191 162H192V163H191ZM220 162H221V163H225L223 167H221L222 165H220ZM14 163L17 164V165H15L16 167H13V166H14V165H13ZM46 163H47L48 165H46ZM56 163H57V164L59 163V164L57 165ZM70 163L72 164V161H71ZM87 163H88V165H86ZM112 163H113V164H112ZM118 163H119V164H118ZM132 163H134L136 167H137V166H140V164H141L142 166H141V167H138V168L135 169V168H134L135 166L133 167V164H132ZM146 163H147V164H146ZM168 163H169L170 165H172V167H171L172 169H171V170H173V169L175 170V169H176V172H177V170H178V172H179L178 175H175L176 172H175V174L173 173L174 176L172 175V173H169L170 175H167L168 172H169L168 170H170V169H169L170 166L165 168L164 165H168ZM239 163H240V165H239ZM62 164H63V166H62ZM64 164L67 165V166H65ZM71 164H70V165H71ZM89 164H90V165H89ZM101 164H102V165H101ZM115 164H116V165H115ZM120 164H121V165H120ZM125 164H126V165H125ZM160 164H161V165H160ZM210 164H211V165H210ZM228 164H229L230 167H232V168H230L229 166H227ZM249 164H248V165H249ZM12 165H13V166H12ZM45 165L48 166L47 169L45 168V167H46ZM56 165H57V168H58V171H59V172H56V173H54V174H57V173H58V176H59L58 178L60 179V180L58 179L59 181L57 180V176L54 177V179H48L49 176H51V178H53L54 174H53V176H52V171H54V168H53V167L56 168ZM60 165H61V166H60ZM99 165H100V166H99ZM111 165H112V167H107V166H111ZM147 165H149V166H147ZM196 165L199 166V167L202 166V165H203V166H202V168H201V167L199 168V167H196ZM214 165H213V166H214ZM225 165L227 166V168L225 167ZM254 165H255V166H254ZM7 166H8L9 168H11V170L8 169ZM17 166H18V167L20 166L21 168L19 167V168L17 169ZM41 166H42V167H41ZM83 166H84V168H83ZM85 166H86L88 169H87ZM92 166H93V167H92ZM96 166H97V167H96ZM122 166H123L124 169L121 168ZM125 166H126V167H125ZM217 166H218L219 169H217ZM5 167H7V169H8V170H6V172L4 171V170L6 169ZM23 167H25V168L23 169ZM38 167L41 169V171L38 170V169H39ZM61 167H62V168H61ZM67 167L70 168V169H67ZM89 167H90V170H91V171H89ZM95 167L97 168V171L99 170V167H100V168L103 167V168H102V173H101V171L99 172V174H97V171L94 172L95 169H93V168H95ZM127 167H128V168H127ZM151 167H150V168H151ZM193 167H194V168H198V170L196 169V172H195V173H193V172L195 171V169H193V172H192V168H193ZM249 167H251V166H249ZM252 167H251V168H252ZM43 168H45L46 171H44ZM60 168H61V169H60ZM82 168H83V169H82ZM104 168H106V170H105ZM109 168H110V170H111L110 172L108 171ZM116 168H120L121 170H123L122 172H123V175H124V176L120 174L121 170L118 169V171H117ZM126 168H127V169H126ZM132 168H133V170L131 171L130 169H132ZM140 168H142V169H140ZM146 168H148V169H146ZM153 168H151V169H153ZM206 168H207V170H205ZM224 168H226V169H224ZM234 168H235V169H234ZM254 168H255V169H254ZM19 169H22V170H23V171H20V172H22V173H19ZM25 169H27L28 172H29V170H30V172H33V173H30V172H29L27 175H25V174L27 173V171H24ZM65 169H66L67 171H70V172L72 173V177H71V174H66V172H65L66 170H65ZM86 169H87V170H86ZM92 169H93V171H92ZM115 169H116V170H115ZM128 169H129V170H128ZM138 169H139V171H138ZM145 169L148 170V171H146L147 176H146V174H141V175H140L139 172L142 171L143 173H145V171H144ZM199 169H202V170L204 169L205 172H204V171L202 172V171L199 170ZM214 169H215V170H214ZM221 169H222V170H221ZM230 169L232 170V172H231ZM261 169H262V170H261ZM15 170H17V171H15ZM42 170H43V171H42ZM47 170H48V171H47ZM126 170H127V171H126ZM135 170H137V171H135ZM171 170H170V171H171ZM174 170L171 171V172H174ZM182 170H183V171H182ZM188 170H189V168H188ZM233 170H235V171H233ZM248 170H250V169L248 168ZM9 171H10V172H9ZM35 171H36V172H35ZM55 171H57V169H55ZM104 171H105V173H103ZM106 171H107L109 174L111 173L110 176H113V178H111V177L109 176V174H107ZM130 171H131V172H130ZM134 171H135V172H134ZM156 171H157V172H156ZM167 171H168V172H167ZM199 171H201V172H200L201 174L199 173ZM220 171H219V172L217 171L218 173H217L216 171H215V172H216L218 175H219V174H223V173H220ZM228 171H226V172H228ZM8 172H9V173H8ZM15 172H17V174H16ZM25 172H26V173H25ZM38 172H39V174H38ZM45 172H48V174H45ZM86 172H87V173H86ZM88 172H89L90 174H89ZM118 172H119V174H117ZM125 172H126V173H125ZM128 172H129V173H128ZM137 172H138V173H137ZM187 172H188V173H187ZM213 172H212V173H213ZM252 172L249 173V171H248V175L250 176V174H253ZM10 173H14V174H15V175H14L15 177H14V176H13V177L11 176L13 179L10 178V176H9V175H11ZM18 173H19V174H18ZM23 173H25V174H23ZM36 173H37V174H36ZM85 173H86V174H85ZM100 173H101L102 175L104 174L103 177L101 176ZM115 173H116V174H115ZM132 173H133V175H134L135 173H137V174H139V176H137V175L135 174L134 176L131 175V177H130L129 174H132ZM198 173H199V174H198ZM216 173H214V174H216ZM229 173H228V174H229ZM7 174H8V175H7ZM22 174H23L24 180H22L23 178L21 179V178L19 177L20 175H21V177H22ZM31 174H32L31 177L34 178V179H32V178L30 177V178L32 179V180L30 181V183L33 184V182H36V187L34 186V184H33V186H34V187H33V186L29 183V179H28V178H25V177H29ZM40 174H41V175H40ZM44 174H45L46 177L43 176ZM65 174H66V175H65ZM74 174H76V173H74ZM88 174H89V175H88ZM96 174H97L98 176H96ZM114 174H115L116 176H115ZM125 174H126V176H125ZM148 174H149V175H148ZM159 174H160V175H159ZM192 174H193V175H192ZM197 174L200 175L201 177L198 176ZM206 174H205V176H206ZM217 174H216V175H217ZM226 174H227V173H226ZM226 174L224 173V175H226ZM230 174H229V176L226 175L227 178L230 177ZM260 174H261V173H260ZM260 174H257V175H260ZM12 175H13V174H12ZM17 175H18V177H17ZM24 175H25V176H24ZM34 175H35V177H36L37 175H38V177L41 176L42 180L40 181L39 179H41V178H38V177L35 178ZM85 175H86V176H85ZM91 175L95 176L96 178H99V180L97 181V179L94 178V177H92ZM106 175H107L108 179L105 177ZM118 175H120V176H118ZM144 175H145V177H144ZM166 175H167V176H166ZM186 175L184 174L185 177H186ZM194 175L197 176V177H195ZM218 175H217V176H218ZM236 175H235V176H236ZM257 175H255V176H257ZM8 176H9V177H8ZM84 176H85V177H84ZM87 176H88V177H87ZM89 176H90V178H89ZM114 176H115V177H114ZM121 176H123V177H121ZM127 176H128V177H127ZM132 176H133V177H132ZM149 176H150V177H149ZM165 176H166V177H165ZM220 176H221V175H220ZM226 176H225V177H226ZM235 176L233 177V178H234V182H236L237 180H238V182H236V184H233V185L231 184V185L233 186V187H231V185L228 183V181H229L230 183H231V182L234 183V182L232 181L233 178H231V179L227 180V182H226V183H227V186H228V184H229L230 187H225V188H230V189H229V192L231 191V194L228 192V196H230L232 202H233V200H234V201L237 200L238 197L241 196V194H242L243 196H246L247 192H250V191L252 192V194H253V191H254V193L257 192L256 195L253 194L254 197L256 196V198L258 197L257 199L262 198V200H263V198H264V197H263V196H264L263 194H264V193H263V190H262V189L264 188V179L261 180V181H258L260 178L262 179L261 176H264L263 174H262L260 177L257 176V177H259V178H255V176H254V174H253V176L251 175V176L253 177V179H252L251 176H250V178H251V182H252V184H253V187H254L255 189H258V190H256V192H255V189L252 187V184H248V183L244 182V180L247 181V179H249V176L246 177L247 179L245 178L246 175H243L244 178H237V177H236L237 180L235 179ZM43 177H44V178H43ZM76 177H77V178H76ZM91 177L94 178L95 180L91 181ZM138 177H139V178H138ZM141 177H144L145 179H144V178L142 179ZM148 177H149V178H148ZM178 177H176V179H174V180L177 181V182L175 181L176 184H178V182H179V184H180L182 181H184V180L187 181V180H188V178H187L188 176L186 177L187 179H185V177H184V178H183L184 180H182V181H181V178H182V177L180 178V181H179V179H177ZM239 177H240V176H239ZM241 177H242V175H241ZM7 178H8V179H7ZM9 178L12 179L13 182L10 181ZM19 178H20L22 181H24V183H23L22 181H21V182H18V181H19V180H18ZM46 178H47V179H46ZM49 178H50V177H49ZM85 178H86V180H85ZM103 178H104V181H103ZM109 178H110V179H109ZM115 178H116V179H115ZM120 178H122V179L124 178V179L126 180V182H125V180H123V182H122L123 184L120 183V180H121ZM137 178L140 179V180H138ZM150 178H151V180H152V181H151V186L154 185L153 187L156 188V189H154L153 187L151 188V186H150V184H149L148 182H147L148 184L146 183V181H148V180L150 181ZM211 178L214 179V178H216V176H213V177H210V176H209V177L205 178L206 180L203 179V182L201 181L202 179H201L199 182H202V183H204V181H206V182H208V183H210L209 181L213 182V179L210 180ZM220 178H221V177H220ZM220 178H219V179H220ZM223 178H224V177H223ZM223 178H221V179H223ZM14 179H16V180H14ZM27 179H28V180H27ZM35 179H36V181H35ZM55 179H56L58 182H57V181H54ZM65 179H67V180H65ZM68 179H69V180H68ZM105 179H106V180H105ZM112 179H113V182H114V181H115V182H118V184H117V183L114 184L113 182H111ZM136 179H137L138 181H136ZM141 179H142L143 181H145V183H144V182H140V181H142ZM146 179H148V180H146ZM197 179H198V180H197ZM207 179H208L209 181H208ZM221 179H220V180H221ZM224 179H225V178H224ZM224 179H223V182L225 181ZM239 179H242V181L239 180ZM7 180H9V181L12 182V183H16V182H17V183L15 184L17 187H16L14 184H13V186H12V184H11L9 181L6 182ZM25 180H26V181H25ZM37 180H39L40 183H38ZM43 180H47V181L44 182ZM49 180L52 181L51 185H50ZM108 180H109V182H108ZM134 180H135V181H134ZM157 180H156V181H157ZM192 180H193V179H192ZM235 180H236V181H235ZM249 180H250V179H249ZM252 180H253L254 182H253ZM65 181H66V182H65ZM68 181H69V182H68ZM88 181H89V183L91 184V186L87 184ZM95 181H97L98 184H97ZM161 181H162V179H161ZM168 181H169V182H168ZM215 181H217V180H215ZM240 181H241V183H240ZM255 181H256V182H255ZM43 182H44L45 184H44ZM46 182H48V183H46ZM56 182H57V183H56ZM64 182H65V183H64ZM76 182H78V184H76ZM94 182H95V183H94ZM101 182H103V183L105 182V185H104L103 183H101ZM106 182H107V183H106ZM130 182H132V183H130ZM135 182H136V183H135ZM154 182H155V181H154ZM162 182H164V181H162ZM189 182H190V181H189ZM206 182H205V184H206ZM242 182H244V183H242ZM21 183H22V184H21ZM110 183H112L114 187H112V186H111L112 184H110ZM125 183H128V184L130 185V186H129L128 184H126V185H128L127 193H128L129 195H124V194H122V193H124V192H123L122 190H120V188H124V189L126 188V187H125ZM138 183H139V184H140V183H142V184L144 183L143 186L141 185L142 188H141V187H138V189H137V186H140ZM160 183H161L162 186H164V187L160 186V185H161ZM169 183H170V186H169ZM182 183H183V184H181L180 186H178L179 189L181 188L182 185H183V186L186 185L185 183L188 184V182H182ZM214 183H215V182H214ZM214 183H213V184H214ZM220 183H222V182H220ZM220 183H219V184H220ZM237 183H240L241 186H242V184H245L244 187H245V188H248L249 190H248V191H247V190L245 191L244 189L241 188V191H240V187H241V186L239 187V185H238ZM9 184H11V185H9ZM17 184L20 185V186L18 187ZM38 184H39V185H38ZM65 184H66V187H64ZM94 184H95L96 187H98V188H94V189H93V187H95ZM108 184H109V185H108ZM119 184H120V185H119ZM133 184H135V185H134V186H135L134 189L132 188V187H134ZM136 184H137V186H136ZM146 184H147V186H146ZM157 184H160V185H157ZM190 184H193V183L191 182ZM246 184L251 185V186L248 187V185H246ZM47 185H48V186H47ZM49 185L51 186V187H50L51 189H49ZM86 185H87V186H86ZM116 185H117V186L119 185V188L117 187L118 189L115 188ZM131 185H132V187H131ZM155 185H157V187L160 186L159 189H158L157 187H155ZM172 185H173V187H172ZM198 185H200V184L198 183L197 186H198ZM201 185H202V184H201ZM209 185H211V184H209ZM220 185H221V184H220ZM222 185H223V184H222ZM224 185H226L225 182H224ZM234 185H236L237 187H236V186L234 187ZM8 186H9V187H8ZM28 186L31 187L32 189H33V188L35 189V190L33 189V191H34L35 194L33 193L32 190H30V188H29ZM46 186H47V187H46ZM88 186H90V187H88ZM105 186H106V188L109 187L108 190H109V189L111 190V194L108 193V191L106 190ZM120 186H121V187H120ZM122 186H123V187H122ZM144 186L147 187V188H149V189L151 188V189H153V190H156V192H157L158 194H156V192L153 193V191H152L151 189H150V192H149V193L152 192L151 194H153L154 196H152L151 194H150V195H151L152 197H155V196H157V197H155V198L152 199V198H150L149 194H148V196H147L145 193H147L149 189H148V190H147V189L144 190V188H145ZM166 186H168V188H166ZM190 186H191V185H190ZM194 186H195V185H194ZM202 186H203V185H202ZM202 186H201V189H202ZM217 186H218V185H217ZM129 187H130L131 189H130ZM143 187H144V188H143ZM187 187H188V185H187ZM195 187H196V186H195ZM198 187H199V186H198ZM215 187H216V186H215ZM250 187H252L254 190H250V189H251ZM66 188H69V189H68L69 192H68L67 190H65ZM85 188H86V189H85ZM87 188H88V189H87ZM160 188H161V189H160ZM170 188H171V189H170ZM182 188H183V187H182ZM185 188H186V187H185ZM190 188H191V187H190ZM192 188L194 189L193 186H192ZM205 188H206V187H205ZM205 188L203 189L204 192L207 191ZM211 188H212V186H211ZM216 188L218 189V187H216ZM225 188H224V186L222 187V189L219 188V189L222 190V191L219 190L220 192H217V193H221V194H223L222 192H225V191H224ZM232 188H234L235 191H233L234 189L232 190ZM76 189H77V190H76ZM92 189H93V191H92ZM97 189H99V190H97ZM112 189H116V190L114 191V190H112ZM139 189H141L140 192H138ZM179 189H177V190L179 191ZM187 189H188V188H187ZM213 189H214V188H213ZM236 189H238V190L236 191ZM4 190H6V191L4 192ZM36 190H37V191H41V192H40V193L37 192V193H39V194L37 195V194H36ZM137 190H138V191H137ZM142 190H144L145 193H144ZM146 190H147V191H146ZM157 190H162V191L159 193ZM166 190H167V191H166ZM177 190H176L175 193H176V195L178 194V197H179V193L182 192V190L180 189L179 192H178ZM191 190H192V189H191ZM197 190H198L197 192H199V188H198ZM208 190H209V189H208ZM214 190H216V189H214ZM226 190H227V189H226ZM243 190H244V191H243ZM28 191H29V192H28ZM83 191H84V192H83ZM94 191H95V192H94ZM98 191H99V192H98ZM112 191H114V192L112 193ZM133 191H132V192H133ZM141 191H142V192H141ZM187 191H188V190H187ZM210 191H211V189H210ZM210 191H208L207 193H209V195H211L212 197L210 198V200H208V196L206 195V196H207V200H206L205 203H207V201H208V204H209L211 207H213V209H211V210H213L212 213H210V212H211V210H210L211 207H210L209 205H207V204L205 205V203H203V201H204V199H205V198H204V197H205V196H204L205 194L203 193V191H202V195H201L200 193H197V196L195 195L196 198H198V200H200V197L202 196V198H201V200H200V201H202V203L200 202V208H199V211H198V207H199V205H198L197 207L195 206V204H198V202L196 203V201H195V204H193V206H195V208H196L197 210H196L195 208H193V209H195L196 212L198 211V214H199V215L201 214L200 216H198V215L196 214V215L198 216V219H199V217L201 218V220L204 219V220H203V221H204V224L202 225L203 227L199 225V224H200L199 222H201L200 220H199V222H197L198 219H197L196 215H194V217H196V219H194V218L191 216L193 219L190 218V220H189V217H190L189 215H191L192 213H195V212H193L192 209H191V211H190V209H189V207H188V208L185 209V210H187V211H185V210L183 211V210H182V207H183V209H184L183 204L181 203V201H180L181 204H180L179 202H177V203H179V204H178L179 207L176 205V206L178 207V211H179V212H182V214H181L180 217L184 218L185 220H186V219L189 220V223L187 222L188 220L185 221V223L187 222V223L190 225L191 223H193L191 220H197V221H194V225H192V226L197 225V226H198L197 229H196V227H194L195 230H194V229H191V228H190L191 226H189V229H190L189 232H187V230H185V229L182 231L183 233L190 235V236H191V237H190V240H192V241L194 240V235L197 234V233H199V232H214V231H211V228H212V229L215 228V231H217V230H218V231H220V230H221V231H223V230L231 231V230H229V228L231 227V229H232L233 231H240L238 228H236V226H232L233 224H230V223H229V221H230L229 219H230V215H233V218H234V213H237L238 219H239V217H240V218H243V217H241L242 215L240 216V214H239V213H241V211L238 212V211H234L235 209L233 210V209H229V208L227 209V208H226L227 205H228L227 207H229V206H231V205H232L233 203H235V202L231 203V205H230V204H227V203L225 202V204H226L225 208H226L229 212H231V210H232V212H234V213L231 212L232 214L229 215V214L227 213V211H225L226 209L224 210V208H222V209H223V212L221 213V212L219 211V210L221 209V208H220V207H221V204H219V205L217 206L218 201H219V203H224V202H221L222 199H223V201H225V200H228V199H227L228 197L226 196V199H224V198H225V196H224L225 193L223 194V196H224V198H223V196H220L221 194H219V196L217 195V193H216V195H214V194H215V191H213V190H212L213 192H210ZM6 192H7V194H5ZM9 192H10V193H9ZM62 192H65V193H62ZM72 192H73V193H72ZM97 192H98V193H97ZM125 192H126V189H125ZM134 192H133V193H134ZM136 192H138V193H136ZM162 192H163L164 194L168 192V193H167L168 195L166 196V194H165L166 197H164L163 200H160L161 198L159 197V194L163 196V193H162ZM185 192H186V191H185ZM194 192H196V191L194 190L193 192L190 193L191 196H192V193H194ZM232 192H233V193H234V192H237V194H236V199L233 198V196H234L235 194L232 195ZM251 192H250V193H251ZM2 193H3L5 196L2 195ZM13 193H11V194L13 195ZM54 193H56V194L54 195ZM77 193H78V194H77ZM114 193H116V195H117V194L120 195V197L122 196V198L118 197L117 200H118V199H123V198H124L125 200H123V201L118 200V201H117V200H116V196H115ZM173 193H174V192H173ZM187 193L189 194V191H188ZM212 193H213V195H212ZM226 193H227V191H226ZM250 193H248V195H249ZM16 194H19V193L16 192ZM29 194H30V196H29ZM69 194H70V195H69ZM74 194H76L77 198H75ZM95 194H96V195H95ZM125 194H126V193H125ZM238 194H239V195H238ZM252 194L249 195L251 200H252V198H253V197H252ZM259 194H260V195H259ZM39 195H40V196H39ZM72 195H73V196H72ZM97 195H98V196H97ZM141 195L144 196V198H142ZM248 195H247L246 197H243L242 199L239 198V200H237V201H240V200H242V201H241L240 203H239V202H236L235 204H237V203H239V204L242 203V204H243L245 201H246V202H248V200L250 201V199H247V198H248ZM258 195H259L260 197H259ZM18 196H21V195H18ZM26 196H28V197H26ZM96 196H97V197H96ZM131 196H132V197H135V196L132 195V193H131ZM174 196H175V195H174ZM174 196H173V197H174ZM187 196H188V195H187ZM203 196H204V197H203ZM216 196H217V197H216ZM231 196H232V197H231ZM237 196H238V197H237ZM14 197H17V198H14ZM69 197H70V198H69ZM71 197H74L75 199H74V198H71ZM84 197H86V198H84ZM114 197H115V198H114ZM132 197H131V198H132ZM173 197H172V198H173ZM181 197H182V196H181ZM241 197H242V196H241ZM11 198H10V199H11ZM68 198H69V199H68ZM112 198H113V199H112ZM127 198L129 199V201H127ZM156 198L158 199V202L156 201V200H157ZM170 198H171V197H169L168 199L170 200ZM192 198H193V196H192ZM244 198H246L247 200L244 199ZM3 199H5V201H4ZM15 199H17V200H16V203H14V202H15V201H14ZM41 199H43L42 202H41ZM49 199H50V200H49ZM114 199H115V200H114ZM134 199H135V198H134ZM151 199L154 201V203H153V201H151ZM155 199H156V200H155ZM174 199H175V198H174ZM174 199H173L172 201H174ZM176 199H177V198H176ZM176 199H175V200H176ZM184 199H185V196H184ZM186 199H187V198H186ZM215 199H216V200H215ZM243 199H244V200H243ZM253 199H254V198H253ZM257 199H255V201H254V200L250 201V204H247V203H244V204H243V205L246 204L247 206L245 205L244 207H245L247 210L250 211V212H249V211L247 212V215H248V216H246V215H244V216H246V218L248 219V221H249L250 223L254 224V225H255L256 223H257V224H260L261 221L264 220V213H261V212L264 211V210H262V209H264V208H263L264 205L262 206L263 203L260 201V200H261V199H260V200H258V201L261 202V206H260V205L258 206ZM69 200H70V201H69ZM132 200H133V198H132ZM149 200H150V201H149ZM159 200H160V201H159ZM179 200H180V199H179ZM187 200H188V199H187ZM187 200H186V201H187ZM214 200L217 201L216 204H215L216 206H214V204H210V203L213 202ZM231 200H229V201H231ZM1 201H2V202H1ZM64 201H65V202H68V203H67L66 205H65V203H64L65 206L58 207V209H57L56 206H57V205L59 206L60 204H63L62 202H64ZM71 201H72L73 204H72V203L69 204V202H71ZM116 201H117V202H116ZM124 201H126V202L124 203ZM186 201H185V202H186ZM188 201L190 202V204L193 203L192 200H188ZM209 201H210V202H209ZM215 201H214V203H215ZM253 201H254V203L257 204V206H256L254 203L251 205V203H252ZM263 201H264V200H263ZM11 202H13V203H11ZM37 202H38V201H37ZM78 202L76 201V202H75L76 204H74V206H75V205L77 206V205H78ZM101 202H102V205H103V206H102V205H99ZM118 202H120V203H122V204H123V203H124V204L127 203V206L125 205V208H122V207H124V205L121 206V204L118 203ZM166 202H167V199H166ZM166 202H165V203H166ZM168 202H169V201H168ZM227 202H228V201H227ZM9 203H11V204L9 205ZM58 203H59V204H58ZM116 203H117V204H116ZM133 203H132V201H131V204H132V205H133ZM170 203H173V202H170ZM170 203H169V204H170ZM228 203H230V202H228ZM12 204H13V205H12ZM56 204H57V205H56ZM90 204H91V205H90ZM96 204H97V205H96ZM135 204H134V205H135ZM141 204H142V202L140 203V205H141ZM185 204H187V203H185ZM185 204H184V205H185ZM225 204H222V206H224ZM235 204H234V205H235ZM259 204H260V203H259ZM2 205H3V204H2ZM98 205H99L100 207H99ZM119 205H120V206H119ZM153 205H152L151 208H149V209L152 210L153 207H154ZM164 205H165V204H164ZM204 205L210 207V208H209L210 212H204V210H203V212H204V213H203L202 210H201L202 213H199L201 207H202V209L205 208ZM243 205H241V206H243ZM254 205H255L256 207H255ZM31 206H32V205H31ZM76 206H75V207H76ZM89 206H91L90 209H93L92 207H94V206H97V207L99 208V209H98V208L96 207L95 210L93 209V212H94V215H93V216H91V215L93 214V212H92L91 210H88V209H89ZM148 206H149V207H148ZM155 206H156V205H155ZM157 206H156V207H157ZM173 206H175V205H173ZM173 206H172V207H173ZM187 206H189V205H187ZM187 206L185 205V207H187ZM191 206H192V205H190V207H191ZM203 206H204V207H203ZM219 206H220V207H219ZM238 206H239V210H243L244 207H241L240 205H238ZM238 206L235 205V207H237V208H238ZM1 207H2V208H1ZM32 207H33V206H32ZM65 207H66V208H65ZM77 207H78V206H77ZM81 207H82V208H81ZM83 207H84V208H87V209L84 210V211L87 210V211H86V213L88 212L87 214H85V212H83ZM117 207H118V208H117ZM120 207H121V208H120ZM135 207H136V206H135ZM161 207H162V206H161ZM165 207H166V206H165ZM165 207H164V208H165ZM214 207L216 208V210H215ZM217 207H219V210H218ZM240 207H241V208H240ZM257 207H261L262 209L257 208ZM11 208H12V209H11ZM18 208H19V207H18ZM59 208H63V209L66 211V215H65V216H64V214H62V213H64V212H62L63 209H62V211H61ZM101 208H104V209L102 210V212H100V211H101ZM119 208H120V209H119ZM128 208H129V209H128ZM166 208H168V207H166ZM169 208H170V207H169ZM206 208H208V207H206ZM230 208H232V207H230ZM245 208H244V210H245ZM4 209H5L6 213H3V212H5V211H3ZM7 209H8V211H10V210H11V211L13 210V211H12V212H11V211L8 212ZM16 209H17V210H16ZM56 209H57L58 211H57ZM74 209H75L76 211H75ZM79 209H81V210H79ZM97 209H98V210H97ZM123 209H124V211H125V209H127V210H126L127 212H126V211L124 212ZM154 209H155V208H154ZM157 209H159V208H157ZM160 209H161V208H160ZM171 209H172V208H171ZM174 209H176V208H174ZM257 209H258V211L261 210V212H260L259 215H257V213H258ZM15 210H16V211H15ZM96 210H97V211H96ZM104 210H105V211H104ZM119 210L122 211V214L124 213L125 215H124V214H123L124 216L121 215V213H120ZM151 210H150V213H151ZM168 210H169V209H167V211H168ZM206 210H208V209H206ZM206 210H205V211H206ZM217 210H218V211H217ZM237 210H238V209H237ZM244 210H243V212H244ZM17 211H18V212H17ZM43 211H44V210H43ZM60 211H61V212H60ZM95 211H96V212H95ZM153 211H154V210H153ZM153 211H152V212H153ZM162 211H163L162 209L159 210V212H161V214H162ZM167 211L164 212V213L166 214ZM224 211H225V212H224ZM245 211H246V210H245ZM251 211H252V212H251ZM16 212H17V213H16ZM46 212L48 213V215H47ZM59 212H60V213H59ZM79 212L77 213V215L79 214ZM90 212H91V214H90ZM97 212H99V213L95 215V213H97ZM156 212H157V211H156ZM169 212H174V210H173V211H169ZM169 212H168V213H169ZM8 213H9L10 215H9ZM18 213H19V214H18ZM30 213L32 214V216H31ZM104 213L106 214V216H105ZM150 213H149V216H146V215H147V213H146L145 218H146V217H150V215H151ZM174 213H175V212H174ZM176 213H177V211H176ZM176 213H175V214H176ZM186 213L188 214L187 216H186ZM224 213H227V214H224ZM245 213H246V212H244L243 214H245ZM251 213H253L252 215H255V216H252V215H251V217H249ZM255 213H256V214H255ZM12 214H13V215H12ZM14 214H15V218H14ZM39 214H40V215L42 214L43 218H41L42 216L39 217V216H38ZM60 214H61L62 216H61ZM72 214L74 215V217H76V219L78 218V220H76L78 224L75 223L76 221L74 220L75 218L73 217ZM89 214H90V215H89ZM100 214H101V215H100ZM141 214H142V215H141ZM153 214L155 215V213H153ZM170 214H171V213H170ZM179 214H180V213H179ZM223 214L225 215V217H224ZM2 215H3V216H2ZM6 215L8 216V219H9L10 222L8 221ZM54 215H56V216L59 217V218L56 219V217H55ZM59 215L61 216V218H60ZM83 215H85L86 218H87V215H89V216L91 217V218H89V219H90L92 222H94V223H92L91 221H87V220H89V219H85V217H84V218H80V217H83ZM97 215H100L102 218H104V220H103L102 218H100V216L98 217ZM137 215H139V217H138ZM172 215H173V214H172ZM183 215H184L185 217H184ZM192 215H193V214H192ZM217 215H218L219 217H217ZM222 215H223V216H222ZM256 215H257V217H256ZM11 216H13V218L10 220ZM21 216L23 217V219H22ZM45 216H47V217H45ZM69 216H70V217H69ZM94 216H95V220L92 219V217L94 218ZM151 216H153V215H151ZM160 216H161V215H160ZM160 216H159V218H160ZM164 216H165V215H163V219H164ZM166 216H168V214H167ZM166 216H165V217H166ZM177 216L179 217L178 214H177ZM17 217H18L19 220L17 219ZM34 217H36V218H34ZM38 217H39V219H38ZM63 217H64V218H63ZM123 217H124L125 219H124ZM134 217L139 218V220H138V219L136 220V218H134ZM143 217H144V216H143ZM154 217H155V216H154ZM168 217H169V216H168ZM186 217H187V218H186ZM223 217H224V218H223ZM235 217H236V216H235ZM252 217H253V218H252ZM2 218H3L4 220H3ZM20 218H21V221L23 220L22 222L20 221ZM24 218L27 220L28 223L26 222V224H24V222L26 221V220H24ZM108 218H109V220H107ZM151 218H152V217H151ZM161 218H162V216H161ZM161 218H160V219H161ZM170 218H171V217H170ZM172 218H173V217H172ZM172 218H171V219H172ZM217 218H218V219H217ZM233 218H231V219H233ZM236 218H237V217H236ZM6 219H7V222H6ZM15 219L18 220V221H17L18 223H19V222H21V223L18 224V223L16 222ZM42 219L45 220V221H43ZM46 219L49 220V223H50V224L47 222ZM50 219H51V220H50ZM80 219H81V221H84V222H82V224L85 225V226H82V224L80 223ZM82 219H84V220H82ZM98 219H100V220L102 219V220H101V221H100V220L98 221ZM105 219H106V220H105ZM123 219H124V220H123ZM140 219H141V220H140ZM143 219H144V221H143ZM148 219H149V220H148L149 222H150V220L153 221V219H150V218H148ZM154 219H155V218H154ZM184 219H183V220H184ZM219 219H220V220H219ZM249 219H250V220H249ZM261 219H262V220H261ZM39 220H42L43 223H46V222H47V223H46V224L40 223L41 221L39 222ZM58 220L60 221L61 224L59 223ZM85 220H86L87 223L85 222ZM127 220H128V219H127ZM130 220H129V221H130ZM134 220H135V221H134ZM173 220H174V218H173ZM222 220H223V221H222ZM236 220H237V219H236ZM242 220H243V219H242ZM11 221H12V222H11ZM13 221H15V222L13 223ZM37 221H38L39 224L37 223ZM53 221H54V223H53ZM61 221H62V222H61ZM74 221H75V222H74ZM95 221H96V222H95ZM97 221H98L99 225L96 227L95 224L97 225ZM103 221H105V222H104V225H103V223H102ZM119 221H120V222H119ZM123 221H124V222H123ZM154 221H155V220H154ZM164 221H165V220H164ZM167 221H168V220H167ZM167 221H166V222H167ZM176 221H177V219H176ZM180 221H181V220H180ZM190 221H191V223H190ZM206 221H207V223H206ZM234 221H235V220H234ZM239 221H240V220H239ZM253 221H254V222H253ZM5 222L7 223V225H6ZM29 222H30V223H29ZM89 222H91L93 225H91V223H89ZM130 222H131V221H130ZM141 222H143V223L141 224ZM155 222H156V221H155ZM157 222H161V221H158V220H157ZM162 222H163V221H162ZM162 222H161V223H162ZM170 222H171V221H170ZM170 222H167V223L170 224ZM183 222H184V221H183ZM235 222H236V221H235ZM237 222H238V221H237ZM242 222H243V221H242ZM249 222H248V224H249ZM263 222H264V221H262V223H263ZM9 223H10V226H11V227L9 226ZM15 223H16V226H13ZM22 223H23L24 225H23ZM55 223H56V225H55ZM57 223H58V224H57ZM79 223H80V224H79ZM118 223H119V224H118ZM150 223H152V222H150ZM196 223H199V224H196ZM202 223H203V222H201V224H202ZM232 223H233V222H232ZM244 223H245V222H244ZM246 223H247V220H246ZM11 224H12V225H11ZM42 224H43V225H47V224H48L49 227H48V226H47V227H48L49 229L46 228V226H45V227L42 226V228L40 227V228H41L40 231H42V232H40V231H39L40 228L38 229V227L41 226ZM59 224H60V225H59ZM75 224L79 225V226H78V227H79V230H80V231H83L82 233H81L80 231L77 232V231H78V230H77L78 227L75 229L74 227L77 226V225H75ZM86 224H87V225H86ZM147 224H148V223H147ZM159 224H160V223H159ZM175 224H176V223H175ZM188 224H186V225H188ZM205 224H206V225H205ZM219 224H220V225H219ZM221 224H223V228H222V225H221ZM234 224H235V223H234ZM257 224H256V225H257ZM4 225L7 227V230H9V232L5 229L6 227H4ZM22 225H23V226H22ZM26 225H27V226H26ZM31 225H32V226H31ZM38 225H39V226H38ZM50 225H53V226H50ZM74 225H75V226H74ZM89 225H90L91 228H92V226H93V228H94V226H95V228H99L100 225H101L102 228H104L103 230L105 231V233L102 232L103 230L101 231L100 228H99V229H93V228H92V229H90V230L92 231V232L90 233V231H88L89 228H90ZM105 225H106V226H105ZM128 225H129V223H128ZM130 225L132 226V224H130ZM150 225H151V224H150ZM153 225H155L154 222H153ZM156 225H157V223H156ZM162 225H164V224L162 223V224H161V227H162ZM182 225H183V224H182ZM184 225H185V224H184ZM204 225H205V227H204ZM241 225L244 226V224H243V223L241 224V221H240L239 226H241ZM256 225H255V226H256ZM34 226H35V227H34ZM67 226H68V228H67ZM80 226H82L83 229H82V227L80 228ZM131 226H130V227H131ZM159 226H160V225H159ZM170 226H171V225H170ZM175 226H176V225H175ZM175 226H174L173 228H175ZM177 226H179V225H177ZM177 226H176V227H177ZM220 226H221V227H220ZM237 226H238V225H237ZM250 226H251V227H254L253 225H250ZM250 226H249V227H250ZM15 227H16L17 229L20 228L21 230H23V229L26 228V227H27V228L29 227L28 229L26 228L27 231H28V236H27V231H26V230H23L22 232H20L21 230L19 229L20 231H19V230L16 231L17 229H15ZM30 227H33V228H30ZM50 227H51V228H50ZM141 227H142V228H141ZM163 227H164V226H163ZM163 227H162V228H163ZM200 227H202V228H200ZM206 227H207L208 229H207ZM213 227H214V228H213ZM217 227H218V228H217ZM233 227H234V228H233ZM246 227H247V225H246L244 228H246ZM251 227H250V228H251ZM261 227H262V226H261ZM261 227H259V228H260V231H261V229H262ZM3 228H4V229H3ZM10 228H11V229H10ZM34 228L37 229V233L40 232V233H39V234H40V237L42 236L41 238H38L39 241L36 240V238L39 237V234L36 233V230H35ZM53 228H54V229H53ZM87 228H88V230H87ZM127 228H129V227L127 226ZM136 228H134V229L136 230ZM151 228H152V227H151ZM153 228H154V230H153V231H150V232H158V231L160 232V230H158V231L155 230V227H153ZM158 228H159V227H158ZM158 228H157V229H158ZM173 228H172L171 230H173V231L175 230V231H176L177 228H176V229H173ZM180 228H182V227H180ZM185 228H187V227L185 226ZM192 228H193V227H192ZM220 228H222V229H220ZM250 228H249V230H250ZM256 228H257V227H256ZM13 229H14V230H13ZM43 229H44V233H43ZM51 229L55 230L56 232H53V230H51ZM110 229H111V230H110ZM129 229H130V228H129ZM132 229H133V228H132ZM132 229H130V230L133 232L134 229H133V230H132ZM165 229H167V228H165ZM187 229H188V228H187ZM206 229H207V231H205ZM234 229H235V230H234ZM240 229H242V226H241ZM252 229H253L252 231H255V233H256V230H255L254 228H252ZM10 230H12V231H10ZM31 230H32V231L35 230V232L33 233ZM46 230H47L48 232H47ZM60 230H61V231H60ZM125 230H127V231H125ZM168 230L170 231V229H168ZM208 230H210V231H208ZM247 230H248V229H247ZM257 230H258V229H257ZM262 230H263V229H262ZM4 231H5V232H4ZM24 231H25V232H24ZM58 231H59L60 233H59ZM74 231H76L75 236H74V234H73ZM96 231H97V232H96ZM165 231H166V230H165ZM165 231H164V232H165ZM177 231H179V230H177ZM194 231H195V232H194ZM250 231H251V230H250ZM3 232H4V233H3ZM11 232L13 233V235H11V234H12ZM14 232H16V233H14ZM23 232H24V233H23ZM30 232L33 234V237H34L35 234H36V236H35L36 238L34 237L36 241L34 240V238H32ZM49 232H50V233H49ZM107 232H108V231H107ZM109 232H108V233H109ZM116 232H117V233H116ZM118 232H119V233H118ZM193 232H194V233H193ZM263 232H264V230H263ZM2 233H3V234H2ZM8 233H10V234L6 236L5 234H8ZM20 233H21V234H20ZM22 233H23V235H22ZM41 233H42V234H41ZM74 233H75V232H74ZM114 233H113V235H114ZM258 233L260 234V232H258ZM17 234H20V235H19V238H20V239L23 238V237L26 238V236H27L28 239H27V238H26L25 240H24V239H21V240H23V241H20V239L17 237L18 240H16V237H15L14 235H17ZM25 234H26V236H24ZM48 234H49V235H48ZM106 234H107V233H106ZM117 234H118V235H117ZM95 235L97 236V234H95ZM98 235H99V234H98ZM110 235H111V234H110ZM110 235H109V237H110ZM113 235H112V236H113ZM127 235H128V234H127ZM129 235H130V233H129ZM129 235H128V237H129ZM257 235H258V234H257ZM10 236H12L13 239H12ZM13 236H14V237H13ZM21 236H22V237H21ZM30 236H31V237H30ZM48 236H49V237H48ZM79 236H80V237H79ZM79 236H77V239H80V238L83 239V236H82V235H79ZM107 236H108V234L105 235V237H107ZM112 236H111V238H109V239H107V240H106V238H104V239H105L104 241L100 240V239H103V238L99 236L100 239H98V241H102V242H104V243L107 241V243H108V241L111 240L109 244H111V246H112V245H113V244H112V239H113ZM125 236H126V235H125ZM243 236H245V235H243ZM247 236L249 237L248 234L246 235L245 238H242V237H241V241H243V239H244V241L241 242V246H242L241 248H242V249H243V248H246V249H247L248 247L251 246V244L248 245V243H247V238H248ZM253 236H254V235H252V237H253ZM261 236L264 237V233H262ZM7 237H9V240H8ZM59 237H60V236H59ZM59 237H56V238H57V240H60V241H61V239H59ZM128 237H126V238H124V239L129 240ZM252 237H250V241H252V240H251ZM255 237H256V236H255ZM258 237H259V236H258ZM258 237L255 238V239H258ZM5 238L7 239L6 241H5ZM14 238H15V239H14ZM29 238H31V240H30ZM48 238H51V239H48ZM93 238L97 239L98 236H97V238H96V237L93 235ZM107 238H108V237H107ZM11 239H12V240H11ZM42 239H45V240H42ZM68 239H69V240H68ZM70 239H71L73 242L70 241ZM77 239H76V240H77ZM81 239H80V241L82 242ZM89 239H90V240H88V242H90V243L94 242V243H95V241H93V240H95V239H93V240H92V238H89ZM114 239H113V240H114ZM117 239H118V238H117ZM117 239H115L116 242L118 241ZM10 240H11V241H10ZM26 240H27V241H28V240L32 241L31 243H33V242L35 241L33 244H36V246H35V245H31V244H30V241H29V244H30V245H28V242H27V243H24V242H26ZM41 240L43 241V243H42ZM83 240H84V241H83V243H81V246H80V244L77 245V244H78V243H77V244H76L77 246L75 245V248L77 247V249H78V246H80L81 249H82V248L84 249L85 246H87V245L89 244V243L87 244V242H86L87 240H86L85 238H84ZM258 240H259V239H258ZM14 241H15V242H14ZM18 241H20L21 243H19ZM40 241H41V243H42V247H39V245H40ZM45 241H46V244H44ZM120 241H121V239H120ZM120 241H119V242H120ZM253 241H256V240H253ZM253 241H252V242H253ZM259 241H260V243L264 242L263 240H262V241L259 240ZM2 242H3V243H2ZM9 242H11V243H9ZM12 242H13V243H12ZM17 242H18V243H17ZM113 242H115V241H113ZM125 242H126V241H125ZM125 242L122 241L123 244H124ZM4 243H6L5 246H4ZM8 243H9V244H8ZM14 243H15V245H16V244H18V245L15 246ZM38 243H39V244H38ZM59 243H60V242H59ZM64 243H65V244H64ZM79 243H80V242H79ZM98 243H99V242H98ZM104 243H103V244H104ZM120 243H121V242H120ZM120 243H118V244L120 245ZM122 243H121V247H122V249H121V247H120L119 245H117V244L114 243V245H115V251H116V247L118 248V250L123 251V249H124V250L127 249V251H128V249H129L128 246H129V245L127 244L128 246H127V248H125V247H126V246H125L126 243H125V244H124L125 247L123 248ZM127 243H129V242L127 241ZM254 243H255V242H254ZM12 244H13V247H12ZM20 244H21V245H20ZM22 244H25V245L27 244V245L30 246V247L23 246ZM49 244H50V245H49ZM70 244H72V245H70ZM84 244H85V246H84ZM103 244H102V243H99V244L97 245V243H96L94 248L97 247L96 250H97V249H101V246H103ZM258 244H259V243H257V245H258ZM262 244H264V243H262ZM8 245H9V247H8ZM10 245H11V246H10ZM43 245H44V246H43ZM48 245H49V248H50L51 250L48 248L49 250L46 252V247H48ZM57 245H58V242H57ZM69 245L72 246V247H70ZM90 245H91V244H90ZM90 245H89V248L92 247V246H94L93 243H92V246H90ZM96 245H97V246H96ZM106 245H107V244H106ZM116 245H117V246H116ZM19 246H23L24 249L26 248L25 250H26L28 253L22 251V250H23V247L21 248V247H19ZM33 246L36 247V249H38V247H39V248H42V249H38V250H36V249H34ZM40 246H41V245H40ZM45 246H46V247H45ZM54 246H56V245H54ZM59 246H60V244H59ZM62 246H61V250H57V249H55L56 251L53 252V253L57 252L58 254H60V256H58L57 253L55 254V256L57 255L58 258L60 257L59 259H61V260H63V259H62L63 256H70V257H69L70 260L74 259V258H73L74 255H73V254L75 253V251H73V253H72L73 256H71V253H70V255H67V253H66V251H67L66 248H64V247L62 248ZM104 246H105V245H104ZM109 246H110V245H109ZM109 246H106L105 248H106V249H109V248H110ZM118 246H119V247H118ZM17 247H18V249L21 248L19 251H20V252H21V251L23 252V253L21 252V253H22V256L24 255L23 257H22V256H18V254L21 255V253H20V252H19V253L17 252V251H18V250H16ZM32 247H33V248H32ZM56 247H57V246H56ZM68 247H69V248H68ZM107 247H108V248H107ZM129 247H130V246H129ZM262 247H264V246H262ZM11 248H12V249H11ZM13 248H14V249L16 248L15 251L13 250ZM27 248H30V250L27 249ZM89 248H88V251H89ZM94 248H91V249H90V251H91V250H94V251H93L94 253H93V252L91 253V252L89 251V252H90L91 254H93V255L89 254V252H88V254H87V250H86V254H87V257H88V258H84V257H82V256L79 255V258H78V259H79L80 261H83L84 264H86V262L88 263L90 260L92 261L91 263L94 262L95 264H101V263H99V262H101V261L96 259V258H99V257L97 256L98 254H97V255H94V254H95L96 252L98 253L99 251L102 252L104 249H103V250H98V251H96ZM103 248H104V247H103ZM32 249H34V250H32ZM58 249H60V248L58 247ZM77 249H75V250L77 251ZM81 249H79V250H81ZM83 249H82V250H83ZM86 249H87V248H86ZM106 249H105V250H106ZM113 249H114V246L111 248V250H113ZM246 249H245V251L247 252L248 250H246ZM248 249H249V248H248ZM11 250H12V253L10 252ZM41 250H42V251H41ZM69 250H68V251H69ZM79 250H78V252H77L78 254L83 253V252H81L82 250H81V251H79ZM105 250H104V251H105ZM129 250H130V249H129ZM253 250H254V249H253ZM256 250H257V251H260L261 249H256ZM263 250H264V249H263ZM263 250H261L260 252H258V254H260V253L264 254V251H263ZM31 251H32V252H31ZM35 251H37V254H36ZM84 251H85V249H84ZM95 251H96V252H95ZM104 251H103V252H104ZM115 251H114V252H113V251H109V252H111L112 254H114ZM127 251H126V253H127L128 256H129V253H128ZM242 251H243V250H242ZM249 251H250V250H249ZM262 251H263V252H262ZM4 252H5V253H6V252H8V253L10 252V253H9V254H10V257L7 255V253L5 254ZM38 252L40 253V256H38V257H42V256H41L42 252H43V256L45 257L44 259H42L43 257L40 258V259H41L40 262H38V261H39V259H38V257H37V255L39 254ZM44 252H45L47 255H46ZM101 252H99V255L103 254V253H101ZM107 252H108V251H107ZM107 252H106V253H107ZM118 252H119V251H118ZM118 252L116 251L117 254H118ZM124 252H125V251L119 253L118 256H119L120 258H118V259H114L115 256H117V255L114 254V255L112 256L111 253H110V255L107 253V254H108V257H106L107 255L104 256L105 254H103L102 256H104L105 258H104V257H102V258H104V261H105V262H106L107 260L110 261V260H113V259H114V261L117 260L118 264H119V260H120V264H121L122 262H123L122 264H124L125 262H126L127 264H130L128 261H125V260H126V259H125L126 256H124ZM243 252H244V251H243ZM252 252H253V251H252ZM31 253H33V254H31ZM53 253H51V254L53 255ZM64 253H66V254L64 255ZM122 253H123V254H122ZM254 253L256 254V255H254V256H256V259H257V261H258L257 253L255 252V250H254ZM254 253H253V254H254ZM3 254L6 255V257H5ZM11 254H12V255H11ZM35 254H36V256H35ZM51 254H50L49 256H51ZM86 254L84 255V253H83V255H84L85 257H86ZM120 254H121V255H120ZM243 254L246 255V253H242V254H241V258H242L243 260H245V258L242 257ZM262 254H261V255H262ZM45 255L48 257L47 260H46V256H45ZM61 255H62V256H61ZM88 255H89V256H88ZM122 255H123L124 257H123ZM261 255H260V257H263V256H264V255H262V256H261ZM14 256H15V257H14ZM16 256H18L19 258L16 257ZM76 256H77V255H76ZM76 256H75V257H76ZM110 256H112L113 259H111ZM118 256H117V257H118ZM121 256H122V258H121ZM254 256H251V258H249V259L251 260ZM11 257H12V260L10 259ZM13 257H14V258H13ZM28 257H25V258H27V259L23 262L24 264H25V262H28V261H29ZM36 257H37V258H36ZM52 257H53V256H51V258H52ZM61 257H62V258H61ZM80 257H81V258H80ZM100 257H101V256H100ZM117 257H116V258H117ZM246 257H248V255H247ZM5 258H7V259H5ZM8 258H9V259H8ZM71 258H72V259H71ZM106 258H107V260H105ZM108 258H110V259H108ZM126 258H128V259L130 260L129 257H126ZM3 259H5V260H3ZM16 259H17V260H16ZM49 259H50V258H49ZM64 259H65V258H64ZM67 259H68V258H67ZM75 259H77V257H76ZM75 259L72 260L73 263H75V262L77 261V260L75 261ZM88 259H90V260H88ZM99 259H100V258H99ZM122 259H123L124 261H122ZM128 259H127V260H128ZM242 259H241V260H242ZM2 260H3V261H2ZM18 260H19V262H21V263H19ZM42 260H43V261H42ZM44 260H45V262H44ZM50 260H51V259H50ZM55 260H57V258H55ZM65 260H66V259H65ZM85 260H86V262H85ZM87 260H88V261H87ZM250 260H249V262H247V264H248V263H254V264L256 263V264H257V262H254V260H252L253 262H250ZM262 260H264V258H262ZM262 260H259L258 263H260V261L263 262ZM10 261H11V262H10ZM15 261H14V263H12V264H17ZM41 261H42V263H41ZM46 261H47V262H46ZM52 261H53V262H52L51 264L54 263V260H53V259H52ZM74 261H75V262H74ZM114 261H112L113 264L115 263ZM246 261H247V258H246ZM255 261H256V260H255ZM57 262H58V261H57ZM57 262L55 261V264H58ZM60 262H61V261H59V263H60ZM63 262H64V261H63ZM83 262H82V263H83ZM117 262H116V263H117ZM244 262H245V261H244ZM244 262H243V264H244ZM23 263H22V264H23ZM66 263H69V264H70V262H67V261H66ZM76 263H78V261H77ZM76 263H75V264H76ZM82 263H81V264H82ZM116 263H115V264H116ZM126 263H125V264H126ZM26 264H27V263H26ZM28 264H29V262H28ZM49 264H50V262H49ZM60 264H62V263H60ZM71 264H72V263H71ZM79 264H80V262H79ZM89 264H90V262H89ZM102 264H104V262H103ZM106 264H107V263H106ZM109 264H111V261H110ZM261 264H262V263H261Z\"/></svg>","mask_w":264,"mask_h":264},{"label":"clouds","instance_id":"9594fccd","mask_svg":"<svg viewBox=\"0 0 264 264\" xmlns=\"http://www.w3.org/2000/svg\"><path fill=\"white\" fill-rule=\"evenodd\" d=\"M243 8L228 0H209L185 37L169 43L166 58L181 65L208 67L225 58L223 38L242 22ZM159 245L166 243L161 239Z\"/></svg>","mask_w":264,"mask_h":264},{"label":"crops","instance_id":"0c3cea01","mask_svg":"<svg viewBox=\"0 0 264 264\" xmlns=\"http://www.w3.org/2000/svg\"><path fill=\"white\" fill-rule=\"evenodd\" d=\"M26 137H27V134L25 135V139H26Z\"/></svg>","mask_w":264,"mask_h":264}]
</instances>
